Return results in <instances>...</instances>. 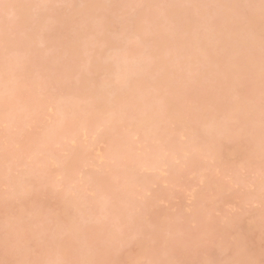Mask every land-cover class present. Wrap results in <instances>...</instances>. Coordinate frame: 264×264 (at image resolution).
<instances>
[{
	"label": "bare ground",
	"instance_id": "obj_1",
	"mask_svg": "<svg viewBox=\"0 0 264 264\" xmlns=\"http://www.w3.org/2000/svg\"><path fill=\"white\" fill-rule=\"evenodd\" d=\"M6 1V2H5ZM31 1H33V0H3L2 2H1V0H0V12H2L1 14H3V15H1L0 16V24H1V26H0V29H3V32L5 33V29H8L7 31H9V32H7L8 34H10V31H12V29H9L10 27H12V26H15L17 29H18V31H17V29L14 27L13 29H15V30H13L12 31V34H10L11 36L12 35H16L15 36V38L14 39H12V40H10V41H8V37H7V35L6 34H3V32L2 31H0V33H2L3 34V36H5L3 39H4V46L2 45L3 43H2V41L0 40V48L2 49V50H0V56H2L1 57V59H3V60H5V62L4 61H0V62H4L5 63V65L7 64V63H9L8 65H7V67L9 68V69H7L6 67H5V70L6 71H4L5 72V75H6V77L7 76H9L10 74V72H11V75H10V79H8V78H5L4 76L2 77L1 75H0V117L1 118H4L5 120L3 121V122H5V123H7V119H9V121H8V126H10V127H12L11 125H9V124H13V126H15V125H19V127H17V126H15V130H14V132H13V129H14V127H12V128H9L8 126L6 127V128H8L9 130L7 131L8 132V134H9V136L7 135V136H4V135H6L7 134V132H6V134H5V132H4V134L2 135L3 136V138L4 139H7L6 141H7V143H8V146H9V149H7V147L8 146H4L6 149L4 150L6 153H2L3 152V150L2 149H4L2 146L0 147V149H1V153H0V155L2 154V155H4V156H0L1 158H5V155H6V158H7V160H6V162H8V164L10 165L9 167L7 166V164H5L4 163V165L6 166V168H9V169H11L12 167V170H16L18 173L19 172H21L23 175H28L27 177H21L22 175H21V173H19L18 174V176L19 175H21V176H19L18 177V179L19 180H15V178H14V176H11L10 174H9V172H7V171H5V170H2V169H4L5 167H3V162H2V164H0L1 165V169H0V174L3 172L4 174L5 173H7V174H9L10 175V178H8L7 179V182H4L5 181V178H4V176H6V175H4V174H1L0 175V177L3 175V177H2V179L0 180V185L2 186L3 184L2 183H4V186H5V189H9V188H13L12 190H14V192L12 191V190H10L9 189V191H8V194H10V195H12V194H14V197L12 196H10V195H8L7 194V198H5V199H8V196L9 197H11V199L9 198L7 201V204H6V208H5V211H3V218H2V220H3V222H9V228H10V222H11V227H13V230L16 232V230L17 229H14L15 227H16V225H18L19 224V221L21 222L18 226H17V228H18V232H16V233H14V231H12V230H10V233L11 232H13V234H9V232H7L6 231V229L4 230L5 232H3V231H1L0 230V234H2V233H8L10 236L12 235V236H14L13 238H12V242L14 243V241L16 240V238H17V236H15V234L16 235H18V233L20 234V236H19V238H17L18 240H21L20 241V243H14L13 245H15V246H13V247H15L14 248V250H11L12 252H14L13 254H11L12 252L11 251H9V255H11V256H13V255H16V253H17V251H18V249L20 248V246H21V244L23 243V245L25 244L26 246H27V244L26 243H28V233L30 232V230L31 229H29L28 230V228H29V226H30V224L27 222V219L29 220V219H32V218H34V217H42L43 216V214H44V216H46V218H47V215H49L50 217H49V219L50 220H53V221H55L56 219H58V220H56L55 221V223H56V226L57 225H59V226H57L58 227V229H56V230H54L55 229V227H53V229L52 230H54L53 231V233H52V230L50 231V233H49V235L50 234H52V235H57L58 234V236L57 237H55L54 238V236H53V241H54V243L52 242V241H50L49 239H51L52 240V235H51V238L50 237H48V239H47V236L45 237V239L44 238H42V240H44L43 241V244L44 245H42L43 246V249H42V251H40L41 253V255H35L34 257H33V254H31L32 252H30V254L32 255H30L29 254V252H27L28 251V249L25 247V245L23 246H21V249L23 248V249H27V251L25 250V252L23 253V251L22 250H20V252H22V254H19V252H18V255H20V256H22L21 258L19 257H15V256H13V258H18V259H16V260H19V259H21V260H19L18 262L16 261L15 263L16 264H44V262H46V264H64V263H66V264H95V262L97 263V264H120L121 262H122V260H121V258L123 259V262H124V258L126 259L127 258V261L129 260V261H131V264H138L139 263V261L141 262V264H144L145 262H146V264H155L156 263V261H158V260H161V262L159 263V264H166L167 262H169V260H170V262L173 260V259H175V258H173V256L171 257V255H170V253H171V251H172V247H170L169 248V246H171L172 245V240L170 239V241H169V239H168V241L166 240V238L165 237H167L168 238V236H167V234H163V233H169L170 234V228H171V226H172V224L169 226V227H167V228H165V225L166 226H168V224L167 223H165V222H170L171 220H169V213H171V209L174 207V204L176 203V205L175 206H177L176 207V209H178L179 207H180V209H178L177 211H180V212H178V216L181 218V219H183L184 220V222H185V224H186V220L183 218L184 217V213H185V211H187V210H184L185 209V207L187 206V203H186V199H187V196L184 194V190H181L180 191V189L182 188V189H184L183 188V186H187V187H185V188H187L186 190H188L189 192L191 191V188H193V186H194V184H193V182H195V181H199L200 179H199V177L198 176H200L201 174H194V177L192 178L191 177V179H190V177L188 176V175H190L189 173H190V171H191V174L193 173V171L196 173L197 171L199 172H203L204 170H206L207 169V173L204 171V173H203V176H204V181L202 182L203 184H204V186H206L208 183L210 184V185H208L207 187H204L203 186V184L200 186L198 183V185L200 186V189L199 188H197V189H195V191H197V192H199L198 191V189L200 190V192L199 193H197L196 192V195H197V197H203L201 200L200 199H198L197 200V197H196V199H194V200H196V202L193 200V202L194 203H196V204H194L193 202L191 203V205L190 206H193V205H195V208H199V209H195V208H190V206H189V208H190V210L192 209L193 211L195 210H198V212H195V216L194 217H196V219L193 217V211L191 210L190 212H191V216L194 218H192V220H194L193 222H195V224H196V222L197 221H199L196 225H197V227L199 226V224H200V220H202L201 221V224H200V229L199 228H197L196 227V225H194L193 227H190V228H192V230L191 229H189V232L190 233H187L188 234V240H187V245L190 247L189 248V253L192 255V252L195 250V252H196V254H197V250L199 249H201L202 251H204V247H205V250H206V248H210V250H212L213 248V240H215L216 242H217V235L215 236V234H216V232H219V235L221 234V231H223L222 229L223 228H225L224 230L225 231H223V234L225 233V235H223L224 236V238H223V236L221 235V236H219L218 237V240H220L219 238H221L222 237V240H220L221 242H219V243H216V244H218L219 246H217L216 244V246L217 247H219V248H215L216 246L214 245V249H216V250H214V251H217L220 255V257H217L216 258V256H217V254H216V256L214 255V251H211L212 253H213V255H212V253L210 252V254L213 256H209L210 254H206V255H208L209 257H207L206 258V256L205 255H201L200 253H198L197 254V256L200 254L201 255V257H203V258H206V260L209 258L210 260L212 259L213 260V258H214V261H212V263H216V264H222L221 263V261L224 263V264H227L226 263V261H230V263L231 262H233V264H264V261H262V260H264V259H262V258H264V257H262V256H264V255H262L263 254V251L262 250H264V248H263V246H264V243H263V246L261 245H259L258 243L260 242V243H262L263 241H264V239H260V240H258V243L256 244V246H260V248L258 247H256L255 246V244H253V243H255L254 242V240L255 239H257V237H258V239L260 238V236L263 238V234H264V229L262 228V227H264V226H260L259 224H263L264 225V220H263V218H264V214H261V208H262V210H263V206H264V201L262 202L261 201V194L263 193V192H260V191H264V183H263V181H264V179H263V181L262 180H260V181H257V180H255L254 179V177H250V174H251V172L252 173H254V172H258L257 170H256V168L257 169H261L260 171V173L258 174V177L256 176L255 178L257 179H259L260 177H261V179L262 178H264V176L262 175V173L264 172V166H262V165H264V107L262 106V105H264V104H262V102H264V93H261V92H264V86H261L262 87V89H261V87H260V85H262L263 83H264V2L262 1V0H252L253 1V4L252 3H246L247 5L244 7L243 6V2L245 1V0H114L116 3H115V8L113 7V5H114V2H113V4L112 3H110L109 2V0H108V2L110 3H108L107 5L105 4V1H107V0H102V1H100V0H77V1H75V0H55V1H58L57 3H59V1H61V4L63 3V2H65L66 4H65V6L67 7V6H72V4H75V5H73L72 7H68V8H66V10H68V11H66V12H64L65 11V8H63V10H61L62 12H61V14H60V16H59V14L57 15V13L59 12L58 10L59 9H56V11L54 10V8L52 7V5H51V7H49L50 6V4H51V1L52 0H50L49 2H47V4H44L45 2H46V0H44V3H42L43 2V0H41L42 2H41V4H43V6L41 5V8L43 7L44 8V5L46 6V5H48V6H46V8H42V10H49V16H48V14H46V15H44V11H40L39 9H41L40 8V6L39 5H36V6H34L35 4H37V3H35V0L33 1L34 2V4H32L31 3ZM48 1V0H47ZM54 1V4H56V2ZM63 1V2H62ZM179 3H178V2ZM4 2V3H3ZM7 2H9V4H8V7L10 8V6H11V8L10 9H8L9 10V13L7 12L8 10L6 9V7H7ZM11 2V3H10ZM30 2V3H29ZM76 2H77V4H76ZM3 3V4H2ZM17 3V4H16ZM52 3H53V1H52ZM107 3V2H106ZM5 4V5H4ZM11 4V5H10ZM112 4V5H111ZM250 4V5H249ZM4 5V7H2ZM10 5V6H9ZM82 5H85V7H83ZM112 6L114 9H112V7H110V6ZM249 5V6H248ZM37 6H39V7H37ZM81 6V7H83L82 9H79V7ZM156 6H158V7H156ZM247 6H248V8H247ZM251 6V7H250ZM36 7L38 8V10L41 12H39V11H37V12H35L36 11ZM155 7V8H154ZM2 8V9H1ZM50 8H52V9H50ZM70 8V9H69ZM3 9H5V10H3ZM248 9V10H247ZM54 10V11H53ZM121 10V11H120ZM130 12L131 10H132V12L134 11V13H133V15H132V13H129L128 11ZM112 11H114L115 12V14H116V11H119V13H120V15H118V18H117V21H121V24L124 26H122L121 28V31L120 32H118L117 34H118V36H119V39H118V37H116L117 39H118V41H120V36H123V34L125 33L126 34V30L129 28V30H132V31H130V33H129V31H128V33L130 34V35H128V38L129 39H127L128 40V45H125V43H124V45L123 46H120L119 45V43H117L113 38L112 39H110V40H108V39H101V43L102 42H104V44H105V48H107L106 49V51L108 52H106V54H105V52H102V53H100L99 52V54L97 53V54H94V55H97V56H95V57H97V60H95L94 59V62H91L90 61V59L92 58V56H93V53L94 52H92L91 53V51L94 49V45L96 46V48L98 47L97 46V43L100 41V39L99 38H101L100 36H98V35H100V34H102V33H108V31H109V33H111L110 31H112L113 32V30H112V28H113V26L112 25H114V23H113V20L110 18V16L112 17ZM124 11H125V13H124ZM5 12V13H4ZM6 12H7V15L9 16V14L11 13L12 15L11 16H9V17H14V18H16V19H13V17H12V19L15 21L14 22V24H13V20H10V21H6L7 20V16L5 17V14H6ZM48 12V11H47ZM55 12V13H54ZM110 12V13H109ZM112 12V13H111ZM122 12V13H121ZM127 12V13H126ZM34 15H36V13H37V15L36 16H34ZM40 13V14H39ZM62 13H64V14H62ZM65 13H67V14H65ZM108 13L110 14V15H108ZM38 14H39V16H38ZM41 14H43V15H41ZM54 14H56V16L54 15ZM114 14V13H113ZM127 14H129L131 17H129V19L127 18ZM54 15V17H52ZM38 16V17H37ZM47 16V17H46ZM126 16V17H125ZM4 17V18H3ZM33 17H36L37 19H34ZM49 17H51V18H49ZM114 18H116V16H113ZM112 17V18H113ZM125 17V18H124ZM6 18V19H5ZM19 18V19H18ZM42 18V19H41ZM46 18H48V19H46ZM120 18H122V19H120ZM4 19H5V22H6V24H5V22H4ZM9 19V18H8ZM46 19V20H45ZM49 19H51L52 21L49 23L48 22V20ZM131 19V20H130ZM17 20V21H16ZM19 20V21H18ZM37 20V21H36ZM39 20H40V22H39ZM44 20L47 22V23H49V25L50 26H48V25H46V27H45V25H44ZM116 20V19H115ZM124 20V21H123ZM127 20V21H126ZM33 21V23H32V25H33V27H32V29H31V27H30V24H31V22ZM116 21V22H117ZM129 21V22H128ZM1 22H3V23H1ZM16 22H18V23H16ZM34 22H36V23H34ZM38 22V23H37ZM124 22V23H123ZM129 24H128V23ZM16 23V24H15ZM43 23V24H42ZM118 23H120V22H118ZM13 24V25H12ZM35 24V25H34ZM38 26H37V25ZM2 25H5V26H2ZM116 25H119V26H121L120 24H116ZM112 26V27H111ZM173 26V27H172ZM174 26H175V28H174ZM7 27H9V28H7ZM37 28V29H33V28ZM130 27H131V29H130ZM42 30H40V29ZM173 28V29H172ZM34 30L35 32L34 33H29L28 31L29 30ZM110 29V30H109ZM20 30V31H19ZM28 30V31H27ZM36 30H37V32H36ZM39 30V31H38ZM16 31V32H15ZM26 31V32H25ZM119 31V30H118ZM126 31V32H125ZM13 32H15V33H13ZM18 32V33H17ZM23 32H25L23 35H22V33ZM27 32H28V34L29 35H27ZM33 32V31H32ZM38 32H39V34H38ZM48 32H54V33H48ZM117 31H114V33H116ZM35 33L36 34H38V35H35ZM33 34H34V36H33ZM40 34H41V36H40ZM54 34V35H53ZM63 34V35H62ZM97 34V37H96V39L98 38V42H97V40L96 39H94L93 37H95V35ZM19 35V36H18ZM25 35H26V37H25ZM56 35V36H55ZM60 35V36H59ZM180 35V36H179ZM18 36V37H17ZM24 36V37H23ZM35 36H36V38H35ZM37 36H40V38L39 37H37ZM59 36V37H58ZM102 36H104V35H102ZM108 35H106V37H107ZM110 36V35H109ZM115 36H116V34H115ZM6 37H7V41H8V43H7V41L5 42V40H6ZM20 37V38H19ZM18 38V39H17ZM108 38V37H107ZM115 38V37H114ZM126 38V37H125ZM40 39V40H39ZM57 39H62L63 40V43H64V45L63 46H61L62 44H60L61 42H59V44H60V46H58V40ZM210 39V40H209ZM44 40V41H43ZM50 40H55V42L53 43V44H57V47L60 49V48H62L63 49V51L64 50H66L67 51V53H68V59H70V60H68V62L70 61V65H66L67 67H65L64 66V68L62 67L61 68V66H58V64H57V66L55 67L54 66V63H55V61H56V59L57 58H55L56 56H54L52 59H51V57L49 58V57H44V56H42L40 53H39V50L37 49L38 47L37 46H40V45H38V43H40V44H44V43H49L50 45H51V41ZM56 40H57V42H56ZM94 40H96V43H95V41ZM103 40V41H102ZM126 39L124 40V42L125 41H127ZM212 40V41H211ZM38 41V42H37ZM46 41V42H45ZM94 41V42H93ZM123 41V40H122ZM10 42V43H9ZM121 42V41H120ZM211 42H213V44L211 43ZM215 42V43H214ZM33 43H35L34 45H33ZM121 43H123V42H121ZM127 43V42H126ZM8 44V45H7ZM55 44V45H56ZM92 44H94V45H92ZM215 44V45H214ZM217 44V45H216ZM35 46L36 48H32V46ZM46 45V44H45ZM7 46H9V47H7ZM54 46V45H53ZM30 47H31V49H33V51L35 50V52H34V54L36 53V49L38 50V53H36V55L37 54H40V55H38V56H35V57H38V59L39 60H37V58H35L37 61H35V59L32 61L29 57H27V58H29L28 60L30 61H25L26 60V56H28L29 55V53H30V51L29 50H31L30 49ZM57 47H55L54 46V48L56 49ZM6 48V49H5ZM61 49V50H62ZM91 49V50H90ZM99 50H102L103 48H98ZM60 50V51H61ZM26 51V52H25ZM27 51H29L28 52V54L27 55H25V53H27ZM58 51V49L55 51V52H57ZM62 51V52H63ZM95 51V50H94ZM3 52V53H2ZM31 52H32V50H31ZM19 53V54H18ZM89 53H91V57H90V55H89ZM104 53V54H103ZM88 54V55H87ZM87 55V56H86ZM40 56H42V57H44L43 59H42V57H40ZM86 56V57H85ZM100 56V57H99ZM23 57H25L24 59L25 60H23ZM33 56H31V58H32ZM90 57V58H89ZM46 58V59H45ZM51 59V60H49V59ZM99 58V59H98ZM48 59V60H47ZM41 60V61H40ZM7 61V62H6ZM52 61V62H51ZM42 62V63H41ZM33 64V66L32 65H29V64ZM37 63V64H36ZM52 63H53V65H52ZM72 63V64H71ZM40 64V65H39ZM43 65H46V66H48L49 67V72H53V67H54V72H56L55 74H57V68H59V73L61 72L62 73V75H59V73L57 74V76H56V78H59L58 79V81L56 80V82H54L55 84H54V86H55V88L56 89H58V92H57V95H56V93H55V95H51L52 96V98H51V96H50V94L48 95V93H46L47 95H45V97L43 98V99H41L42 97H43V95L41 94V93H44L45 92V90H47L48 88L47 87H49V84L48 83H44V85H47V86H43V87H41L40 89L42 90V92H40V91H38L39 90V86L42 84V82H40V77H38V79H39V82L37 81H35L36 80V76H38V75H36L35 74V71L36 72H38V69H40L41 70V72H44V71H42V66ZM60 65V64H59ZM76 66V68L74 69V71H79L78 73H80V75H81V69H80V67L82 68V71L83 72H86L85 70H88L90 67L94 70H90V73L92 72L93 74H94V72H96V71H101V72H104L103 73V79H104V77L106 78V80L104 79V82L105 83H103V82H101L103 85L105 84V85H110L109 87H111L112 88V90H110L109 91V89H108V91H104L103 90V92H99L98 94H96V92L94 93L93 91H92V89L93 88H89V89H91V90H89V89H87V88H80L81 90H83L82 92L81 91H77L76 92V89L78 90L79 89V87L78 88H76V89H74L73 88V90L71 89V87H70V89H69V86L67 87V84H66V82L68 81L67 80V73L69 72V71H71V70H73V68L72 69H69L68 67L69 66ZM63 66V65H62ZM84 66H87V68L86 69H84ZM34 67V68H33ZM36 68V69H35ZM38 68V69H37ZM68 68V69H67ZM77 68L78 69H80V70H77ZM56 69V70H55ZM84 69V70H83ZM32 70L34 71V73L32 72ZM40 70H39V72H40ZM73 71V72H74ZM0 72H2V71H0ZM8 72V74L9 75H7L6 73ZM21 72H23V74L25 73H27L28 75H26V76H28L27 77V83L28 82H30V80H31V82H30V84H26L25 86H23L24 87V89L22 90L21 88V90H20V93H22V92H24V90H25V93L24 94H19L18 96L17 95H15V94H18V92H19V90H18V88H17V83H15L16 84V87L15 86H13V87H15L14 89L15 90H18L17 92H14V89H13V91H12V88L13 87H10L9 85H10V81L9 80H11V79H15L16 77H20V75H21V77H20V80H21V78H23V76L25 75H23ZM67 72V73H66ZM88 72V74L87 75H91L90 73H89V71H87ZM200 72H203V75H204V77H206V79H210V80H206V84L208 83L207 81H211V83L209 84L208 83V85H210V86H208V85H206L207 87H209L207 90L210 92V93H208L207 95H208V97H207V95H205L206 93H207V90H206V87H204L205 89H203V88H201L200 90H201V92H203V94L205 95L204 97V101H203V94L201 93L200 94V91L199 90H197L198 89V85H200V84H202L203 85V82L202 83H200L199 84V82H200V80H201V78L200 77H202L203 75H201V76H198L199 75V73ZM211 73V74H205V73ZM228 72H231V74H233V73H235V72H237L236 74H239V73H241V75H239V76H237L236 78L237 79H235L234 78V80H237L235 83L234 82H232V77H233V75H232V77H230L227 73ZM239 72V73H238ZM21 73V74H20ZM64 73H66V74H64ZM69 73H71L72 74V71L71 72H69ZM74 73H76L77 74V72H74ZM222 73H226V75H223ZM55 74H51V75H55ZM200 74H202V73H200ZM213 74V79H212V75ZM219 74H221V80H224L225 82H226V80H225V78H227V80L228 79H230L231 81L230 82H228L230 85L233 83V85L234 86H236V83L239 81V79H240V81H243V80H241L243 77L245 78L246 77V79H245V81L247 80V83L244 81V83L246 84V87H247V90H245V88H244V90L245 91H242L243 90V87L241 88L242 90H240V89H238L239 91H237L238 92V94L236 93V95L234 94V90H235V87L232 85V87L231 86H229V84L225 87V86H223V87H219V86H221V80L219 79L220 77V75ZM3 75H4V73H3ZM18 75V76H17ZM23 75V76H22ZM58 75H59V77H58ZM69 75V74H68ZM216 75V76H215ZM242 75H244L243 77H242ZM249 75H251V77L249 76ZM12 76H14V77H12ZM62 76L63 77H66V79H61L62 78ZM197 76V77H196ZM225 76V78H223ZM226 76H228V77H230V78H228V77H226ZM236 76V75H235ZM234 76V77H235ZM52 77H55V76H52ZM61 77V78H60ZM199 77V78H198ZM203 77V78H204ZM254 77V78H253ZM70 78V76L68 77V79ZM82 78H85L84 76H82ZM198 78V79H197ZM202 78V79H203ZM219 79V84L218 83H216V82H218V80H216L215 81V79ZM249 80H248V79ZM251 78V79H250ZM260 78V80H258ZM13 79V80H14ZM61 79V80H60ZM212 79V80H211ZM254 79H256V81L254 82ZM261 79L263 80V81H261ZM18 80V79H17ZM67 80V81H66ZM250 80H252V81H250ZM66 81V82H65ZM84 81V80H83ZM90 81V80H89ZM202 81V80H201ZM203 81H204V79H203ZM213 81H215L214 83H213ZM224 81H222L224 84H225V82ZM257 81L258 82H261V83H258L257 84ZM82 82V81H81ZM92 82H94L93 80H92ZM198 83V85H197V83ZM249 82H253V84H251V83H249ZM40 83V84H39ZM88 83V82H87ZM96 83V82H95ZM99 83V82H98ZM205 83V82H204ZM240 83V85H243V82H239ZM239 83H238V85H239ZM242 83V84H241ZM89 84H91V82H89L88 83V85ZM212 84V85H211ZM215 84H218V85H215ZM226 84H227V82H226ZM244 84V85H245ZM247 84H249V85H247ZM259 85V87L258 86H255V85ZM29 85V86H28ZM81 85H82V83H81ZM94 85V86H93ZM197 85V86H196ZM252 85V86H251ZM254 85V86H253ZM9 86V87H8ZM26 86H27V91H26ZM90 86V85H89ZM91 86H93V87H95V84L94 83H92L91 84ZM90 86V87H91ZM96 86H98V88H99V85H96ZM108 86H106V87H108ZM230 88H232V89H234V90H232V89H230ZM18 87H20L19 85H18ZM44 87H45V89H44ZM105 87V90H107V88ZM225 87V89H227V88H229V90H222L223 88ZM237 88H238V86H236ZM254 87H256V88H254ZM11 88V89H10ZM97 88V87H96ZM100 88H103V87H101V85H100ZM197 88V89H196ZM218 88H221V89H219V90H222V91H219L218 90ZM254 88V89H253ZM261 89L260 91L261 92H258L257 94L258 95H256V93L254 92V91H258L259 89ZM55 89V90H56ZM196 89V90H195ZM251 89H253V90H251ZM203 90H205L206 91V93H204L205 91H203ZM231 90V91H230ZM252 91L253 93H249V91ZM44 91V92H43ZM57 91V90H56ZM95 91V90H94ZM96 91H98V90H96ZM178 91V92H177ZM196 91V92H195ZM198 91V92H197ZM225 91H227V92H225ZM242 91V93H240ZM248 91V92H247ZM74 92H76V93H74ZM229 92H232L233 94H230ZM246 92V93H245ZM15 93V94H14ZM38 93H40L41 95H42V97H40V99L38 100V98H39V96H41V95H39ZM246 94V95H244V94ZM249 93V94H248ZM45 94V93H44ZM242 95L243 97H245V98H241V97H239L240 95ZM263 94V95H262ZM39 95V96H38ZM256 95V96H255ZM259 95H261V99H260V96ZM21 96H24V97H21ZM35 96V97H34ZM48 96V97H47ZM250 96V98L249 99H246V98H248ZM257 96H259V97H257ZM67 97H69V98H67ZM189 97V98H188ZM253 97H254V99H258V101H260L261 102V105L259 104L260 102H257L256 103V101L253 99ZM21 99V98H26V100L24 99V100H21V102H23V106L20 104L21 102L18 100V99ZM34 98H36V99H34ZM46 98H47V100H46ZM48 98H50V99H48ZM252 98V99H251ZM15 99V100H14ZM32 99V100H31ZM70 99V100H69ZM256 99V100H257ZM260 99V100H259ZM14 100V101H13ZM16 100H18L17 101V103H16ZM188 100H190V101H188ZM26 101H27V103H26ZM30 101V102H29ZM35 101L36 103H34V105H31V104H33V102ZM190 103L191 102V104H189L188 102ZM252 101H254L253 102V104H255V105H252ZM83 102V103H82ZM187 102V103H186ZM194 102V103H193ZM196 102V103H195ZM197 102L199 103V104H197ZM201 102H202V104H201ZM226 102V103H225ZM20 105H19V104ZM82 103V104H81ZM185 103H186V106H191V107H189L188 106V108L185 106ZM249 103L251 104V106L249 105ZM18 104V105H17ZM259 104V106L258 107H263L262 109L260 108H258L256 105H258ZM195 105V106H194ZM198 105H200V106H198ZM249 105V106H248ZM17 106V107H16ZM72 106V108H70ZM77 106V107H76ZM194 106V107H193ZM252 106H256V107H252ZM16 109H15V108ZM19 107V108H18ZM215 107V108H214ZM252 107V108H251ZM13 108V109H12ZM47 108H51L52 110H53V108H54V110H53V112L56 114V116L58 117V118H55L56 116H54L55 114H51V115H48V114H50V113H48V112H45V114L43 115V113H44V111L45 110H48ZM70 108V109H69ZM73 108L75 109L74 111H72L73 110ZM212 108H214L213 110H212ZM256 108H258L257 110H254V109H256ZM13 111L14 113H15V116L18 118H16L15 116H14V113H11V111ZM16 110V111H15ZM251 110V111H250ZM22 111L24 112H27L28 113V116L27 115H25L24 116V114L22 113ZM16 112H18L17 114H16ZM72 112V113H71ZM259 113V114H257V113ZM20 113V114H19ZM22 113V114H21ZM212 115V113H215V115H212V117H211V115ZM10 114V115H9ZM11 114L14 116H11ZM255 114H257V115H255ZM22 115V116H21ZM45 115H47V116H49L50 117V121L52 122H49L48 124H47V119L46 118H44L45 117ZM53 115V116H52ZM208 115H209V117H211V119L209 118H207L208 117ZM41 116H43V120H47L45 123H43V125L44 126H46V128H47V130H46V128H43V133H44V136H43V134L42 133H38L37 132V134H42V135H37L35 132V134L37 135H35L34 133H32V132H30L31 130H29V128H27L26 126H27V124H25L24 125V122L26 121H34L35 123V125H36V127L37 128H39L40 129V127H38V126H40V125H38V121L37 120H39V121H43L42 120V118H41ZM253 116H254V118H253ZM9 117V118H8ZM11 117L12 118H14L13 120H14V122L12 121V119H11ZM21 117H22V119H21ZM25 117V118H24ZM55 118V122H54V118ZM258 117V118H257ZM0 118V119H1ZM17 119V121H15L16 119ZM26 118H30L29 120L27 119L26 120ZM40 118V119H39ZM57 119V120H56ZM206 119H208L207 121H206ZM250 119V120H249ZM252 119V120H251ZM254 119V120H253ZM2 120L3 119H1V121H0V125H1V123H3L2 122ZM19 120V121H18ZM25 120V121H24ZM36 120V121H35ZM20 121H22L23 122V124L21 125V123H20ZM32 121L31 122H29V124H30V126H33V125H31L32 124ZM36 122H37V124H36ZM17 123H19V124H17ZM28 123V122H27ZM39 123H41V122H39ZM56 123V124H55ZM247 123V124H246ZM252 124V126L253 127H251V124ZM15 124V125H14ZM55 124V125H54ZM38 125V126H37ZM42 125V126H43ZM50 125V126H49ZM248 125H250V126H248ZM23 126V127H22ZM30 126H28V127H30ZM42 126H41V128H42ZM102 126H104V128H102L98 133L96 132V128L98 127V130H99V127H102ZM105 126H107L109 129H111L112 130V133H111V131H109L108 133L110 134L109 136L110 137H115L116 138V136H117V134H118V139L117 140H115V138L113 139V137H112V139L113 140H115V144L116 145H114V148H113V150H112V152H111V150L110 151H108V156H107V154H106V157H103V156H105V154L104 155H102V157L104 158V160H108L107 162L109 163H107L106 161H104V164L106 163L107 165L106 166H111L110 164H112V163H110V161H114L115 159L117 160L118 159V161H120L119 160V158H120V156H121V158H122V160H123V156L122 155H124V157H125V161H122L121 160V163L122 164H124L123 165V169H124V171L125 172H121V171H123L122 169H119V171L121 172V173H123V175H119V172L117 171V174L118 175H116L115 176V170H118V169H115L116 168V166L117 165H119V167L120 168H122L121 166V163L120 164H117L116 165V162H114L115 164L113 165L112 164V166H111V168H109L110 170H108V171H112L113 172V175H114V177L116 178L117 176H119L120 177V179H121V177H124L123 178V181L119 184V181H121L119 178L117 179V180H119L117 183L115 182V180H113L112 181V177H113V175L112 176H110V175H108V171L107 172H104L105 171V165L101 162V164H103L104 165V167H103V165L101 166V164H97V165H95V162H98V158H99V155L97 156H95V155H93L94 153H92V155H91V151H93V148H92V150L89 148L90 146H92V147H94V145H95V147H97V144H100V142L101 143H105L106 141H107V139L105 138V137H107V138H109V136L107 135V133H103V131L105 132V129H106V131H108L107 129L108 128H105ZM2 126H0V128H1ZM25 127H26V129H28L29 130V133L26 135V139L27 140H25L24 142H23V140H22V143H21V141L20 142H18V140H19V135L21 136V132L20 131H22V138H23V133H24V131L26 130L25 129ZM34 127V126H33ZM36 127H35V129H36ZM249 128V130H248V128ZM251 127V128H250ZM5 128V127H4ZM5 128V129H6ZM23 128H24V130H23ZM247 128V129H246ZM20 130V131H18V130ZM30 129H32V128H30ZM104 129V130H103ZM251 129V130H250ZM7 130V129H6ZM6 130H4V129H1V131L3 132V131H6ZM28 130H26V131H28ZM32 130H34V128L32 129ZM37 130V129H36ZM36 130H34V131H36ZM46 130V131H45ZM103 130V131H102ZM0 131V133H2ZM10 131L12 132L11 134L14 136V138L12 137V135H10ZM41 131V130H40ZM81 131H85V135H86V133H88V131H92L91 132V134L90 135H86L87 137H89V140H91L92 138V134H98V136L96 135V137H95V139H101V137L100 136H102L103 134V136H105L104 137V139L102 138L101 139V141L99 140V141H95V140H93V142H91V145L90 146H87L88 144H90L89 142L90 141H88V144L87 145H85V143H84V146H83V144H80L79 142L81 141L82 143H83V141H84V139L82 138V137H80V138H82V139H80L78 136L80 135H82L83 133L81 132ZM87 131V132H86ZM95 131V132H94ZM80 132V133H79ZM94 132V133H93ZM114 132V133H113ZM218 132V134H216ZM26 133V132H25ZM103 133V134H102ZM34 134V135H33ZM71 134V135H70ZM79 134V135H78ZM102 134V135H101ZM106 134V135H105ZM113 134V135H112ZM220 134H221V136H220ZM223 134H225V135H223ZM31 135H32V138H31V140L32 141H34L36 138L38 139H36L35 141H36V143L37 142H41L42 143V145L43 144H45V148H46V146H47V150L45 151V148H43V146L41 145V144H39L40 146H42L41 147V149L40 148H38V144L36 145L35 144V141L33 142L35 145H33V143L32 142H30V137H31ZM71 136V138H69L68 136ZM78 135V136H77ZM112 135V136H111ZM114 135H116V136H114ZM247 135H249L248 136V138L246 137ZM0 136H1V134H0ZM2 136L0 137V140H2ZM12 138H11V137ZM18 138H17V137ZM27 136H29V137H27ZM35 136V137H34ZM43 136V137H42ZM64 136H66V141L64 142ZM74 136V137H73ZM83 136V135H82ZM91 136V137H90ZM102 136V137H103ZM219 136V137H218ZM228 136V137H227ZM8 137H10V139L8 138ZM68 137V138H67ZM98 137V138H97ZM135 137H137L138 138V140H136V142H137V144L140 142V145H142V148H137V147H135L136 146V143H134L135 142V140H133ZM178 137H185V140L186 141H182V140H180L181 141V143H180V141H179V139H178ZM220 137H223V138H225V139H223V138H221L223 141H222V143H220L221 142V140H220ZM230 137H234V140H232ZM243 137V138H242ZM244 137H246L247 138V140H249L248 142L246 141V138H245V140H244ZM21 138V139H22ZM35 138V139H34ZM74 139L75 140V150L74 149H72V146H70L71 147V149H70V147H69V145H70V141L69 140H71V139ZM219 138V139H218ZM9 139V140H8ZM16 139H18L16 142L14 141V140H16ZM20 139V140H21ZM39 139H41V140H39ZM67 139H69L68 141H67ZM76 139H78V140H80L79 142H78V140H76ZM110 139V138H109ZM227 139V140H226ZM228 139L229 140H231L232 142H229L228 141ZM11 140H12V142H11ZM29 140V141H28ZM62 140V141H61ZM103 140V141H102ZM132 140L134 141V142H132ZM244 141V144H242L243 142L242 141ZM2 141H4V140H2ZM2 141H1V143H2ZM5 141V142H6ZM105 141V142H104ZM201 143H200V142ZM219 141V142H218ZM227 141V142H226ZM233 141H234V144L232 145L231 143H233ZM241 141V142H240ZM31 143L30 145L28 144V143ZM53 142V143H52ZM61 143L60 145L61 146H59V148H60V150H59V148L58 147H53V145H54V143H55V145H58L59 143ZM68 142V143H67ZM94 142H96V143H94ZM99 142V143H98ZM199 142V143H198ZM224 142V143H223ZM246 142V143H245ZM6 143V144H7ZM16 143V144H15ZM18 143H21V144H18ZM52 144V146H49V145H47V144ZM62 143H67V145H62ZM79 143V144H78ZM92 143H94V144H92ZM114 143V142H113ZM196 143H198V144H196ZM229 143V144H228ZM13 144H15V145H17L18 144V149H22L23 147H24V145H25V148L27 149L28 147L26 146V145H29V150H31V151H33V148H34V150H35V147H33V146H36V150H38V152H36V150L35 151H33L34 153H30L31 151H26V149L23 151V152H25L26 154L25 155H27L28 156V158H29V156H31L32 154L34 155L35 154V152H36V155H38L39 154V152L40 153H42L41 154V156H39V157H33V158H29L30 159V163L28 164L27 162H24V161H27V156H25L24 155V157L26 158V160H25V158H22L23 157V152H22V154H19L21 151H19V150H17V151H19V153H18V155H20L19 157L21 158L20 159V161L22 162V165H21V162H19V163H17V160H19L18 158V155H16V156H13V160H14V162L12 161V160H9L10 159V157L11 156H9V154L11 155V154H15L17 151L16 150H14V145ZM23 144V145H22ZM69 144V145H68ZM219 144H222V145H219ZM224 144H226V145H224ZM2 145H4V143H2ZM31 145H33V146H31ZM78 147H77V146ZM113 145H112V147H113ZM199 145H202V146H204V148H202V147H199ZM228 145H230L231 146V148H230V146H228ZM14 146V147H13ZM39 146V147H40ZM67 147V151L63 148V147ZM79 146L81 147V146H83V147H81L80 149H84V151H86L87 150V152L85 153L84 151H83V149L81 150L82 151V154H80L81 153V151L79 150ZM100 146V145H99ZM233 146V147H232ZM32 147V148H31ZM49 147V148H48ZM51 147H53V148H51ZM73 147H74V145H73ZM202 148V150H195V149H197V148ZM55 148V149H54ZM76 148H78L77 149V151L79 150L80 152L78 153V154H75V153H77V152H75L76 151ZM85 148H86V150H85ZM88 148V149H87ZM12 150V152H11V150ZM20 149V150H21ZM44 149V150H43ZM101 149V148H100ZM136 149V150H135ZM137 149H141L140 151V153H138L137 154ZM7 150H9V151H7ZM39 150H41V151H39ZM45 151V152H43V151ZM51 150V151H50ZM52 150H53V153L56 151V155H54L53 153H51L52 152ZM58 150H59V152L60 153H58ZM63 150L65 151V152H72L71 154H69V153H67L69 156H67V154H65V153H62L61 154V152H63ZM95 150V149H94ZM96 150H97V148H96ZM95 150V151H96ZM15 151V152H14ZM75 153H74V152ZM101 151H103L102 149H101ZM136 152V154H135V152ZM263 151V152H262ZM8 152H11V153H8ZM27 152H28V154H31V155H28L27 154ZM46 152H48V153H46ZM90 152V153H89ZM110 152L112 153V155H111V157H109L110 156ZM227 152H229V154H227ZM231 152V153H230ZM84 153H85V155H84ZM43 154H46L45 156H43ZM48 154V155H47ZM52 154V155H51ZM62 155H64V156H62V158H61V156ZM72 154H74L75 156L76 155H79L80 154V156H78V158H80V159H78L77 158V156L75 157L76 158V160H74L73 161V159L72 158H70V157H74V155H72ZM89 154V155H88ZM231 154V158L233 157L232 155H234V156H236L235 157V159L236 160H238V161H236L235 159V161L236 162H234V160H233V158H232V160H231V162L233 163V165L234 164H236L237 163V165L236 166H238V164H239V161H240V163L241 164H239L241 167H239V169H243L244 171L246 170L245 168L247 167V170L244 172L245 173V175H244V173H243V176H246V174L248 175V181L250 182V185H252L253 183H252V181H254V187H253V190H249L248 191V189L247 188H245V189H247V190H245L243 187H240L241 185H242V183H244L245 184V182H248V181H245L246 180V178L245 177H243V176H240L239 177V172L241 171V173H242V170H239L238 169V167L236 168V169H234L235 170V172L234 171H231V173L233 174V172H234V174H235V176L236 175H238L237 177L239 178V179H241L242 177H243V181H242V179L241 180H239V182H238V180H237V178H236V180L234 179V177L235 176H232L233 177V179H229L230 181H234V182H232V184L233 185H235V182L236 183H240L239 185V187L242 189H244L243 191H241L240 189H239V187H238V192H239V194L237 195L236 194V196H235V193H236V191H234L235 189H237V188H235L232 184H228V185H225L224 186V184H227V182L229 181H227V180H217V179H219L220 178V176L221 177H223V179L224 178H226V176L228 177L229 175L227 174V173H229V171H227V170H230L231 168L230 167H233V166H231L232 165V163L230 164V160H228L227 161V157L229 156ZM261 154H263V155H261ZM7 155H8V157H7ZM49 155L51 156V159L52 158H54L53 160L54 161H60L61 159H62V161H60L59 163L61 164L62 162H63V164L62 165H57L56 167H55V169L53 168V170H51L50 169V167H49V169L47 168V169H45V165H44V161H47V158L46 157H48L49 158ZM70 155H72V156H70ZM90 155H91V158H90ZM127 155V156H126ZM53 156V157H52ZM55 156H57V157H55ZM66 156V157H65ZM85 158H83V157ZM89 159V160H91L92 158H93V156H95V157H98L96 160H94V159H92V160H94V161H91L92 162V164H90L89 162V160H87L86 159V157ZM113 156V157H112ZM174 156H176L177 158L176 159H179V160H181V161H179L178 163H175V162H173L174 161ZM256 156H258V157H256ZM18 157V158H17ZM43 157V158H42ZM65 157V158H64ZM108 157V158H107ZM240 157L242 158V159H240ZM256 157V158H255ZM0 158V159H1ZM16 158V159H15ZM41 158H42V160H41ZM56 158H58V159H56ZM63 158H64V160H63ZM66 158L67 159H69L70 158V160L72 159V162L71 161H67L66 160ZM105 158H107V159H105ZM181 158V159H180ZM229 158V157H228ZM231 158H229V159H231ZM262 158V159H261ZM37 160L36 162H35V160ZM38 159H40V160H38ZM44 159V160H43ZM85 160V161H83V160ZM111 159V160H110ZM183 159H187V161L189 162V163H186L187 161L185 160L184 161V163H183ZM194 159V160H193ZM206 159H208V161H209V163L206 161ZM240 159V160H239ZM253 159V160H252ZM4 159H1L0 161H3ZM5 160H4V162H5ZM86 160H87V163H85V166L83 165V164H81L82 162L84 163V162H86ZM115 160V161H116ZM192 160V161H191ZM210 160L213 162V163H215L214 165L212 164L211 166L210 165H208V164H211V162H210ZM76 161V162H75ZM81 161V162H80ZM117 161V162H118ZM11 162V163H10ZM16 162V165L15 164H12V163H15ZM66 162L68 163V164H70V167H71V169L73 168V167H75L74 165H76L77 167V169H79V170H76L75 169V174L73 173V175H72V178L73 179H71L70 181H72L73 180V182H75V181H77V183L75 182V184H74V186H72L71 188H73V189H71L70 188V186L69 185H66L67 184V182H66V184H64L65 183V181H63V180H65V178H66V176H70V175H68V174H72V170L70 171V169H68L67 167H65V166H67L68 164H66ZM75 162V163H74ZM78 162V163H77ZM94 162V163H93ZM124 162V163H123ZM181 162V163H180ZM263 164H262V163ZM23 163H24V165L25 164H27V165H29V167H27V165L24 167L23 166ZM32 163V165H34L33 163H37V164H39V163H41V165H42V163H43V165H42V169H45V170H48V171H45V170H39V168H40V166H38L37 167V165L35 164L34 165V167L33 166H30V164ZM50 163V165H52L51 164V162H49ZM66 165H65V164ZM89 163V164H88ZM119 163V162H118ZM205 163H207L206 165H205ZM12 164V165H11ZM56 164H57V162H56ZM79 164V165H78ZM86 164H87V167H86ZM174 165V167H176V168H174L173 167V165ZM182 164H184V166H185V170L182 168V171L180 170V165L182 166ZM186 164H189V166L188 165H186ZM230 164V165H229ZM261 164V166H259ZM97 166V168H98V166H99V168L100 167H102L103 168V171L102 172H99V173H97V175H99V174H104V173H106V174H104V176H106V179L108 180V178L110 179L111 178V180H109L111 183H112V185H113V187H112V185H111V183L109 182V181H106L107 182V186L109 187L110 185H111V187H110V189H105V187H106V185H104V184H106V183H104L105 182V179H103L104 180V182H103V180H101L103 177V175H100V177L99 176H96V172H98V170H94L93 169V167L92 166ZM179 165V166H178ZM207 165H208V167L209 168H211V169H213L215 166H216V168H218L219 167V169L221 168V170H218L217 172L218 173H221V171H225V172H223L222 173V175H220L219 174V176L218 177H216L217 176V174L215 173V171H214V169H216V168H214L213 170H212V172L214 171V173H215V175H214V173H209V172H211V169L210 170H208L209 168L207 167ZM245 165H250L251 166V168L252 169H248V168H250V166H245ZM17 166V167H16ZM47 166H49L48 165V163H47ZM60 166L62 167V168H60ZM69 166V165H68ZM73 166V167H72ZM81 166H83V167H86L87 169H88V172H89V169H91L90 170V172H93V170L95 171V172H93L92 174L90 173H87L86 171H87V169H84L83 167H81ZM89 166H91V168L89 167ZM113 166H115L114 167V169H113ZM186 166H187V168L188 169H190V171H187L188 169H186ZM207 168H206V167ZM228 166H230V167H228ZM235 166V167H236ZM243 166H245V167H243ZM254 166H257V167H254ZM18 167H20V169L18 168ZM23 167L25 168V169H23ZM30 167H31V169H30ZM35 167H36V170H35ZM44 167V168H43ZM60 169H59V168ZM118 167V166H117ZM165 167H168V168H166V170H165V173H168V175L166 174V175H164L163 177H165L163 180H164V182H165V179H166V181L167 182H165V183H169V182H174L173 184H172V187L170 186V183L168 184V186H170V187H168V189H167V185H165L164 187H163V185L161 184V183H164L163 182V180H162V176H159V172H157V173H154V172H151L150 174L148 173V175H146L147 173L145 172V170H144V172H145V174H144V172H142V173H139L140 172V170L141 169H148V170H158V169H160L161 170V168H165ZM226 167H228V168H226ZM253 167L255 168V169H253ZM15 168V169H14ZM28 168V169H27ZM56 168H58V170H56ZM67 168V169H66ZM98 168V169H99ZM126 168V169H125ZM179 168V169H178ZM230 168V169H229ZM28 171H27V170ZM30 169V170H29ZM63 169H66V170H63ZM80 169H81V172H82V170H84L83 172H82V174L84 173L85 174V177L88 179V178H90L92 175H95L96 177L94 178L93 176V179H89V181H88V185H91L90 186V188L89 189H91V188H93V186L94 185H97L98 186V188H100V187H102L103 185L105 186H103L102 188L103 189H105L106 191L108 190H110V192L111 191H113L112 189L115 187V188H117L118 187V185H119V187H118V192L119 191H121V193H123V192H125V191H127L129 188H131L133 191H131V189L130 190H128L129 191V193H128V191H127V196H126V194L125 193H123V195H121V193H120V195L123 197V199H121V197H120V195H119V197H117L116 195H117V193L115 192V190L116 189H114V196H115V198H113V196L112 197H110L112 194H108V195H110L109 196V199L110 198H113L112 199V202L113 203H115V207H117V208H115V207H113L114 205H113V203H111L110 204V200H108L107 198V192H106V194L103 192V190L101 191V190H99L96 186L94 187V189H91V192L93 191V190H95V188H96V190L98 191H100V192H103L102 193V197H103V199L100 197V195H99V193L97 194V193H95V194H97L98 195V197H96V196H92V197H95L94 198V200L95 201H92V200H90V199H93L92 197H90V194H88V193H86V194H84V192H86L87 191V187H88V185H87V183L85 182V185L83 186V187H85V186H87L86 188H83L82 187V189H84L83 191V193H82V190L81 189H79V188H81V187H79L80 185L82 186V184H79L78 182H80L79 180H77V178H79L77 175H79V172H80ZM177 169V170H176ZM21 170V171H20ZM26 170V171H25ZM31 170H35L36 172H35V176H37L36 178H38L39 177V182H38V180H37V182L38 183H40V181H41V183L39 184V187H40V185L42 184V182L44 183V185H41V187L40 188H42L43 190L42 191H40V192H37L38 193V195H40V193H42L43 191H45L46 189H44V188H48L47 190L49 191V193H51V195L53 194V192L55 193V195L53 194L52 196H54V197H57L58 198V196H60V195H58V194H64V195H66L65 194V192L68 190V188L69 189H71V190H73V192L75 193V192H78V194L80 193L79 191L81 190V193L80 194H82L81 196H79L77 193H75V197L77 196V199L76 200H74V198H71V197H73V195L72 196H69L68 195V198L66 197V196H64V195H62V196H60L59 197V199H61V198H63L64 200H66V201H64V200H59V199H54L52 196H50V198H49V193L46 191V192H43V196L45 195V197L42 199L41 197H43V196H41V197H39L36 193H33V194H31L30 196L31 197H33L31 200H30V196L28 195V194H30V192H28L29 190H31L30 189V185H29V180H28V178L31 176H33V178L35 179V176H34V172L33 171H31ZM69 171V172H71V173H67V175H66V173H65V171ZM100 171H101V168L99 169ZM114 170V171H113ZM167 170H169V171H167ZM184 170V171H183ZM232 170V169H231ZM251 171L250 173H249V171ZM253 170V171H252ZM5 171V172H4ZM15 171V172H16ZM24 173H23V172ZM43 171H45V173H47L48 172V174H46V177H45V173L43 174ZM53 171V172H52ZM78 171V173L76 174V172ZM136 171H138V173H136ZM162 171H163V169H162ZM236 171H237V173H236ZM239 171V172H238ZM10 172L12 173L13 171H11L10 170ZM25 172H27V173H25ZM40 172V173H39ZM51 172H52V175L54 176V178H53V180L50 178V177H48V179L50 180V181H48L46 178H47V175L49 176L50 174H51ZM54 172L56 173V174H54ZM65 173V177L63 178V177H61V181H59L60 179H58V181H57V185H58V182H60L59 183V186H57V187H60V185H61V182L63 181L64 183H62L63 185H65V186H69V187H66V189H65V186H63L64 188H63V191H61L62 189H60V192L59 193H57V190L55 189L56 187V184H55V181H54V179L56 178V176L55 175H57L58 173H60V175H64V173ZM104 172V173H103ZM112 172H111V174H112ZM171 172V173H170ZM180 172H183L182 174L180 173ZM184 172H187V174L186 173H184ZM227 172V173H226ZM247 172V173H246ZM28 173H30L31 175H29ZM33 173V174H32ZM50 173V174H49ZM115 173V174H114ZM178 173V174H177ZM230 173V175H232ZM38 174H39V176H38ZM43 174V175H42ZM84 174H83V176H84ZM86 174L88 175H90V177H87L86 176ZM110 174V173H109ZM140 174H141V176H140ZM142 174H144L145 175V177H146V179H144L143 178V176L144 175H142ZM155 174V175H154ZM158 176H157V175ZM171 174V175H170ZM184 174V175H183ZM185 174H186V177H184L185 176ZM225 175V177H224V175ZM261 174V176H259ZM9 175H8V177H9ZM74 175H75V177H74ZM88 175V176H89ZM151 175V176H150ZM154 176V178H153V176ZM174 175V176H173ZM176 175V176H175ZM179 176V178H178V176ZM210 177H209V176ZM214 175L215 177V180H214V183H215V181L217 180L218 182H224V184L223 183H218V182H216L215 184H216V186L217 187H215L214 186V184L212 183V182H208V181H212V176ZM41 176V177H40ZM43 176V177H42ZM76 176H77V178H76ZM82 176V175H81ZM83 176L80 178L81 180H87L85 177V179L83 178ZM107 176H108V178H107ZM110 176V177H109ZM139 176V177H138ZM147 176H149V178L147 177ZM167 176H169V179L167 180ZM171 176H173V177H171ZM206 176H208V177H206ZM263 176V177H262ZM12 177L14 178V180L12 179ZM102 177V178H101ZM151 177V178H150ZM156 177L158 178L157 180H156ZM178 178V179H176V178ZM189 177V178H188ZM195 177L196 178H198V179H196V180H194L195 179ZM200 177H202V176H200ZM231 177V176H230ZM231 177V178H232ZM24 178L26 179V181L28 182H26L25 180H24ZM62 178H63V180H62ZM70 178V177H69ZM69 178L67 179L68 180V182H69ZM76 178V179H75ZM98 178H100V182H103V184L102 183H100V185L102 184V186H100L99 185V180H98ZM115 178H113V179H115ZM147 178L150 180L149 182H150V184L148 185V181H147ZM173 180H171V179ZM181 178H183V179H181ZM190 179L191 181H189L188 179ZM207 178V179H206ZM210 178V179H209ZM213 178V179H214ZM250 178L251 179H254V180H250ZM4 179V180H3ZM10 179V180H9ZM33 179V180H34ZM41 179V180H40ZM45 179H46V181H45ZM96 179V180H95ZM153 180V182H152V180ZM159 179L161 180V182H159ZM54 182V183H52V181ZM66 180V181H67ZM75 180V181H74ZM92 181V184H94V183H96V184H94L93 186H92V184H90L91 183V181ZM158 181V183H156V181ZM175 180V181H174ZM178 180H180V181H178ZM183 180V182H181ZM186 180H188V182L185 181ZM207 180V181H206ZM36 181V180H35ZM33 182V183H35V185L37 184V182ZM96 181V182H95ZM124 181H126V183H125V185H124ZM141 181H144L145 183H141ZM155 181V182H154ZM169 181V182H168ZM242 183H241V182ZM245 181V182H244ZM257 181V182H256ZM9 182V186L7 187V184L6 183H8ZM23 182L25 183L24 185H23ZM46 182H51L50 183V186H48L49 184L48 183H46ZM72 182V183H73ZM94 182V183H93ZM98 182V183H97ZM176 182V183H175ZM185 182V185H183V183ZM200 182V181H199ZM248 182V183H249ZM71 183V182H70ZM70 183H68V184H70ZM82 183H83V181H82ZM142 184V186H143V189H141V191H140V189H139V194H137L136 192L138 191L136 188L137 187H139V186H141V184ZM147 183V184H146ZM151 183H153V184H155V186L157 187L158 185H160V186H158L157 188H161V190H160V188L159 189H157V192H156V190L154 189V187H153V185H151ZM178 183V184H177ZM187 183H192V184H189L190 186L188 187V184ZM252 183V184H251ZM256 183H263V185L261 184V186L258 188V186H259V184L257 185V187H255L256 186ZM28 185V188L29 189H26L27 187H23V186H25V185ZM79 184V186H76V185H78ZM115 184H117V186H114ZM129 184V185H128ZM157 184V185H156ZM176 184V185H175ZM181 184V185H180ZM196 183H195V185L196 186H194V187H198V185H197ZM218 184V185H217ZM219 184H222V185H220V188L218 189V186H219ZM243 184V185H244ZM247 184V183H246ZM23 185V186H22ZM48 187H47V186ZM71 185V184H70ZM122 185H124L125 186V191H124V189H123V187H122V189H121V186ZM128 185V186H127ZM144 185H146V187L144 186ZM231 185V186H230ZM45 186V187H44ZM76 186V187H75ZM142 186H141V188H142ZM150 186V187H149ZM162 186V187H161ZM175 186V187H174ZM177 186H180L179 188V190H175L176 189V187ZM210 186L212 187V186H214L213 188H211L212 190H214L215 191V193L213 194H211L210 195ZM224 186V187H223ZM233 190H231L230 192L231 193H233V192H235V193H233V195L232 194H230V192H228L229 194H228V198H223V200H225V202H227V203H230V201H232V199H233V203H235V202H237V201H235L234 202V199H238V202L237 203H235V211L234 212H237L238 213V216H237V213H236V215H234L233 213L234 212H232V213H230V214H232V216H235V218L234 217H229V214H228V216H227V213H229L228 211H230L229 209H222V207H220L219 206V204L220 203H222V202H224L223 200H222V202H219V201H221L220 199L218 200V198H220L221 197V193H222V195L224 194V195H226L227 196V194L225 193V190H226V192H227V190L228 189H225V188H229V187ZM233 186V187H232ZM245 186H248V184L247 185H245ZM244 186V187H245ZM7 187V188H6ZM22 187L24 188L23 190H25L26 192H24V191H21L22 190ZM44 187V188H43ZM49 187H53L52 189H53V191L51 190V189H49ZM77 187H79L78 189V191H77ZM127 187H129L128 189H126ZM133 187V188H132ZM136 187V188H135ZM149 187V188H148ZM152 187V189H150ZM166 187V188H165ZM209 187V188H208ZM101 188V189H102ZM107 188V187H106ZM134 188L137 190L136 192H134ZM144 188H145V191L146 192H148L149 191V189H150V191H149V195L148 196H146L147 194L144 192ZM164 188H165V190H164ZM170 188H171V191H172V193L171 192H169L170 191ZM173 188H174V190L175 191H173ZM188 188H190V189H188ZM203 188V189H202ZM204 188H205V190H204ZM215 188V189H214ZM217 188V189H216ZM223 188V189H222ZM229 188V189H230ZM250 188V187H249ZM255 188V189H254ZM66 191H65V190ZM148 189V190H147ZM155 190V195H154V192H152V191H154ZM206 189H209V190H207L206 191ZM220 189L224 192H220V193H217L218 191H220ZM55 190V191H54ZM116 190V191H117ZM163 190V191H162ZM168 190V192H169V194L171 193L172 195H167L168 193L166 192ZM186 190H185V192H186ZM211 190V192H214V191H212ZM216 190H217V192H216ZM241 192H244L245 193V191H248L249 192V194H248V192H246L247 194H248V197L247 196H245L246 195V193H245V195H244V193H243V195H241L240 194V191ZM254 190H259L258 192L257 191H254ZM6 191V190H5ZM12 191V192H11ZM17 191L19 192V194H20V192L22 193L21 195L23 196L24 195V193H26L24 196L26 197H22L21 195L19 196V194L17 193ZM51 191V192H50ZM65 191V192H64ZM142 191H143V193L145 194V196H144V194H143V196L145 197V199L143 200V203H141L140 201V199H139V201L138 200H136V198H132V197H135V195L137 194L138 196L140 195V198H142ZM162 191V192H161ZM194 191V190H193ZM204 191H206V194H205V192ZM250 191H253L255 194H256V192H257V194L256 195H258V193H261L260 195H258V196H256L254 193V195L252 194V192H250ZM10 192V193H9ZM17 194H16V193ZM24 192V193H23ZM89 192H90V190H89ZM112 192V193H113ZM132 192H134V193H136L134 196H132V197H130L131 195H132ZM178 192V193H177ZM183 192V193H182ZM201 192H203V193H201ZM209 194H208V193ZM6 193V192H5ZM32 193V192H31ZM44 193H46V194H44ZM151 193H153V194H151ZM156 193H161V194H164V197H166V198H162V196L159 198V196L161 195V194H159V196H157L158 194H156ZM167 193V194H166ZM174 193V194H173ZM67 194H68V191H67ZM72 193L70 192V195H71ZM116 194V195H115ZM125 194V195H124ZM131 194V195H130ZM166 194V195H165ZM177 195V194H180V196H182V199H181V201L180 200H178L177 202H174L173 203V201L174 200H172V201H170L172 198H170V196H173L174 197V195ZM184 194V195H183ZM192 194H194V192L192 193ZM201 194V195H200ZM204 194H205V196H204ZM27 195L30 197L29 199L27 198ZM35 195H37L39 198H41L42 200H44L45 201V203L41 200V199H37L36 197H35ZM85 195H86V197H85ZM104 195H105V197H104ZM136 195V196H137ZM152 195H154V196H152ZM175 195V196H176ZM195 195V194H194ZM215 196V198L213 199V197L211 198L210 196ZM217 195H220V196H217ZM233 197H232V196ZM239 195H240V197H239ZM249 195H253V196H255V197H250V200H251V198H257V202L259 201H261L262 203H263V206L262 205H260V208H258V210H257V207L255 206V207H253V206H251V208L253 207V208H255V209H253V211L251 212V210L250 211H247V210H249V208L247 207V213H245V215L246 214H249L250 216H251V214L249 213V212H251V213H255L256 215H252V217H254V221L255 222H257V224L256 223H253L252 224V222L249 224V225H246L247 227H248V229H249V227H250V229H252V230H256V232H257V230L260 232V230H262L261 232H262V234H259V232L258 233H256V234H258L257 236L253 233V232H251V233H253L252 235H249V234H251V233H249L250 231H252V230H250L248 233V235H247V233L246 232H244V231H248V229H244V231H242V232H237V231H239V230H242L243 229V227L242 226H240V225H243V224H241V222L240 221H243L242 219H246L245 217H243V216H239V213L240 214H242V215H244L243 213V210H244V205H243V207L242 206H240V207H238L239 206V204L238 203H244V204H246L245 202H247V201H242L243 200V198H246L247 200H249ZM16 196H18L17 197V202L15 201L16 200ZM129 196V197H128ZM151 196H152V198H151ZM168 196V197H167ZM186 196V199L184 198ZM191 196V195H190ZM208 196L210 197V198H208ZM245 196V197H244ZM261 196V197H260ZM263 196H264V194H263ZM46 197H48L47 198V201L45 200L46 199ZM66 197V198H65ZM83 198V200H79V198ZM149 197V198H148ZM155 197V198H154ZM237 197V198H236ZM12 198H13V200H14V202H12L13 200H12ZM19 198H21V200L19 199ZM34 198H35V200L37 199L38 200V202L37 201H33L34 200ZM53 198V199H52ZM71 198V199H70ZM101 198V199H100ZM121 199V200H119V199ZM126 198H127V200H126ZM134 200V201H132V199ZM146 198H147V200H146ZM151 198V199H150ZM154 198V199H153ZM156 198H157V201H156ZM167 198H169V200H167ZM183 198H184V201H183ZM209 199L208 200V202L206 201L207 199ZM216 198H217V200H216ZM230 198H232V199H230ZM50 199H52V201L50 200ZM89 199V200H88ZM97 199H99L101 202H96L97 201ZM105 199V200H104ZM117 199H118V201H117ZM130 199V200H129ZM150 199V200H149ZM153 199V204H154V201L156 202V203H158V201H160L159 199H166L167 200V202H171V204H169V205H167V207H166V205L165 204H163V206L165 205V207L166 208H170L169 209V211H168V209H166L165 207H159L160 206V204L158 205H156L157 206V208L158 209H156L155 207H154V205L153 204H151L152 203V200ZM190 199V198H189ZM210 199H211V201H210ZM222 199V198H221ZM246 199H244V200H246ZM26 200V201H25ZM27 200H28V203H27ZM39 200H41L42 201V203H40L41 201H39ZM54 200V201H53ZM78 200V201H77ZM84 200H86V201H84ZM103 200V201H102ZM106 200H108V201H110V202H106ZM116 200V201H115ZM135 200H136V202H140V203H138V206H139V209H138V211H137V214L138 215H136V210H137V208L136 207H138L137 206V203H135V206H134V202H135ZM213 200H215L214 202H213ZM248 201V203L247 204H250V203H254V201H256V200H253V202L252 201ZM262 200H263V198H262ZM21 201V202H20ZM23 201V202H22ZM24 201H25V203H24ZM29 201L31 202V204L32 205H35V206H32V205H29V207H27L28 206V204H30L29 203ZM32 201H33V203H32ZM48 201H50V203H48V206H46L47 204V202ZM57 202V204H58V206H56L55 204H56V202ZM80 201V202H79ZM82 201V202H81ZM105 201V202H104ZM115 201V202H114ZM127 201H131V202H129V206H128V202ZM145 201V202H144ZM149 201V202H148ZM165 201V200H164ZM163 201V202H164ZM190 201H192L191 199H190ZM197 201H201V202H203L202 204H201V202H200V204L197 202ZM218 201V202H217ZM242 201V202H241ZM34 202H35V204H34ZM36 202H37V205H36ZM52 202H53V204L54 205H52ZM63 202H65L64 204H60V203H63ZM84 202V203H83ZM85 202H86V204L88 203V205L89 206H91L93 203H97V207H95L94 205H93V207L91 208V207H88V206H86V204H85ZM90 202V203H89ZM104 202V203H103ZM116 202H118V206H121V207H119V208H121V209H123V208H125L126 210H122L121 211V209L120 210H118V206H116L117 204H116ZM125 202H127V203H125ZM166 202V201H165ZM180 202V203H179ZM183 202H185L184 204H186V205H183V204H181V203H183ZM207 203V206H205V204ZM211 202V203H210ZM213 202V203H212ZM224 202V203H225ZM13 204V205H11V204ZM14 203H15V209H13V207H14ZM21 203H23V204H21ZM38 203H39V206H38ZM81 203H83V205L81 204ZM92 203V204H91ZM100 203V206L102 207L103 206V209L101 208V207H98L99 204ZM105 204L106 203V206H105V208H107V210H105L106 211V213H103L102 212V210L104 211V205H102V204ZM108 203V204H107ZM121 203V204H120ZM147 203H148V205H147ZM190 203V202H189ZM205 203V204H204ZM209 203V204H208ZM227 203H225L226 205H228ZM233 203H231V204H233ZM10 204V205H9ZM19 205V208H16V206L18 207V205ZM26 204H27V206H26ZM46 204V205H45ZM49 204H51V205H49ZM91 204V205H90ZM110 204V206L112 207V209H111V207L110 206H108ZM120 204V205H119ZM124 204V205H123ZM127 204V206L128 207H126L125 205ZM130 204H131V206H132V208H131V206H130ZM141 205V207H140V205ZM212 204V205H211ZM215 204H217L216 206H214ZM223 204V203H222ZM236 204H237V207H236ZM7 205H9L12 209H10L9 208V206L7 207ZM24 205V206H23ZM148 207V209L146 208V206ZM151 205V206H150ZM180 205V206H179ZM200 205H203L204 207V212L206 211L205 209L206 208H208L209 207V209H207V211H208V213L210 214V216H209V219H208V215H206V212H205V214H203V213H201V212H199V210H200V207H198V206H200ZM221 205V204H220ZM21 206H22V208H21ZM39 207V208H37V207ZM43 208H42V207ZM44 206H46L47 208H45L44 209ZM50 206H53V207H51V208H49ZM55 206V207H54ZM60 206H62V209L59 211L58 209H60L61 207ZM71 206H72V208L73 209H71ZM81 206H84L83 207V209H82V207ZM122 206H123V208H122ZM153 206V208L152 209H154V210H152L151 208H149V207H152ZM161 206H162V204H161ZM168 206H170V207H168ZM179 206V207H178ZM181 206L183 207L184 206V208H182L181 209ZM221 206H223V208H224V205H221ZM258 206H259V203H258ZM26 208V209H24V208ZM88 209V210H90L89 211V213L87 214V215H89L90 213H92L91 211V209H93V208H97V210H98V208H100L98 211H96L95 210V213L98 215V213H99V211H100V216H98V217H96V214L93 212L92 214H91V218L93 217V216H95L96 217V219H95V217H94V219H92V222H91V220L89 221L90 222V224H89V222H88V218H89V216H87L86 214H84V213H82V212H85V211H87V210H84V209H86V208ZM29 208H30V210H29ZM50 209V211L52 210L53 212H52V215H51V213L49 212V209ZM91 208V209H90ZM113 212V211H117V213L119 212V214H120V212H121V219H119L120 217V215H117V216H115L117 213L116 212H110V215L111 214H115V215H111V216H109V217H107L108 215H109V213H108V211H110L109 209ZM115 208V210H113ZM128 208H130V209H128ZM143 208H144V210H143ZM159 208H161V209H159ZM163 208V209H162ZM189 208H187V209H189ZM211 208V209H210ZM217 208H219V209H217ZM231 208V210H233L232 208L233 207H230ZM238 208L239 209H243V210H241V211H238ZM19 209V210H18ZM40 209H43V210H40ZM48 209V210H47ZM75 209V210H74ZM150 209V210H149ZM166 209V210H165ZM175 209V210H176ZM213 209V210H212ZM216 209V212H220L221 211V214H222V212H223V214L222 215H218L217 216V214H215V212H214V210ZM9 210H10V212H9ZM12 210V211H11ZM15 210H17L16 212H15ZM22 210V211H21ZM27 212H26V211ZM38 210H39V212H38ZM54 210H56V212L54 211ZM57 210H58V212H57ZM74 210V211H73ZM141 210V211H140ZM143 210V211H142ZM150 214V213H152V214H145V212L146 211ZM155 210H156V212L158 213V214H160V215H158L159 217L161 216H164L165 217V214L167 215V219L166 220H163V219H165L164 217H162V219H158V216H157V213H154L155 212ZM159 210L161 211V212H159ZM174 210V211H175ZM182 210V211H181ZM209 210L211 211V212H213V215H211V212H209ZM218 210V211H217ZM260 210V211H259ZM18 211H20L23 215L25 214V212H26V214H25V216H24V218H23V215L21 214V213H19V214H21L22 216H20L19 214H18ZM43 211H45V212H43ZM69 211H70V213H69ZM72 211V212H71ZM125 211H126V214H125ZM127 211H129V212H133V211H135V213L134 214H132V216H131V214L129 213V212H127ZM145 211V212H144ZM152 211V212H151ZM163 211V212H162ZM168 213H167V212ZM173 211V210H172ZM245 211V210H244ZM5 212H6V214H5ZM12 212H13V215H14V213H15V215L13 216L12 215ZM40 212H41V214L42 215H40ZM46 212L48 213L47 215H46ZM61 212V213H60ZM63 212V213H62ZM76 212V213H75ZM88 212V211H87ZM101 212L103 213V214H101ZM124 212V213H123ZM164 212H165V214H164ZM181 212H182V215H181ZM184 212V213H183ZM225 212V213H224ZM242 212V213H241ZM260 213L262 216H260V214L258 215V213ZM27 213H29V214H27ZM54 213H56V215H55V217H53L54 216ZM72 213H75V214H72ZM82 213V214H81ZM130 214V216H129V214ZM145 214L144 216V220L142 219V217H143V215H139V214ZM154 213V214H153ZM164 215H163V214ZM263 213H264V211H263ZM7 214H11L12 215V217H11V215H7ZM39 214V215H38ZM59 214H61L60 216L62 217V215H63V217L62 218H64V216H65V218L64 219H62L61 221H62V226H60L61 225V221H60V216H59ZM79 214H81V215H83V216H81V218L80 219H78V216L80 217V215ZM106 214V216H104ZM108 214V215H107ZM156 214V215H155ZM196 214L198 215V216H196ZM16 215H18V216H16ZM29 215V216H28ZM34 215V216H33ZM125 215V216H124ZM149 215V216H148ZM151 215H152V217H151ZM156 216V217H153V216ZM169 215V216H168ZM206 215V216H205ZM225 215H226V217H228L227 219H225V220H219L220 218L219 217H223L224 216V218H226L225 217ZM5 216V217H4ZM9 216V217H8ZM16 216V217H15ZM20 216V217H19ZM30 216H32V217H30ZM42 217V218H45V217ZM57 216H59V218H57ZM85 216H87V217H85ZM105 217V218H107V219H103V221L104 220H110L111 218H115L114 220L112 219V220H110L111 222H109V221H106L107 223H106V226L104 227L103 225H105V224H101L100 225V223L99 222H97V221H102L101 220V218L102 217ZM124 216V217H123ZM126 216H127V218H126ZM134 216V217H133ZM135 216H137L136 218H135ZM146 216H148V218L150 219V220H147L148 218H146ZM199 216H201V217H199ZM204 216V217H203ZM212 216H217V218H216V222L219 220V222H217L216 224H220L219 226H217V227H219V228H221V231H219L220 229L219 228H216V224H214L215 223V221L213 220V217ZM240 217L239 219H241V220H237V217ZM258 216V217H257ZM23 218V221H22V218ZM27 217H29V218H27ZM86 218V219H84V218ZM103 217V218H104ZM129 217H131L132 219L133 218H135L134 220H132L131 218H129ZM160 217V218H161ZM197 217H198V219H197ZM251 217V218H252ZM259 217H261L260 219H259ZM8 220H7V219ZM9 218L11 219V220H9ZM14 218H16V222H15V219ZM21 219V220H19V219ZM26 218V219H25ZM56 218V219H55ZM97 218L99 219V220H97ZM119 220H118V219ZM123 218H125L124 219V222L122 221L123 220ZM201 218H203V219H201ZM205 218H207L206 220H207V222L205 221ZM212 218V219H211ZM230 218L231 219H233V221L232 220H230ZM258 218V220H256ZM48 219V218H47ZM48 219V220H49ZM90 219V218H89ZM146 219V220H145ZM151 219L154 221H151ZM157 219V220H156ZM211 219V222H213L211 225L212 226H210V220ZM250 220V217L249 218H247V220ZM81 220H85V221H87V224H82L81 223ZM95 220H97V221H95ZM155 220L157 221L156 223V225H155ZM158 220H159V222H158ZM161 220H163V221H161ZM183 220H181V221H183ZM227 220H230L229 222H231V223H229V222H227ZM263 220V222H261V221ZM59 221H60V223H59ZM63 221H65L64 223H63ZM84 221V222H85ZM102 221V222H103ZM114 221V222H113ZM117 221V222H116ZM119 221H122V222H119ZM127 221V222H126ZM133 221V222H132ZM146 221V222H145ZM151 221V222H150ZM221 221H225L224 223H223V225L221 224L222 222ZM234 221H235V223H234ZM237 221H239V223H240V225H239V223H237ZM258 221H260L259 223H258ZM3 222H2V224H3ZM5 222V223H6ZM18 222V223H17ZM59 224H58V223ZM113 222V225H111V223ZM117 223V224H114V223ZM132 222V226L135 228L134 230H133V228H130V223ZM165 223V224H162V223ZM172 222V221H171ZM170 222V223H171ZM202 222H205V223H203L202 224ZM235 224V226L233 227V226H231V225H233V223ZM4 223V224H5ZM14 223V224H13ZM23 223V224H22ZM27 223L29 224V225H27ZM94 223H95V226H96V223H98L97 224V226L98 225H100L101 227L103 226L104 227V229H105V232L103 233L102 231H103V228H99V229H101L100 231H101V233H100V235H102V234H104V235H102L103 236V238L105 237V239H101L102 237L100 236V238H98V240H96V242L93 244H91L90 246H89V248L88 247H86L83 243H82V240H80L79 242H76V241H78V238H79V236H78V234L80 235V239H82V237H83V235L82 234H84V238L83 239H85L86 237H87V235H88V233H89V230H85V228L84 227H94ZM104 223H105V221H104ZM122 223H124L123 224V226H125L124 227V229H121V228H123V226H122ZM150 223H154L153 225H154V227L152 226V224H150ZM169 223V224H170ZM209 223V224H208ZM227 223V224H226ZM237 223V224H236ZM243 223H244V221H243ZM246 223V222H245ZM3 224V225H4ZM22 224V225H21ZM64 224V225H63ZM107 224H110V228L109 227H107L108 225ZM129 224V225H128ZM141 224H143V227H145V226H147V224H148V226L146 227V228H144L142 231H141V228H143V227H141L140 228V231H139V227H140V225ZM144 224H145V226H144ZM214 224V225H213ZM226 224V226L228 225V226H230V229L232 230V232L234 233L237 229L236 228H238L239 230H237L236 232L237 233H235L236 234V237L238 238V239H240V240H238V242H240V244L238 245V246H241V248L240 247H236V242H237V238L235 237L234 239H235V242L234 241H232L231 242V239H230V233H232L231 232V230L229 229V228H227L230 232L228 233V230L226 229V226H224ZM229 224H231V225H229ZM13 225H15V226H13ZM80 225V226H79ZM90 225H93V226H90ZM117 225H119L118 227H117ZM152 227H151V226ZM162 225V226H161ZM164 225V226H163ZM187 225V224H186ZM201 225H206L205 227H206V230H204L205 228L202 226V229H201ZM207 225H209V227L207 226ZM237 225V226H236ZM250 225H258V229H255L256 227L254 226V228H251V227H253V226H250ZM6 226V225H5ZM21 226V227H20ZM24 226H28V227H24ZM54 226V225H53ZM115 226V227H114ZM128 226V227H127ZM131 226V227H132ZM142 226V225H141ZM160 226H161V229H159L160 228ZM189 226L190 225H188L187 227L189 228ZM244 226V225H243ZM246 226H244V227H246ZM7 227V226H6ZM20 227V228H19ZM26 228V229H24V228ZM56 227V228H57ZM83 227V228H82ZM111 227H113V228H111ZM120 228V229H117V228ZM138 227V228H137ZM148 227H151V228H148ZM212 227H215V228H212ZM232 227V228H231ZM240 227H242V228H240ZM246 227V228H247ZM3 228V227H2ZM8 228V227H7ZM22 228V229H21ZM46 228V229H45ZM130 228V229H129ZM152 228H154V229H152ZM157 228H158V230H157ZM163 228H165V229H168L169 228V230H165V231H163L164 229ZM212 228V229H211ZM260 228H262V229H260ZM4 229V228H3ZM12 229V228H11ZM19 229H20V231H19ZM87 231V234H86V232L84 231ZM111 229H112V233H111ZM114 229V230H113ZM129 231V235H127L128 234V231ZM145 229H147V231L145 230ZM150 229H152V231L150 230ZM194 229H195V231H194ZM196 229H197V231H196ZM199 229V230H198ZM213 229H214V233L215 234H213ZM218 231H217V230ZM9 230V229H8ZM25 230V231H24ZM44 230L45 231H47V227L45 226L44 228H42L41 229V231L42 232H44ZM49 230V229H48ZM81 230H83V231H81ZM116 230V231H115ZM132 232H131V231ZM149 230V231H148ZM161 230V231H160ZM201 230H203V231H205V232H203L202 233V231ZM211 230H212V233H211ZM215 230H216V232H215ZM234 230V231H233ZM81 231V232H80ZM120 231H122V232H127V234L126 233H122V235H119V234H121L120 232L118 233V232ZM139 231V232H138ZM156 231V232H155ZM158 231V232H157ZM168 231V232H167ZM192 231H194V232H192ZM227 231V232H226ZM21 232L23 233V235H25L26 233V235L23 237L22 235H21ZM107 232V233H106ZM108 232L110 233L109 235H108ZM136 234H135V233ZM141 232L143 233L142 235H141ZM199 232H201V234L203 235H206V238H205V236H204V238H203V236L201 235V234H199ZM207 232V233H206ZM246 233L245 235L244 234H242V233ZM260 232V233H261ZM25 233V234H24ZM106 233V234H105ZM135 234V235H133V234ZM144 233H146L147 235H145ZM149 233V234H148ZM164 235L163 236V240H162V234ZM193 233H194V235H193ZM196 233V234H195ZM208 233H210V234H208ZM232 233V235H234ZM63 234V235H62ZM64 234H66V235H64ZM137 234H139V235H137ZM152 234H154V236L152 235ZM158 234H160L161 236H159ZM189 234H190V236H189ZM198 234V235H197ZM211 234L213 235L212 236V238H211ZM229 234V235H228ZM239 234V235H238ZM240 234H242V235H240ZM59 235H62V236H60V238H61V240L60 239H58L59 238ZM86 235V236H85ZM125 235H127L128 236V238L125 236ZM141 235V236H140ZM146 236V238H147V240L146 241H148V242H150V240H153V239H155L156 237H159V239L157 240L158 242H155V240L157 239H155L154 241H152V242H150L149 244H148V242H144L143 244H145V245H143V246H141V239H143V241H145V236ZM151 235V236H150ZM156 235H158V236H156ZM166 235V236H165ZM174 235V234H173ZM195 235H197L196 236V238L194 237ZM207 235H208V238H207ZM209 235H210V237H209ZM244 235V236H243ZM246 235H247V237H246ZM253 235H255L254 237H256V238H252L253 237ZM11 236V237H12ZM65 236H67V238L65 239ZM82 236V237H81ZM108 238H107V237ZM122 236H124V237H122ZM130 236L131 237H136V239L134 238H132L133 239V241H132V239H130ZM152 236L154 237V238H152ZM193 236V237H192ZM204 240L205 239V241H206V239H207V241L209 242V240L211 239H213L212 240V242H209V243H212L213 245H211V244H209L208 242H205V241H201V242H203L202 244H204V245H202V246H204V247H202L201 246V242H199V247H202V248H199L198 246H195V245H197L198 243H196L197 242V239H201L200 237ZM216 238H215V237ZM229 236V237H228ZM240 236V237H239ZM243 236V237H242ZM248 236H250L251 237V239H249V237ZM1 237H2V235L0 236V240H1V242H0V244H2L1 246H3L4 245V247L5 248H9L10 247V245H8L7 243H9V244H11L12 242H9L10 241V239L9 240H5L4 242L2 241V239H1ZM16 237V238H15ZM23 237V238H22ZM25 237H27V238H25ZM70 237H72V240H76V241H72L71 240V242H69L70 240L68 239V238H70ZM77 237V238H76ZM121 237L123 238V239H129V240H127V242H126V246H124L125 245V242L124 241H126V240H122L121 241V243H124V244H121L122 245V249H124L125 247H127L125 250H127V249H129V248H131V246H132V244L131 243H133V245H135V241H137V239L139 238V237H141L140 239H138L139 241H137V242H140V244H139V248L137 249V251H136V257H137V253L139 252L138 250L140 249V247H142L141 249H144V250H140V251H142V253L139 255L138 254V256L139 257H137V260H133L132 259V256H130V251H131V249H129L128 251H123L122 252V249H116V245L119 243V241H120V239H121ZM143 237V238H142ZM169 237H173L171 234H170V236ZM229 238V240H230V243H232V246H230L231 244L229 243V241H227V239ZM234 237V236H233ZM242 237V238H241ZM245 237V239H243ZM145 238V239H144ZM151 238V239H150ZM190 238H192V239H190ZM215 238V239H214ZM248 238V239H247ZM15 239V240H14ZM63 239H65L64 240V242H62V240ZM69 241H68V240ZM99 239H101V241L99 240ZM190 239V240H189ZM201 239V240H202ZM224 239H226V242L225 241H223ZM243 239V240H242ZM246 239H247V241H246ZM253 239V240H252ZM4 240V239H3ZM26 240H27V242H26ZM47 240H49L48 242H47ZM57 240H60V242L59 241H57ZM160 240V241H159ZM192 240V241H191ZM194 240H196V241H194ZM198 240V241H199ZM210 240V241H211ZM249 240V241H248ZM6 241H8V242H6ZM17 241V240H16ZM97 241H99V243L101 242H103L102 244L105 246H100L101 245V243L99 244H96L97 243ZM131 241V242H130ZM142 241V242H143ZM161 241H162V243H161ZM215 241H214V243H215ZM251 241V242H250ZM253 241V242H252ZM19 242V241H18ZM25 242V243H24ZM47 242V243H46ZM50 242V243H49ZM60 244L59 246H57L58 245V243ZM68 242V243H67ZM114 242H115V245H114ZM165 242L166 243H168V245L167 244H165ZM190 242H191V244H190ZM242 242V243H241ZM245 242H247V244H244ZM4 243V244H3ZM64 243V244H63ZM66 243V244H65ZM73 243H75V244H73ZM81 245H80V244ZM105 243V244H104ZM111 243H113V245H114V247H115V249L117 250V253H116V250L115 251H113L112 253L111 252H104V250L105 249H107V247L109 248L110 247V251H111V249L113 250V245L111 246L110 244ZM152 243L153 244H157V245H159L158 247H156L157 245H155L154 247H153V245H152ZM170 243V244H169ZM195 243V244H194ZM225 243V249L226 250H231V249H233V247H234V250L235 249H237V250H235V251H238V249H239V251H240V249L241 250H243L242 249V247L243 248H245L244 249V251L246 250V252H241L240 253V255H238L239 254V252L237 253V255H236V252L233 250V254H235V255H233L231 252L230 253H228V257L226 256V255H224L225 253H227V252H225V251H221V246H223V244ZM227 243H229L230 245V247L228 246V244ZM248 243H250V244H248ZM16 244H18V246L16 245ZM20 244V245H19ZM49 246H48V245ZM54 244V245H53ZM61 244H62V246H61ZM137 244V243H136ZM137 244V245H138ZM147 244V245H146ZM193 245V246H195L196 248H198L197 250H196V248L193 250V246H190V245ZM251 244H253L252 246L253 247H255V248H257V250H255V248H250L251 247ZM46 245V246H45ZM93 245V246H92ZM98 246V247H96V246ZM120 245V244H119ZM121 245L120 246H118V248L119 247H121ZM131 245V246H130ZM148 245H151V246H148ZM161 245H164V247H161ZM221 245V246H220ZM243 245V246H242ZM250 246L249 247V249H252V250H250L251 252H249L248 250V246ZM7 246V247H6ZM45 246V247H44ZM54 246H56L57 247V249H55L56 247H54ZM76 246H77V248L78 249H74L75 250V252L76 253H74L73 251H72V247H74V248H76ZM80 246H81V250H80ZM82 246H84V247H86V249L87 250H89V252H85V251H87V250H84V248L82 247ZM99 246H100V250H99ZM124 246V247H123ZM130 246V247H129ZM148 246V247H147ZM207 246V247H206ZM209 246V247H208ZM245 246V247H244ZM247 246V247H246ZM4 247H3V249H2V251L1 252H3L2 254H1V252H0V255H4L5 253H4ZM16 247H17V249H16ZM48 247V248H47ZM52 247H54V248H52ZM72 249H71V248ZM94 248V250L92 251V249ZM96 247V248H95ZM103 247H104V249H103ZM133 247V246H132ZM144 247V248H143ZM151 247H152V252H154L155 251V249L154 248H156V251H158L160 248L159 247H161V249H160V252L162 253V251L163 250H165L166 251V247H168L167 248V250H169L170 249V251H163V253L161 254L159 251V253L157 252V254L155 253V255H153L152 254V252L149 250V249H151ZM224 247V246H223ZM222 247V248H223ZM236 247V248H235ZM7 248V249H8ZM12 247H10V249H11ZM50 248H52V249H50ZM59 248V249H58ZM98 248V249H97ZM133 248H135V246L133 247ZM132 248V249H133ZM158 248V249H157ZM212 248V249H211ZM261 248H263L262 250H261V253H260V249ZM97 249V250H96ZM103 249V250H102ZM147 249H148V251H147ZM218 249H219V251H218ZM224 249V250H225ZM248 249V250H247ZM254 249V250H253ZM259 249V250H258ZM9 250V249H8ZM48 250H52L53 252H51V251H48ZM60 252V250L62 251V252H58V251ZM70 250V251H69ZM77 250V251H76ZM82 250H84L83 252H82ZM134 251H135V249H133ZM132 250V251H133ZM200 250V252H202ZM69 251V252H68ZM151 253H150V252ZM155 251V252H156ZM247 251H248V253H247ZM259 251V253H260V255L257 253ZM8 251H6V253H7ZM48 252V253H47ZM51 253V255H53L52 257H50L51 255H50V253ZM55 252V253H54ZM64 252V253H63ZM81 252V253H80ZM122 254H121V253ZM124 252H127L128 254L127 255H129L131 258H129L128 259V257L129 256H127L126 257V253H124ZM169 254H168V253ZM195 252L193 253L194 255H192V256H194V257H196V255H195ZM199 252V251H198ZM229 252V251H228ZM26 253H28V255L26 254ZM43 253H45V255L43 254ZM52 253H54V254H52ZM58 253H59V255H58ZM83 253V254H82ZM85 253H86V256H84L85 255ZM88 253V254H87ZM94 253V254H93ZM106 253V254H105ZM114 253H116L117 255H115V257H114V255L112 256V254H114ZM132 253V252H131ZM140 253V252H139ZM148 253H150L151 254V256L148 254ZM256 253V255H254ZM8 254V253H7ZM47 254V255H46ZM56 254V255H55ZM62 254V255H61ZM64 254H65V257H66V259H65V257H64ZM67 254V255H66ZM82 254V255H81ZM111 254V255H110ZM121 254V256H119ZM134 254V255H135ZM146 254V255H145ZM158 254H160V256H158V257H161V259L160 258H157V257H155V256H157ZM166 254V255H165ZM223 254V255H222ZM230 254H232V255H230ZM50 255V256H49ZM59 256V257H63V259H65V260H63V259H61V258H59V257H56V256ZM110 255V256H109ZM124 255V258L122 257ZM161 255H164L165 256V258L163 257V256H161ZM188 255V254H187ZM6 256H8V255H4L3 256V258H1V256H0V259H5L4 257H6ZM40 256V259H37L38 257ZM112 256V257H111ZM117 256V257H116ZM148 256H150V257H148ZM155 257V260H153L154 259V257ZM167 256H169V258L167 257ZM237 257V258H233V260L230 258V257ZM261 256V258H259V259H257V257H260ZM32 257V259L33 260H30V258ZM53 257L55 258L56 257V259L54 260L53 259ZM108 257H109V260H107L108 259ZM121 257V258H120ZM136 257H134V259L136 258ZM166 259L167 260V262H165L164 261V259ZM170 257H171V259H170ZM187 257H190V255H188V256H185V258H187ZM201 257H198L197 259H198V261H200L199 260V258H201ZM12 258V259H13ZM118 258V260H119V258H120V260L118 261V260H116ZM144 258H145V260H144ZM149 258V259H148ZM182 258H184V257H182ZM191 258V257H190ZM215 258H216V260H215ZM218 258H219V260H218ZM224 258H225V260H224ZM227 258V259H226ZM35 259H37V260H35ZM59 259H61V260H59ZM114 261H116V262H114ZM156 259H158V260H156ZM197 259L195 258V263L197 264L198 263V261H197ZM223 259V260H222ZM260 259H262V260H260ZM6 260V262H9V263H7V264H11L13 261H15V259H13V261L11 262V261H8L7 259H5ZM4 260V261H5ZM9 260H10V258H9ZM151 261L152 263H148L147 261ZM180 260H183V259H180ZM188 260H189V258H188ZM187 260V262L188 263H190V264H193V260H194V258H192V260H189L188 261ZM221 260V261H220ZM4 261H2V260H0V262H2V263H5ZM63 261H64V263H63ZM132 261H133V263H132ZM145 261V262H144ZM164 261V263H162ZM184 261H186V260H184ZM183 261V263L184 264H188V263H185ZM192 261V262H191ZM205 261V259L203 260L202 259V261H201V264H203L202 262H204ZM217 261H218V263H217ZM220 261V262H219ZM225 261V262H224ZM260 261H262V262H260ZM11 262V263H10ZM108 262V263H107ZM138 262V263H137ZM153 262H155V263H153ZM167 263V264H173V263H175L176 262V259H175V262L174 261H172V263ZM179 264H181L180 263V261H179V259H178V261H177ZM125 263H126V260H125ZM129 263V262H128ZM158 263H156V264H158ZM177 263V264H178ZM194 263V264H195ZM200 263V262H199ZM211 263V264H212ZM121 264H124V263H121ZM140 264V263H139ZM176 264V263H175Z\"/></svg>",
	"mask_w": 264,
	"mask_h": 264
},
{
	"label": "rangeland",
	"instance_id": "obj_2",
	"mask_svg": "<svg viewBox=\"0 0 264 264\" xmlns=\"http://www.w3.org/2000/svg\"><path fill=\"white\" fill-rule=\"evenodd\" d=\"M2 1H3V0H1V2H2ZM10 1H11V0H10ZM33 1H34V0H33ZM33 1H31L32 4H34ZM49 1H50V0H48V1L46 0V2L44 3V0H43V2H42L41 0H35V3H37V4H35L34 6L39 5L40 8H41V5L43 6V4H41V2L44 3V4H47V2H49ZM52 1H53V3H52ZM52 1H51V4H50L49 7H51V5H52V7L54 8L55 11H56V9H59V10H58L59 12L57 13V15L59 14V16H60V14H61V12H62L61 10H63V8L66 7V6H65L66 3L62 1L63 3L61 4V1H59V3H57L58 1H55V0H52ZM54 1L56 2V4H54ZM75 1H77V0H75ZM80 1H81V0H80ZM100 1H102V0H100ZM103 1H104V0H103ZM178 1H179V0H178ZM178 1H177V2H178ZM249 1H250V2H249ZM262 1L264 2V0H262ZM5 2H6V1H5ZM106 2H107V3H106ZM109 2L112 3V4H113V2H114L113 7L115 6V3H116V2H115L114 0H109ZM109 2H108V0H107V1H105V4L107 5ZM248 2L253 4V1H252V0H245V1L243 2V3H244L243 6L245 7V6L247 5L246 3H248ZM3 3H4V2H3ZM3 3H2V4H3ZM10 3H11V2H10ZM29 3H30V2H29ZM49 3H50V2H49ZM110 3H109V4H110ZM178 3H179V2H178ZM8 4H9V2H7V7H6L7 10L11 8V6H10L11 4L9 5L10 8L8 7ZM16 4H17V3H16ZM76 4H77V2H76ZM112 4H111V5H112ZM4 5H5V4H4ZM4 5H3L2 7H4ZM73 5H75V4H72V6H73ZM249 5H250V4H249ZM249 5H248V6H249ZM39 6H37V7H39ZM46 6H48V5H46ZM46 6L44 5V8H46ZM72 6H67L66 8H68V7H72ZM82 6L85 7V5H82ZM107 6H108V5H107ZM109 6H110V5H109ZM248 6H247V8H248ZM37 7H36V11H35V12H37V11H39V10H40L41 12L44 11V15L48 14V16H49V13L52 11V10H51V11L49 12V10H42L43 7H42L41 9L38 10ZM78 7H79V6H78ZM83 7L80 6L79 9H82ZM110 7H112V6H110ZM113 7H112V9L115 8V7H114V8H113ZM156 7H158V6H156ZM250 7H251V6H250ZM4 8H5V7H4ZM44 8H43V9H44ZM66 8H65V11H64V12L68 11V10H66ZM154 8H155V7H154ZM245 8H246V7H245ZM1 9H2V8H1ZM50 9H52V8H50ZM69 9H70V8H69ZM248 9H249V8H248ZM248 9H247V10H248ZM3 10H5V9H3ZM54 10H53V11H54ZM40 11H39V12H40ZM47 11H48V12H47ZM120 11H121V10H120ZM127 11H128V10H127ZM7 12L9 13V10H8ZM7 12H6V14H5V17L7 16V17H6V18H7V20H6L7 22L10 21V20L16 19V18H14L13 16H12L13 19H12V17H9V16H11L12 14L10 13L9 16H8V15H7ZM41 12H40V13H41ZM112 12H113L114 14H113ZM112 12H111V13H112V14H111L112 17H113V16H116V18H114V17L112 18V17L110 16V18L113 20V23H114V25H112V26H113V28H112L113 32L110 31L111 33H109V31H108V33H102V34L98 35V36L101 37V38H99V39H100L99 42H98V38L96 39L97 34L95 35V37H93L94 39L97 40V42H98V43H97V46H98V47L96 48V46H95L96 44H95V45L92 44V45H94V49L91 51V53H92V52H94V53H93L92 58L90 59L91 62H94V59L97 60V57H98V56H97V55H94V54H97V53L99 54L100 51H101L100 53L105 52L106 49H107V48H105L106 46H105L104 42L101 43V39H103V40H104V39H108V40H110V39L113 38L117 43H119L120 46H123L124 43H125V45H128V43H129L127 39H129V38H128V35H130L129 33H130V31H132V30H129V28H128V29L126 30L127 32L125 31L126 34L124 33L123 36H120V37H121V38H120V41L123 42V43H121L120 41H118V39H119V36H118L119 33H118V32L121 31V29L124 27V26H123L124 24L122 25L120 20L117 21L118 15H120L119 11H116V14H115L114 11H112ZM128 12H129V11H128ZM1 13H2V12H0V16L3 15V14H1ZM4 13H5V12H4ZM40 13H39V14H40ZM45 13H46V14H45ZM54 13H55V12H54ZM109 13H110V12H109ZM109 13H108V15H110ZM121 13H122V12H121ZM124 13H125V11H124ZM126 13H127V12H126ZM129 13H132V15H133L134 11L132 12V10H131ZM32 14H33V13H32ZM39 14H38V16H39ZM62 14H64V13H62ZM65 14H67V13H65ZM33 15H34V14H33ZM36 15H37V13H36ZM36 15H34V16H36ZM41 15H43V14H41ZM44 15H43V16H44ZM54 15L56 16V14H54ZM54 15H53L52 17H54ZM3 16H4V15H3ZM38 16H37V17H38ZM126 16H127L128 19H129V17H131L129 14H127ZM126 16H125V17H126ZM39 17H40V16H39ZM46 17H47V16H46ZM56 17H57V16H56ZM125 17H124V18H125ZM3 18H4V17H3ZM6 18H5V19H6ZM8 18H9V19H8ZM33 18H34V19H37L36 17H33ZM49 18H51V17H49ZM5 19H4V22H5ZM18 19H19V18H18ZM41 19H42V18H41ZM46 19H48V18H46ZM46 19H45V20H46ZM51 19H52V18H51ZM51 19L48 20L49 23L52 21ZM115 19H116V20H115ZM118 19H119V18H118ZM120 19H122V18H120ZM45 20H44V25H45V27H46V25L50 26L49 23H47ZM130 20H131V19H130ZM16 21H17V20H16ZM18 21H19V20H18ZM36 21H37V20H36ZM116 21H117V22H116ZM123 21H124V20H123ZM126 21H127V20H126ZM12 22H13V24H14L15 21L13 20ZM39 22H40V20H39ZM118 22H120V23H118ZM128 22H129V21H128ZM128 22H127V23H128ZM1 23H3V22H1ZM16 23H18V22H16ZM16 23H15V24H16ZM32 23H33V21L31 22L30 27H31V26L33 27ZM34 23H36V22H34ZM37 23H38V22H37ZM123 23H124V22H123ZM5 24H6V22H5ZM13 24H12V25H13ZM42 24H43V23H42ZM116 24H120L121 26L116 25ZM128 24H129V23H128ZM34 25H35V24H34ZM36 25H37V24H36ZM0 26H1V24H0ZM2 26H5V25H2ZM15 26H16V25H15ZM15 26H12V27H10V28L7 27V28L12 29V31H13V30H15V29H13ZM37 26H38V25H37ZM112 26H111V27H112ZM122 26H123V27H122ZM32 27H31V29H32ZM121 27H122V28H121ZM172 27H173V26H172ZM15 28H16V27H15ZM174 28H175V26H174ZM16 29H17V28H16ZM33 29H37V28L34 27ZM39 29H40V28H39ZM130 29H131V27H130ZM172 29H173V28H172ZM7 30H8V29H5V30H4L5 33H4V32H3V29H0V31H2L3 34H6V35H7V37H8V41H10V40L14 39L16 35H15V36H14V35L11 36L10 34H12V31H10V34H8L7 32H9V31H7ZM28 30H29V29H28ZM28 30H27V31H28ZM40 30H41V29H40ZM109 30H110V29H109ZM118 30H119V31H118ZM17 31H18V29H17ZM19 31H20V30H19ZM32 31H33V32H32ZM38 31H39V30H38ZM41 31H42V30H41ZM114 31H117V32L114 33ZM128 31H129V33H128ZM15 32H16V31H15ZM15 32H13V33H15ZM25 32H26V31H25ZM25 32H23L22 35H23ZM28 32H29V33H34L35 31H34V30H29ZM28 32H27V35H29ZM36 32H37V30H36ZM17 33H18V32H17ZM48 33H54V32H48ZM117 33H118V34H117ZM3 34L0 33V40L2 41V43H3L2 45L4 46L5 43H4V39H3V38H4L6 35L3 36ZM38 34H39V32H38ZM38 34L35 33V35H38ZM115 34H116V36H115ZM127 34H128V35H127ZM53 35H54V34H53ZM62 35H63V34H62ZM102 35H104V36H102ZM106 35H108V36H107L108 38L106 37ZM109 35H110V36H109ZM18 36H19V35H18ZM18 36H17V37H18ZM33 36H34V34H33ZM40 36H41V34H40ZM40 36H37V37L40 38ZM55 36H56V35H55ZM59 36H60V35H59ZM59 36H58V37H59ZM179 36H180V35H179ZM7 37H6L5 42L7 41ZM23 37H24V36H23ZM25 37H26V35H25ZM114 37H115V38H114ZM116 37H118V39H117ZM125 37H126V38H125ZM19 38H20V37H19ZM35 38H36V36H35ZM17 39H18V38H17ZM36 39H37V38H36ZM125 39H126L127 41L124 42ZM39 40H40V39H39ZM57 40H58V42H57ZM57 40H56V42L58 43V46H60V44H62L61 46L64 45L62 39H57ZM96 40H94L95 43H96ZM103 40H102V41H103ZM122 40H123V41H122ZM209 40H210V39H209ZM8 41H7V43H8ZM43 41H44V40H43ZM50 41H51V42H50L51 45H50L49 43H47L46 41H45L46 43H44L43 45L40 44V43H38V45H40V46H37V47H38L37 49L39 50V53H40L42 56H44V57H49V58L51 57V59H52L54 56H56L55 58H57V59H56V61H55V63H54V66H55V67L57 66V64H58V66H61V68H62V67L64 68V66L67 67L68 65H70V61L68 62V60H70V59H68V56H67L68 53H67L66 50L63 51V49H64L65 47H64V48L62 47L63 49H62V48L59 49V48L57 47V44H56V43H55L56 45L53 44V43L55 42V40H54V41H53V40H50ZM94 41H93V42H94ZM211 41H212V40H211ZM37 42H38V41H37ZM59 42H61V43L59 44ZM126 42H127V43H126ZM9 43H10V42H9ZM211 43L213 44V42H211ZM214 43H215V42H214ZM34 44H35V43H33V45H34ZM45 44H46V45H45ZM0 45H1V44H0ZM7 45H8V44H7ZM53 45H54L55 47H57V48L55 49ZM214 45H215V44H214ZM216 45H217V44H216ZM31 46H32V45H31ZM35 46H36V45H35ZM35 46H32V48H33V49L36 48ZM64 46H65V45H64ZM7 47H9V46H7ZM1 48H2V47H1ZM1 48H0V50H2ZM98 48H100V49L103 48V49H102V50H99ZM5 49H6V48H5ZM30 49H31V47H30ZM33 49H31L32 52H31V50H29L30 53H29L28 56H26V60L24 59L25 57H23V60H25V61H27V62L29 61V60H28L29 58H30L32 61H33L35 58H37V60H39L38 57H35V56L40 55V54H37V55H36V53H38V50L36 49V53L34 54L35 50L33 51ZM57 49H58V51L55 52ZM61 49H62V50H61ZM65 49H66V48H65ZM60 50H61V51H60ZM90 50H91V49H90ZM94 50H95V51H94ZM107 50H108V49H107ZM29 51H27V53H25V55H27ZM62 51H63V52H62ZM25 52H26V51H25ZM96 52H97V53H96ZM106 52H107V51H106ZM106 52H105V54H106ZM0 53H1V52H0ZM2 53H3V52H2ZM91 53H89L90 57H91ZM107 53H108V52H107ZM18 54H19V53H18ZM103 54H104V53H103ZM87 55H88V54H87ZM87 55H86V56H87ZM106 55H107V54H106ZM2 56H3V55H2ZM2 56H0V61L2 60V61L5 62V60L1 59ZM29 56H30V57H29ZM31 56H33V57L31 58ZM42 56H40V57H42ZM86 56H85V57H86ZM95 56H97V57H95ZM27 57H29V58H27ZM44 57H42V59H43ZM90 57H89V58H90ZM99 57H100V56H99ZM2 58H3V57H2ZM33 58H34V59H33ZM49 58H48V59H49ZM45 59H46V58H45ZM48 59H47V60H48ZM51 59H49V60H51ZM53 59H54V58H53ZM98 59H99V58H98ZM31 60H30V61H31ZM37 60L35 59V61H37ZM30 61H29V62H30ZM40 61H41V60H40ZM4 62H3V63L0 62V71H2V72H0V75H1L2 77L4 76L5 78L10 79V78H11V77H10L11 72L9 73L10 75L8 74V72L6 73L7 75H9V76H7V77H6L5 72H4V71H6L7 69H9V68L7 67V65H8L9 63H7V64L5 65ZM6 62H7V61H6ZM51 62H52V61H51ZM41 63H42V62H41ZM28 64H29V63H28ZM36 64H37V63H36ZM59 64H60V65H59ZM71 64H72V63H71ZM29 65H32V66H33V64H29ZM39 65H40V64H39ZM52 65H53V63H52ZM62 65H63V66H62ZM66 65H67V66H66ZM5 67L7 68L6 70H5ZM73 67H74V68H73ZM33 68H34V67H33ZM59 68H60V67H59ZM59 68H57V70L55 69V70L57 71V74L59 73ZM68 68H69V69H72V68H73V70H71V71H72V74L69 73V72H71V71H69L68 73L66 72V73H67V76H66V77H67V80H68V81L66 80L67 82H66V81H65V82H66V84L68 83V84H67V87L69 86V89H70V87H71L72 90H73V88L76 89V88L79 87L78 90L76 89V92H77V91H78V92H79V91L82 92V91H83V90H81L82 88H87V89H89V88H93L92 91H93L94 93L96 92V94H98L99 92H103V90H104V91H108V89H109V91L112 90V88H111L112 86L109 87L110 85H109V86H108V85H105V84L103 85V84L101 83V82L105 83V82H104V79L106 80L105 77H104V79H103V73H104V72H101V71L98 72V71H96V72H94V74L91 72V73H92V74H91V73H90V70H91V71L93 70L91 67H90L91 69L89 68L90 70H89V69H88V70H85L86 72H83V71H82V68L80 67V69H81V75H80V73H78L79 71H74V69L76 68V66H74V65L72 66V65H71V66H69ZM68 68H67V69H68ZM86 68H87V66H84V69H86ZM35 69H36V68H35ZM37 69H38V68H37ZM40 69H41V68H40ZM40 69H38V72H36L37 70H36V71L34 70V71H35V74L38 75V76H36L37 78H36L35 81H36V82H37V81L39 82L38 77H40V82H42V84L39 86V90H38V91L41 90V89H40L41 87H43V86H47V85H44V83H45V84L48 83V84H49V87H47L48 89L45 90V92L43 91L45 94H44V93H41V94L43 95V97H42V95H41L40 93H38L39 95H41V96L38 95V96H39L38 100L40 99V97H42L41 99H43V98L45 97V95H47L46 93H48V95L50 94V96H51L53 93H54L53 95H55V93H56V95H57L58 89L55 88V86H54L55 83H54V82H56V80L58 81V79H59V78H56L57 74H55L56 72H54V67H53V72H49V67L46 66V65H43V66H42V71H44V72H41ZM80 69L77 68V70H80ZM84 69H83V70H84ZM3 70H4V71H3ZM39 70H40V72H39ZM7 71H8V70H7ZM34 71L32 70L33 73H34ZM73 71H74V72H77V74L74 73ZM87 71H89V73H90L91 75H87V74H88ZM93 71H94V70H93ZM3 73H4V75H3ZM21 73L23 74V72H21ZM21 73H20V74H21ZM27 73H28V72H27ZM27 73H26V74L24 73V74H25V75L23 74L24 76L22 75L23 78H21V80H20L21 75H20L19 78L16 77L15 79L13 78L14 80H13V79L9 80V81H10V85H9V86H10V87H13V86L16 87V84H15V83H17V84L20 86V87H18V85H17L18 90H19L21 87H22L21 89L23 90V89H24L23 86H25L26 84H30V82H31V80H30V82L27 83V80H26V79H27V77L29 76V75H28L29 73H28V74H27ZM66 73H64V74H66ZM86 73H87V74H86ZM200 73H202V74H200ZM200 73H199L198 76L203 75V72H200ZM204 73H205V72H204ZM236 73H237V72H235V73H233V74H231V72H228V73H227L228 75H229V74L231 75V76L229 75L230 77H232V75H233V77H232V78H233V79H232V82H234V81L236 82L237 80H234V78L237 79L236 77L239 76V75H241V73H239V72H238L239 74H236ZM51 74H55V75H51ZM68 74H69V75H68ZM205 74L208 75V74H211V73L209 72V73H205ZM222 74H223V75H226V73H222ZM26 75H28V76H26ZM59 75H62V73L60 72ZM59 75H58V77H59ZM219 75H220V76H219V77H220L219 79L221 80V74H219ZM235 75H236V76H235ZM17 76H18V75H17ZM52 76H55V77H52ZM69 76H70V78L68 79ZM82 76H84L85 78H82ZM208 76H209V75H208ZM211 76H212V79H213V74H212ZM215 76H216V75H215ZM234 76H235V77H234ZM243 76H244V75H242V77H243ZM249 76L251 77V75H249ZM12 77H14V76H12ZM66 77H63V76H62V78H61V77H60V78H61V79H63V78L66 79ZM196 77H197V76H196ZM203 77H204V75H203L202 77H200L202 81L200 80V82H199V84L203 82V85H202V84L198 85V83L196 82L197 85L199 86L198 89H197V88H196V89L200 91V94H201V93L203 94V92H201V90H202L201 88L205 89L204 87H206V90H207L209 87H207L206 85H208L209 82L211 83V81H207L208 83L206 84V80H210V79H206L207 76L204 77V78H203ZM226 77H228V76H226ZM230 77H228V78H230ZM239 77H240V76H239ZM28 78H29V77H28ZM198 78H199V77H198ZM198 78H197V79H198ZM202 78L204 79V81H203ZM223 78H225V76H224ZM253 78H254V77H253ZM17 79H18V80H17ZM61 79H60V80H61ZM205 79H206V80H205ZM212 79H211V80H212ZM214 79H215V78H214ZM219 79H215V81L218 80V82H216V83H218V84H219V82H220ZM230 79H231V78H230ZM230 79L227 80V78H225L227 84H226V82H225L224 80H221V83H222V84L220 83L221 86H219L220 84H219V85H218V84H215V85H218L219 87H223V86H225V85L227 86V85L229 84L228 82L231 81ZM245 79H246V77H245V78L243 77V78L241 79V80H243V81H240V79H239V81L236 83V86H238V88H237L236 86H234L235 84L233 85V83H232L231 85L229 84V86L232 87V85H233V86L235 87V90H234V89H232L233 87L230 88V87L228 86L230 89L234 90V94H235V95H236V93L238 94V92H237V91H239L238 89L242 90V89H241L242 87H243V90H242V91L247 90L246 84L244 83ZM247 79H248V78H247ZM250 79H251V78H250ZM83 80H84V81H83ZM89 80H90V81H89ZM92 80H93L94 82H92ZM233 80H234V81H233ZM248 80H249V79H248ZM258 80H260V78H259ZM263 80H264V79H263ZM263 80L261 79V81H263ZM81 81H82V82H81ZM215 81H213V83H214ZM222 81H224L225 84H224ZM250 81H252V80H250ZM255 81H256V79H254V82H255ZM87 82H88V83L91 82V84L94 83V84H95V87H93L94 85L91 86V84H89V85L91 86V87H90V86L88 85ZM95 82H96V83H95ZM98 82H99V83H98ZM204 82H205V83H204ZM235 82H234V83H235ZM239 82H243V85H240ZM245 82L247 83V80H246ZM81 83H82V85H81ZM210 83H209V84H210ZM238 83H239V85H238ZM249 83H251V82H249ZM258 83H261V82H258V81H257V84H258ZM39 84H40V83H39ZM205 84H206V85H205ZM241 84H242V83H241ZM244 84H245V85H244ZM251 84H253V82H252ZM257 84H256L255 86H258V87H259V85H257ZM12 85H13V86H12ZM96 85H99V88H98V86H96ZM100 85H101V87H103V88H100ZM197 85H196V86H197ZM211 85H212V84H211ZM247 85H249V84H247ZM9 86H8V87H9ZM28 86H29V85H28ZM106 86H108V87H106ZM208 86H210V85H208ZM226 86H225V87H226ZM251 86H252V85H251ZM253 86H254V85H253ZM261 86H264V83H263L262 85H260V87H261ZM15 87L12 88V91H13V89H14ZM96 87H97V88H96ZM105 87L107 88V90H105ZM200 87H201V88H200ZM225 87H224L222 90H224ZM245 87H246V88H245ZM80 88H81V89H80ZM229 88H227V89H225V90H229ZM244 88H245V90H244ZM254 88H256V87H254ZM254 88H253V89H254ZM10 89H11V88H10ZM15 89H16V88H15ZM15 89H14V92H17L18 90H15ZM21 89H20V90H21ZM44 89H45V87H44ZM55 89H56L57 91H56ZM196 89H195V90H196ZM200 89H201V90H200ZM219 89H221V88H218V90H219ZM253 89H251V90H253ZM258 89H259V88H258ZM261 89H262V87H261ZM261 89H259L258 91H257V90L254 91V92L256 93V95H258V94H259L258 92H261L264 88H263L262 90H261ZM20 90H19L18 94H15V93H14V94L18 96L19 94L21 95V94H24V93H25V90H24V92H22V93H20ZM89 90H91V89H89ZM94 90H95V91H94ZM96 90H98V91H96ZM222 90H219V91H222ZM251 90L249 91V93H250V92L253 93ZM260 90H261V91H260ZM26 91H27V86H26ZM203 91H205V90H203ZM230 91H231V90H230ZM242 91H241L240 93H242ZM40 92H42V90H41ZM76 92H74V93H76ZM177 92H178V91H177ZM195 92H196V91H195ZM197 92H198V91H197ZM225 92H227V91H225ZM247 92H248V91H247ZM204 93H206V91H205ZM208 93H210V92L207 90V93H206L205 95H207ZM229 93H230V94H233L232 92H229ZM245 93H246V92H245ZM249 93H248V94H249ZM257 93H258V94H257ZM261 93H264V92H261ZM243 94H244V93H243ZM243 94H242V95H243ZM253 94H254V93H253ZM205 95L203 94V101L205 100V99H204V98H205V97H204ZM239 95H240V94H239ZM242 95H240L239 97L242 98V97H243ZM244 95H246V94H244ZM256 95H255V96H256ZM262 95H263V94H262ZM259 96H260V99H261V95H259ZM259 96H257V97H259ZM21 97H24V96H21ZM34 97H35V96H34ZM47 97H48V96H47ZM207 97H208V95H207ZM51 98H52V96H51ZM67 98H69V97H67ZM188 98H189V97H188ZM243 98H245V97H243ZM249 98H250V96H249L248 98H246V99H249ZM24 99L26 100V98H21V99L19 98L18 100L21 102V100H24ZM34 99H36V98H34ZM48 99H50V98H48ZM251 99H252V98H251ZM253 99H254V97H253ZM256 99H257V98H256ZM256 99H254V100H255L256 103H257V102H260L263 98H262L261 100L259 99L260 101H258V99H257V100H256ZM14 100H15V99H14ZM14 100H13V101H14ZM18 100H16V103H17ZM31 100H32V99H31ZM46 100H47V98H46ZM69 100H70V99H69ZM188 101H190V100H188ZM188 101H187V102H188ZM23 102H24V101H23ZM23 102L20 103L22 106L24 105ZM29 102H30V101H29ZM32 102H33V101H32ZM187 102H186V103H187ZM253 102H254V101H252V105H255V104H253ZM261 102H262V101H261ZM261 102L259 103L260 105H261ZM26 103H27V101H26ZM34 103H36V102L34 101L33 104H31V105H34ZM82 103H83V102H82ZM82 103H81V104H82ZM186 103H185V106H186ZM188 103H189V102H188ZM193 103H194V102H193ZM195 103H196V102H195ZM225 103H226V102H225ZM18 104H19V103H18ZM18 104H17V105H18ZM20 104H19V105H20ZM36 104H37V103H36ZM189 104H191V102H190ZM197 104H199V103L197 102ZM201 104H202V102H201ZM259 104L256 105V106L258 107ZM262 104H264V102H262ZM191 105H192V104H191ZM249 105L251 106L250 103H249ZM249 105H248V106H249ZM188 106H189V105H188ZM188 106H186V107L188 108ZM194 106H195V105H194ZM194 106H193V107H194ZM198 106H200V105H198ZM256 106H252V107L254 108V107H256ZM262 106L264 107V105H262ZM16 107H17V106H16ZM76 107H77V106H76ZM189 107H191V106H189ZM252 107H251V108H252ZM263 107H262V108H263ZM14 108H15V107H14ZM18 108H19V107H18ZM70 108H72V106H71ZM70 108H69V109H70ZM214 108H215V107H214ZM214 108H212V110H213ZM258 108L260 109L261 107H258ZM258 108L254 109V110H257ZM262 108H261V109H262ZM12 109H13V108H12ZM15 109H16V108H15ZM47 109H48V110H45L44 113H43V115L45 114V112L50 113V114H48V115L55 114V113L53 112L54 108H53V110H52L51 108H47ZM75 109H76V108H75ZM75 109L73 108L72 111H74ZM77 109H78V108H77ZM77 109H76V110H77ZM259 109H258V110H259ZM258 110H257V111H258ZM10 111H11V110H10ZM13 111H14V110H13ZM13 111H11V113H14ZM15 111H16V110H15ZM250 111H251V110H250ZM17 113H18V112H16V114H17ZM22 113L24 114V116H25V115L28 116V113H27V112H25V111L23 112V111H22ZM22 113H21V114H22ZM71 113H72V112H71ZM256 113H257V112H256ZM19 114H20V113H19ZM209 114H210V113H209ZM257 114H259V113H257ZM257 114H255V115H257ZM9 115H10V114H9ZM210 115H211V114H210ZM212 115H215V113H212ZM212 115H211V117H212ZM11 116H13V115L11 114ZM14 116H15V113H14ZM14 116H13V117H14ZM21 116H22V115H21ZM52 116H53V115H52ZM54 116H56V114H55ZM257 116H258V115H257ZM15 117H16V116H15ZM25 117H26V116H25ZM25 117H24V118H25ZM58 117H59V116H58ZM58 117L56 116L55 118H58ZM211 117H209V115H208L207 118H208V119H209V118L211 119ZM0 118H1V117H0ZM8 118H9V117H8ZM16 118H17V117H16ZM16 118H15V119H16ZM41 118H42V120H43V116H41ZM44 118H46V119L48 120V121L46 120V121H47V124H48L49 122H51L49 116L45 115ZM53 118H54V117H53ZM55 118H54V122H55ZM212 118H213V117H212ZM253 118H254V116H253ZM257 118H258V117H257ZM1 119H3L2 122L5 120L4 118H1ZM1 119H0V121H1ZM11 119H12V121L14 122V120H13L14 118L11 117ZM17 119H18V118H17ZM17 119H16L15 121H17ZM21 119H22V117H21ZM27 119H28V118H26V120H27ZM29 119H30V118H29ZM29 119H28V120H29ZM39 119H40V118H39ZM208 119H206V121H207ZM7 120L9 121V119H7ZM56 120H57V119H56ZM249 120H250V119H249ZM251 120H252V119H251ZM253 120H254V119H253ZM8 121H7V123L3 122V123H1V125H0V126H2V127L0 128V131H1V129H4V130L7 129L6 131H3V132L1 131V132H2V133H0L1 136L4 134V132H5V134H6V132L9 130L8 128H6V127L8 126V125H7V124H8ZM18 121H19V120H18ZM24 121H25V120H24ZM31 121H32V120H31ZM31 121H27L28 123L25 121V122H24V125L27 124L26 127L29 128V130H31L30 132L33 131L32 133L35 132L36 134H37V132H38V133H42L43 136H44V133H43L42 131H43V128H46V126H44L43 123H45L46 121H45V120H43V121H39V120H37V121H38V125H40V126H38V125H37V126L40 127V129L36 127V125L34 124V123H35L34 121H32V124H31V125L34 124V125H33L34 127H33V126H30L29 122H31ZM35 121H36V120H35ZM208 121H209V120H208ZM21 122H22V121H20V123H21ZM39 122H41V123H39ZM209 122H210V121H209ZM51 123H52V122H51ZM17 124H19V123H17ZM22 124H23V122L21 123V125H22ZM36 124H37V122H36ZM55 124H56V123H55ZM55 124H54V125H55ZM246 124H247V123H246ZM250 124H251V123H250ZM9 125H11L12 127H14V129H13L12 127L8 126L9 128H12V129H13V132H14V130L16 129L15 126L19 127V125H15V124H14L15 126H13V124H9ZM42 125H43V126H42ZM28 126H30V127H28ZM41 126H42V128H41ZM49 126H50V125H49ZM248 126H250V125H248ZM4 127H5L6 129H5ZM22 127H23V126H22ZM26 127H25V129H26ZM35 127H36L37 130L35 129ZM251 127H253L252 124H251ZM251 127H250V128H251ZM30 128H32V129L34 128V130H36V131H34V130L30 129ZM102 128H104V126L99 127V130H98V127H97V128H96V129H97L96 132L98 133ZM105 128H108V127L105 126ZM247 128H248V127H247ZM247 128H246V129H247ZM17 130H18V129H17ZM23 130H24V128H23ZM26 130H28V129H26ZM26 130H25L24 133H23V135H24L23 138H22V131L18 130V131L21 132V136L19 135V140L16 139V140H14V141L16 142V141L18 140V142L21 141V143H22V140H23V142H24L25 140H27V139H26V135L29 133V130H28V131H26ZM40 130H41V131H40ZM46 130H47V128H46ZM46 130H45V131H46ZM103 130H104V129H103ZM103 130H102V131H103ZM107 130H108V131H106V129H105V132L103 131V133H107V135L109 136L110 134H109L108 132L111 131V133H112V130L109 129V128H108ZM248 130H249V128H248ZM250 130H251V129H250ZM25 132H26V133H25ZM81 132L83 133V134H82L83 136H82V135L80 136L79 134H78L79 136H78V135H77V136H78L79 138L82 137V138L84 139L83 143L81 142L82 140H81V141L78 140V139H76V140H78V142L80 141L79 143H80V144H83V146H84V143H85V145H87V144H88V141H90V142H89L90 144H88L87 146H90V145H91V142H93V140H95V141L97 142V141H99V140L101 141V139H102V138L104 139V137H105V136H103L104 134L102 133L103 135H102V134H101V135H102L103 137L100 136L101 139H99V140H98V139H95L96 135L98 136V134H97V133L95 134V133H94L95 131H94V132H93L94 134L91 135L92 137L90 136L92 139L89 140V137H87V136L90 135L92 131H91V132L88 131V133H86L87 136L85 135V131H81ZM86 132H87V131H86ZM11 133H12V132L10 131V135H12ZM14 133H15V132H14ZM35 133H34V134H35ZM79 133H80V132H79ZM113 133H114V132H113ZM34 134H33V135H34ZM36 134H35V135H36ZM42 134H37V135H42ZM216 134H218V132H217ZM7 135L9 136L8 132H7V134L4 135V136H7ZM37 135H36V136H37ZM70 135H71V134H70ZM105 135H106V134H105ZM112 135H113V134H112ZM112 135H111V136H112ZM223 135H225V134H223ZM1 136H0V137H1ZM43 136H42V137H43ZM67 136H68V135H67ZM114 136H116V135H114ZM117 136H118V134H117ZM117 136H116V138L118 139ZM220 136H221V134H220ZM245 136H246V135H245ZM248 136H249V135H247L246 137L248 138ZM10 137H11V136H10ZM10 137H8V138L10 139ZM12 137L14 138L13 135H12ZM12 137H11V138H12ZM16 137H17V136H16ZM27 137H29V136H27ZM34 137H35V136H34ZM64 137H65V138H64L63 140H64V142H65V141H66V136H64ZM68 137L71 138V136H68ZM68 137H67V138H68ZM73 137H74V136H73ZM98 137H99V136H98ZM98 137H97V138H98ZM112 137H113V136H112ZM112 137L109 136L110 139L107 138V137H105V138L107 139V141H106V142L104 141L105 143H101V142H100V144H97V147H95V145H94V147H92V146L89 147L91 150H92V148H93V151H91V155H92V153H94L93 155H95V156H96V155H97V156L99 155V158H98V157H95V156H93V158H92V159H94V160H96V159L98 158V159H97L98 162H95V161L92 160V159L89 160V159L85 156L86 159L90 161V162H89L90 164H92L91 161H94V162H95V165H97V164H101V162L104 164V161H106V162L108 161V160H104L103 157H106V154H107V156H108V154H109L108 151H110L111 149L113 150L114 145H116V144H115V143H116L115 140H117V139H116L115 137H113V139L115 138V140H113ZM218 137H219V136H218ZM227 137H228V136H227ZM246 137H244V140H245ZM249 137H250V136H249ZM17 138H18V137H17ZM21 138H22V139H21ZM31 138H32V135H31V137L29 138V139H30V142H32V143L37 139V138H36V139L34 138L35 140L32 141ZM82 138H80V139H82ZM221 138H223V137H220V140H221L220 143H222V141H223ZM230 138H231L232 140H234V137H230ZM242 138H243V137H242ZM247 138H246V141L248 142L250 139L247 140ZM9 139H8V140H9ZM14 139H15V138H14ZM20 139H21V140H20ZM32 139H33V138H32ZM178 139H179V141H180V140H182V141H186V140H187V139L185 140V137H183V138H182V137H181V138L178 137ZM218 139H219V138H218ZM223 139H225V138H223ZM2 140H4V141H2ZM2 140H0V147L2 146V147L4 148V149H2V150H3L2 153H6V152L4 151V150L6 149L4 146H5V145L8 146V143H7V141H6L7 139H4L3 136H2ZM37 140H38V139H37ZM37 140H36V141H37ZM39 140H41V139H39ZM68 140H69V139H67V141H68ZM87 140H88V141H87ZM133 140H135V142H134ZM133 140H132V142L136 143V146H135V147H137V148H142V145H140V142L137 144V142L139 141L137 137H135ZM136 140H138V141L136 142ZM226 140H227V139H226ZM1 141H2V143H4V145H2ZM5 141H6V142H5ZM28 141H29V140H28ZM36 141H35V144H36V145H37V144H38V145H39V144L42 145L41 142H40V143H39V142L36 143ZM61 141H62V140H61ZM69 141H70V145L68 144L69 147L72 146V149H74V148H75V140L72 138V139L69 140ZM102 141H103V140H102ZM228 141H229V142H232V141L229 140V139H228ZM241 141H242V140H241ZM241 141H240V142H241ZM11 142H12V140H11ZM30 142L28 143L29 145L31 144ZM96 142H94V143H96ZM113 142H114V143H113ZM199 142H200V141H199ZM199 142H198V143H199ZM218 142H219V141H218ZM226 142H227V141H226ZM242 142H243L242 144H244V141H242ZM6 143H7V144H6ZM21 143H18V144H21ZM52 143H53V142H52ZM58 143H59V142H58ZM67 143H68V142H67ZM67 143H66V144H65V143H62V145H63V146H64V145H67ZM79 143H78V144H79ZM94 143H92V144H94ZM98 143H99V142H98ZM180 143H181V141H180ZM198 143H196V144H198ZM200 143H201V142H200ZM223 143H224V142H223ZM245 143H246V142H245ZM15 144H16V143H15ZM15 144H13V145L15 146V147L13 146V147H14V150L17 149V150H19V151H21V152L19 153V151L16 150L17 152H16L15 154H11V155L9 154V156H11L9 160H12L13 162H14V160H13V159H14L13 156L18 155V153H19V154H22V152L26 149V148H25V145H24V147H23L22 149L20 148V149H21V150H20V149L17 148V147H18V144H17V145H15ZM35 144L33 143V145H35ZM60 144H61V143H59L58 145H55V143H54L53 147H58V148H59V146H61ZM113 144H114V145H113ZM228 144H229V143H228ZM231 144L233 145V144H234V141H233V143H231ZM22 145H23V144H22ZM29 145H26V146L28 147V148L26 149V151H27V150H28V151H31V150H29ZM33 145H31V146H33ZM47 145L52 146V144L50 145L49 143H48ZM73 145H74V147H73ZM99 145H100V146H99ZM112 145H113V147H112ZM219 145H222V144H219ZM224 145H226V144H224ZM9 146H10V145H9ZM9 146L7 147V149H9ZM39 146H40V145H39ZM39 146H38V148H40V149H41L42 146H43V148H45V144H43V145L40 146V147H39ZM76 146H77V145H76ZM83 146H81V147H83ZM228 146H230V145H228ZM33 147H35V150L37 149L36 146H33ZM53 147H51V148H53ZM67 147H68V146H67ZM67 147L65 146V147H63V148L66 150ZM77 147H78V146H77ZM81 147L79 146V150H80V151L84 148V147H83L82 149H80ZM199 147L204 148V146H202V145H199ZM199 147H198L197 149H195V150H198V149H199V150H202V148L200 149ZM232 147H233V146H232ZM31 148H32V147H31ZM48 148H49V147H48ZM60 148H61V147H60ZM60 148H59V150H60ZM96 148H97V150H96ZM100 148H101L103 151H101ZM230 148H231V146H230ZM54 149H55V148H54ZM61 149H62V148H61ZM68 149H69V148H68ZM68 149H67V150H68ZM70 149H71V147H70ZM70 149H69V150H70ZM77 149H78V148H76V151H75V152H77V153H75V152L73 151L75 154H78V153L80 152L79 150L77 151ZM87 149H88V148H87ZM94 149H95L96 151H95ZM10 150H11V149H10ZM35 150H34V148H33V151H35ZM43 150H44V149H43ZM43 150H42V151H43ZM46 150H47V146H46V148H45V151H46ZM59 150H58V153H60ZM67 150H66V151H67ZM74 150H75V149H74ZM85 150H86V148H85ZM112 150H111V152H112ZM135 150H136V149H135ZM140 150H141V149H137V151H136L137 154L141 152ZM0 151H1V149H0ZM7 151H9V150H7ZM33 151H31L30 153H34ZM39 151H41V150H39ZM45 151H43V152H45ZM50 151H51V150H50ZM83 151H84V149H83ZM11 152H12V150H11ZM11 152H8V153H11ZM14 152H15V151H14ZM36 152H38V150H36ZM36 152H35L34 155H33V154H32V155H31V154H28V152H27V154H28V155H31V156H29V158H33L34 156L37 158V157L41 156L42 153L39 152V154L36 155ZM84 152L86 153L87 150L84 151ZM111 152H110V156H109V157H111V155H112ZM134 152H135V151H134ZM136 152H135V154H136ZM262 152H263V151H262ZM0 153H1V152H0ZM46 153H48V152H46ZM51 153H53V150H52ZM62 153L67 154V153H69V152H65V151L63 150V152H61V154H62ZM71 153H72V152H70L69 154H71ZM85 153H84V155H85ZM89 153H90V152H89ZM230 153H231V152H230ZM263 153H264V152H263ZM25 154H26V153L23 152V154H22L23 157H22V158H25V157H24ZM53 154L56 155V151H55ZM80 154H82V151H81ZM80 154H79V155H76L77 158H78V156H80ZM104 154H105V156L102 157V155H104ZM227 154H229V152H227ZM1 155H2V154H1ZM1 155H0V156H1ZM45 155H46V154H43V156H45ZM47 155H48V154H47ZM51 155H52V154H51ZM59 155H60V154H59ZM72 155H74V154H72ZM72 155H70V156H72ZM82 155H83V154H82ZM88 155H89V154H88ZM91 155H90V158H91ZM124 155H125V154H124ZM124 155H122V156H123V160H122V158H121V156H120V158H119L120 161H118V159H117V160L115 159L116 161H115V160H114V161H110V163H112L113 165L115 164L114 162H116V165H117V164H120V163H121V160H122V161H125V160H126L125 157H124ZM261 155H263V154H261ZM2 156H4V155H2ZM19 156H20V155H18V157H19ZM25 156H27V155H25ZM60 156H61V155H60ZM62 156H64V155H62ZM62 156H61V158H62ZM67 156H69V155L67 154ZM76 156L74 155V157L72 156V157H70V158H72L73 161H74V160H76V158H75ZM126 156H127V155H126ZM232 156L234 157V158L232 157L233 160H234L236 156H234V155H232ZM7 157H8V155H7ZM18 157H17V158H18ZM35 157H34V158H35ZM52 157H53V156H52ZM55 157H57V156H55ZM65 157H66V156H65ZM65 157H64V158H65ZM82 157H83V156H82ZM112 157H113V156H112ZM228 157L231 158V154H230ZM228 157H227V161L230 160V164H231V163H232V162H231L232 158L229 159ZM256 157H258V156H256ZM256 157H255V158H256ZM0 158H1V157H0ZM29 158H28V156H27V161H24V162H27V163L29 164V163H30V162H29V161H30ZM42 158H43V157H42ZM42 158H41V160H42ZM46 158H47V161H44L45 169H47V168L49 169V167H50V169L53 170V168L55 169V167H56L57 165L60 164L59 162L62 161V159H61L59 162H58V161H54V160H53L54 158L51 159V156H50V155H49V158H48V157H46ZM64 158H63V160H64ZM70 158H69V159L66 158V160H67V161L69 160V161L72 162V159L70 160ZM83 158H84V157H83ZM107 158H108V157H107ZM107 158H105V159H107ZM174 158H175V159H174L173 162H175V163H178L179 161L182 160L181 158H180L181 160L176 159V158H177L176 156H174ZM263 158H264V157H263ZM1 159H4V160L6 159V160H7L6 155H5V158H1ZM1 159H0V160H1ZM15 159H16V158H15ZM18 159H19V160H17V163L21 162V161H20L21 158L19 157ZM56 159H58V158H56ZM78 159H80V158H78ZM84 159H85V158H84ZM240 159H242V158L240 157ZM240 159H239V160H240ZM261 159H262V158H261ZM4 160H3V161H0V164H2V162H3L2 165H3V167H5V168L2 169V170H5V171L9 172V174H10L11 176H14V178L16 177L15 180H19L18 177L21 176V175H22V176H21L22 178L28 176V175H23L21 172H19V173H21V175L18 176L19 173H18L16 170H15L16 172H15L14 170H12L13 167H12L11 169L6 168V166L4 165V163L7 164L8 167H9L10 165L8 164V162H6V160H5V162H4ZM25 160H26V158H25ZM34 160H35V159H34ZM38 160H40V159H38ZM43 160H44V159H43ZM58 160H59V159H58ZM82 160H83V159H82ZM87 160H86V162H84V163L82 162L81 164H83V165L85 166V163H87ZM110 160H111V159H110ZM185 160L187 161V159H183V163H184ZM193 160H194V159H193ZM235 160H236V159H235ZM235 160H234V162L238 161V160H236V161H235ZM252 160H253V159H252ZM18 161H19V162H18ZM36 161H37V160H35V162H36ZM76 161H77V160H76ZM76 161H75V162H76ZM83 161H85V160H83ZM117 161H118L119 163H118ZM191 161H192V160H191ZM206 161L209 163L208 159H206ZM37 162H38V161H37ZM49 162H51L52 165H50ZM56 162H57V164H56ZM75 162H74V163H75ZM80 162H81V161H80ZM94 162H93V163H94ZM189 162H190V161H189ZM189 162L187 161L186 163H189ZM210 162H211V164H208V165H210V166H211L212 164H213V165L215 164V163H213L211 160H210ZM234 162H233V163H234ZM10 163H11V162H10ZM47 163H48L49 166H47ZM77 163H78V162H77ZM89 163H88V164H89ZM96 163H97V164H96ZM107 163H108V162H107ZM123 163H124V162H123ZM180 163H181V162H180ZM233 163H232V165H231V166H233V167L228 166V167H230L232 170L229 168L230 170H227V171H229V173L226 172L229 176H228V177L226 176V178H224V179H223V177L220 176V178L217 179V180H220V179H221L222 181H223V180H227V181H228L229 179H230V180L233 179L232 176H235V174H234L235 170H234V169H236L238 166L241 167V166L239 165V164H241L240 161H239L238 166H236L237 163L234 164V165H233ZM261 163H262V162H261ZM263 163H264V162H263ZM263 163H262V164H263ZM12 164H15V165H16V162H15V163H12ZM12 164H11V165H12ZM33 164H34V165L36 164L37 167L40 166L39 170H40V169H41V170H45V169H42V165H43V163H42V165H41V163H39V164H37V163H33ZM62 164H63V162H62L60 165H62ZM64 164H65V163H64ZM66 164H68V163L66 162ZM66 164H65V165H66ZM81 164H80V165H81ZM103 164H101V166H102ZM108 164H109V163H108ZM112 164H110V165L112 166ZM178 164H179V163H178ZM206 164H207V163H205V165H206ZM230 164H229V165H230ZM21 165H22V162H21ZM26 165H27V164L24 165V163H23V166H24V167H25ZM34 165H32V163L30 164V166H33V167H34ZM68 165H69V166H68ZM68 165L65 166V167H67V168L69 167L68 169H70V171L72 170L73 172H72V174H68V175H70V176H66L65 180H63V178L65 177V173H66V175H67V173L69 172L68 170L65 171V173L63 172L64 175H60V173H58L57 175H55V176H56V178L54 179L55 184L57 183L58 179H60L59 181H61V177H63L62 180L65 181V183H64L63 181L61 182L60 187H57V186H59V183H60V182H58V185L56 184V186H55L56 188H55V189L57 190V193L60 192V189H62L61 191H63V188H64L63 186H65V185H63L62 183L66 184V182H67L66 185H69L70 188H71L72 186H74L75 182L77 183V181H75V180H74L75 182H73V180H72V181H70V180L73 179V178H72V175H73V173L75 174V172H74L75 169H76V170H79V169H77V168H78L80 165L78 164V165H79L78 167H77L76 165H74L75 167L72 166V167H73L72 169H71V167H70V164H68ZM95 165L92 166V167H93L94 170H98V172L95 173L96 176H99V177H100V175H103V176H102L103 178L101 177V178H102L101 180L105 179V182H104V180H103V182L106 183V184H104V185H106L107 188H106L104 185H103V186L105 187V189H110V187H111V185H112L113 182L111 183V182L109 181V180H111V178L109 179L108 176H107L108 180L106 179V176H104V174H106V173H104V172H107L108 170H110L109 168H111V166H106L107 164L105 163V164H104V165H105V171L103 172L104 174L101 173V174L97 175V173L103 171V168L100 167V168H101V171H100V170H99V169H100L99 166H98V168H99V169H98L97 166H95ZM104 165H103V167H104ZM121 165H122V166H121L122 168H120L119 165H117L118 167L116 166L115 169H118V168H119V169H122V170H123V171L120 170L121 172H125L124 169H123V168H124V167H123L124 164L121 163ZM172 165H173V164H172ZM186 165L189 166V164H186ZM208 165H207V167H208ZM178 166H179V165H178ZM235 166H236V167H235ZM245 166H250V165H245ZM245 166H243V167H245ZM259 166H261V164H260ZM262 166H264V165H262ZM0 167H1V165H0ZM16 167H17V166H16ZM24 167H23V169H25ZM27 167H29V165H27ZM46 167H47V168H46ZM76 167H77V168H76ZM81 167H83V166H81ZM86 167H87V164H86ZM86 167H83V168H84V169H87ZM89 167L91 168V166H89ZM114 167H115V166H113V169H114ZM173 167H174V165H173ZM181 167H182V168L184 167L183 169L185 170V166H184V164H182V166L180 165V167H179L180 170L182 171V168H181ZM205 167H206V166H205ZM207 167H206V168H207ZM228 167H226V168H228ZM239 167H238V169H239ZM254 167H257V166H254ZM254 167H253V169H255ZM18 168L20 169V167H18ZM43 168H44V167H43ZM58 168H59V167H58ZM58 168H56V170H58ZM60 168H62V167L60 166ZM60 168H59V169H60ZM67 168H66V169H67ZM166 168H168V167L161 168V170L158 169V170H153V171H152V170H148V169H147V170H146V169H141L139 173L144 172V170H145V172L147 173L146 175H148V173L150 174L151 172H154V173L159 172V176H162V177H163V176L166 175V174L168 175V173H165ZM174 168H176V167H174ZM179 168H178V169H179ZM208 168H209V167H208ZM214 168H216V166H215ZM214 168H213V169H214ZM233 168H234V169H233ZM257 168H258V167H257ZM257 168H256V170L260 173L262 170L260 169V170H261V171H260V170L257 169ZM0 169H1V168H0ZM14 169H15V168H14ZM27 169H28V168H27ZM27 169H26V170H27ZM30 169H31V167H30ZM30 169H29V170H30ZM50 169H49V170H50ZM66 169H63V170H66ZM91 169H92V168H91ZM91 169H89V172H90ZM111 169H112V168H111ZM119 169H118V170H115V171L113 170V171L116 173V174L114 173L115 176L118 175V174H117V171L119 172V175H123V173H121V172L119 171ZM125 169H126V168H125ZM162 169H163V171H162ZM186 169H188L187 166H186ZM190 169H191V168H190ZM190 169H188L187 171H190ZM210 169H211V168H209L208 170H210ZM213 169H211V172H209V173H214V171H215V173L217 174V173H218L217 171H218V170H221V168L219 169V167H218V168L214 169V171L212 172ZM245 169L247 170V167H246ZM248 169H252L251 166H250V168H248ZM10 170L13 171V172L11 173ZM26 170H25V171H26ZM35 170H36V167H35ZM35 170H34V171L31 170V171L34 172V176H35V172L37 171V170H36V171H35ZM41 170H40V171H41ZM94 170H93V172H95ZM176 170H177V169H176ZM184 170H183V171H184ZM191 170H192V169H191ZM239 170H242V173H241V171H240V172L238 171L239 174H240L239 177H240V176H243V173H244L246 170H245V171H244L243 169H239ZM263 170H264V169H263ZM5 171H4V172H5ZM20 171H21V170H20ZM27 171H28V170H27ZM45 171H48V170H45ZM45 171H43V174L45 173ZM83 171H84V170H82V172H83ZM156 171H157V172H156ZM167 171H169V170H167ZM204 171L207 173V169L204 170ZM204 171H203V172H202V171H201V172H200V171H199V172L197 171L196 173L193 171L192 174H191V171H190V173H189L190 175H188V176L190 177V179H191V177L193 178V177H194V174H197V173H198V174H201L200 176H202V177L198 176L199 179H200V180H199L200 182H199V181H195V182H193L194 186H196L195 183H196V184L198 183L200 186L203 184L202 182L204 181L203 179H204V176H205V175L203 176ZM225 171H226V170H225ZM225 171H221V173H218L216 177H218L219 174L222 175V173L225 172ZM231 171H234L233 174L231 173ZM248 171H249V170H248ZM252 171H253V170H252ZM0 172H1V171H0ZM22 172H23V171H22ZM41 172H42V171H41ZM52 172H53V171H52ZM52 172H51V174L49 173V174H50L49 176L47 175V178H46V179H47L48 181H50V180L48 179V177H50V176L52 175ZM82 172H81V169H80L79 175H77L79 178H77V176H76L77 180L80 181V182H78V183H79V184H82V186H81V185L79 186V184L76 185V186L81 187V188L77 187V191H78L79 189H81V190H82V193H83V192H84V191H83L84 189H82V187L85 185V182H86L87 185H88V181H89V179H93V177L95 178L96 176H95V175H92L93 177H92V176L90 177L89 174H90V173L92 174L93 172H90V173H89V172H88V169H87L86 172L89 173V174H88L89 176H88L87 174H86V176H87V177H90V178L87 179V178L85 177V174H84V173H83V174H84V176H83ZM111 172H112V171H111ZM111 172L108 171V172H107L108 175L112 176V175H113V172H112V174H111ZM145 172H144V174H145ZM250 172H251V171H249V173H250ZM258 172H257V173H256V172H254V173L251 172L250 177H251L253 174H254V175H253L252 177H254V176H255V177H256V176L258 177V174H259ZM23 173H24V172H23ZM25 173H27V172H25ZM39 173H40V172H39ZM56 173H57V172H56ZM56 173L54 172V174H56ZM69 173H71V172H69ZM77 173H78V171L76 172V174H77ZM109 173H110V174H109ZM136 173H138V171H136ZM170 173H171V172H170ZM180 173L182 174L183 172H180ZM184 173L187 174V172H184ZM215 173H214V175H215ZM230 173H231L232 175H230ZM236 173H237V171H236ZM246 173H247V172H246ZM1 174H4V173L2 172ZM1 174H0V175H1ZM9 174H7V173L4 174V175H6V176H4V178H5V181H4V182H7V179L10 178V175H9ZM28 174L31 175L30 173H28ZM32 174H33V173H32ZM43 174H42V175H43ZM46 174H48V172L45 173V177H46ZM144 174H142V175H144ZM151 174H152V173H151ZM157 174H158V173H157ZM157 174H156V175H157ZM177 174H178V173H177ZM186 174H185L184 177H186ZM198 174H197V175H198ZM207 174H208V173H207ZM8 175H9V177H8ZM81 175L83 176V178L85 177L87 180H81V179H82V178H81V177H82ZM106 175H107V174H106ZM154 175H155V174H154ZM170 175H171V174H170ZM183 175H184V174H183ZM214 175H213V176L211 175V176H212V181H208V182H212V183L214 184V186L217 187L215 183L218 182V181L216 180L215 183H214V180H215V178H216ZM223 175H224V174H223ZM225 175H226V174H225ZM225 175H224V177H225ZM244 175H245V173H244ZM248 175H249V174H248ZM248 175L246 174V176H243V177L246 178L245 181H248V180H247V179H248ZM262 175L264 176V172L262 173ZM38 176H39V174H38ZM110 176H109V177H110ZM140 176H141V174H140ZM150 176H151V175H150ZM152 176H153V175H152ZM157 176H158V175H157ZM173 176H174V175H173ZM173 176H171V177H173ZM175 176H176V175H175ZM177 176H178V175H177ZM179 176H180V175H179ZM179 176H178V178H179ZM208 176H209V175H208ZM208 176H206V177H208ZM230 176H231L232 178H231ZM237 176H238V175H236V176L234 177V179L236 180V178H237L238 182H239V180H241V179H242V181L244 180L243 177H242L241 179H239ZM259 176H261V174H260ZM263 176H262V177H263ZM2 177H3V175L0 177V180L2 179ZM36 177H37V176H35V179L33 178V176H32V177L30 176V177L28 178V180H29L28 182H29V185H30L29 187H30V189H31V190H29L28 192H30V191L32 192V193L30 192V194H28L29 196H30L31 194H33V193H36V194L38 195L37 192H40V191L43 190V189L40 188V187H41V185H44V183L42 182V184H41L40 187H39V184L41 183L42 180L40 179L41 181H40V183H38V182H39V180H38L39 177H38V178H36ZM40 177H41V176H40ZM42 177H43V176H42ZM69 177H70V178H69ZM74 177H75V175H74ZM138 177H139V176H138ZM147 177L149 178V176H147ZM165 177H166V176H165ZM165 177H163L162 180H163ZM189 177H188V178H189ZM209 177H210V176H209ZM214 177H215V178H214ZM255 177H254V179L257 180V181H260V180L263 181V179H264V178L261 179V177H260L259 179H258V178L256 179ZM14 178L12 177L13 180H14ZM50 178L53 180L54 176L52 175ZM68 178H69V182H68V180H67ZM76 178H75V179H76ZM80 178H81V179H80ZM85 178H84V179H85ZM96 178H97V177H96ZM113 178H115L114 175H113V177H112V181L115 180L116 183L119 181V180H117V179H118V178L120 179L119 176H117L115 179H113ZM123 178H124V177H121V179H120L121 181H119V184L123 181ZM143 178L146 179L145 175L143 176ZM148 178H147V181L149 182L150 180H149ZM150 178H151V177H150ZM153 178H154V176H153ZM175 178H176V177H175ZM178 178H176V179H178ZM188 178H187V179H188ZM213 178H214V179H213ZM26 179H27V178H26ZM26 179L24 178L25 181H26ZM33 179H34V180H33ZM46 179H45V181H46ZM157 179H158V178L156 177V180H157ZM168 179H169V176H167V180H168ZM170 179H171V178H170ZM179 179H180V178H179ZM181 179H183V178H181ZM190 179H188V180L191 181ZM196 179H198V178L195 177L194 180H196ZM206 179H207V178H206ZM209 179H210V178H209ZM254 179H251V178H250V180H254ZM3 180H4V179H3ZM9 180H10V179H9ZM35 180H36V181H35ZM37 180H38V182H37ZM52 180H51V181H52ZM66 180H67V181H66ZM95 180H96V179H95ZM98 180H99V181H98V182H99V185H100V183L103 184V182H100V181H101L100 178H98ZM151 180H152V179H151ZM156 180H155V181H156ZM171 180H172V179H171ZM188 180H186V181L188 182ZM202 180H203V181H202ZM230 180L227 182V184H224L225 181H224V182H221V181H220V182L223 183L224 186H225V185H228L229 183L232 184V182H234V181H230ZM255 180H254V181H255ZM34 181L37 182L36 185H35V183H33ZM82 181H83V183H82ZM90 181H91V180H90ZM106 181H109V182L111 183V185H110L109 187L107 186V182H106ZM155 181H154V182H155ZM172 181H173V180H172ZM174 181H175V180H174ZM178 181H180V180H178ZM184 181H185V180H184ZM186 181H185V182H186ZM206 181H207V180H206ZM245 181H244V182H245ZM254 181H252V183H253V184L251 183L252 185H250V182H249V181H248L249 183H248V182H245V184L242 183V182L240 181V182L242 183L241 186L239 185L240 183H236V182H235V185L232 184L235 188H237V189L234 190V191H236V193L233 192V193H235V196H236L237 193L239 194V192L237 191L239 186H240V187H243L244 189L247 188L248 191H249V190H253V187H254ZM257 181H256V182H257ZM26 182H27V181H26ZM28 182H27V183H28ZM70 182H71V183H70ZM72 182H73V183H72ZM95 182H96V181H95ZM98 182H97V183H98ZM152 182H153V180H152ZM159 182H161L160 179H159ZM163 182H164V180H163ZM165 182H167L166 179H165ZM165 182H164V183H161V184L163 185V187H164L165 185H167V189H168V187H170V186L172 187V184L174 183V182H169V181H168V182L170 183V186H168L169 183L167 184V183H165ZM181 182H183V180H182ZM185 182L183 183V185H185ZM204 182H205V181H204ZM220 182H218V183H220ZM260 182H261V181H260ZM46 183H48V184H49L48 186H50V183H51V182H46ZM52 183H54V182L52 181ZM52 183H51V184H52ZM68 183H70L71 185L68 184ZM93 183H94V182H93ZM125 183H126V181H124V185H125ZM141 183H145V182H144V181H141ZM141 183H140V184H141ZM156 183H158V181H156ZM171 183H172V184H171ZM175 183H176V182H175ZM225 183H226V182H225ZM246 183L248 184V186H245V185H247ZM263 183H264V181H263ZM263 183H256V186H255V187H257V185L259 184V186H258V188H259V187L261 186V184L263 185ZM2 184H3L2 186L0 185V230L2 229L1 231L5 232L4 230L6 229V231L9 232V234H13V232L10 233V230L14 231V230H13V227H11V222H12V221L10 222V228H9V226H8V225H9V222H6V221H5V222H6V223H5V222H3V220H2L3 215H4V214H3V211H5L6 204H7V202L9 201L8 199H9V198L11 199L12 196L14 197V194L10 195V194H11L10 192H9L10 194H8L9 189L12 190L13 188L11 187V188H9V189L7 190V189H5L4 183H2ZM6 184H7V187H8V186H9V182L6 183ZM24 184H25V183L23 182V185H24ZM90 184H92V181H91ZM94 184H96V183H94ZM94 184H92V186H93ZM102 184H101L100 186H102ZM113 184H114V183H113ZM121 184H122V183H121ZM146 184H147V183H146ZM149 184H150V182L148 183V185H149ZM177 184H178V183H177ZM187 184H188V187H189V186H190L189 184H192V183H187ZM193 184H192V185H193ZM198 184H197V185H198ZM204 184H205V183H204ZM204 184H203V186H204ZM210 184H211V183H210ZM210 184L208 183V184H207L206 186H204V187H207V186L210 185ZM243 184H244V185H243ZM23 185H22V186H23ZM124 185H122V186L120 185V186H121V189H122V187H123V189L125 188L126 185H125V186H124ZM128 185H129V184H128ZM128 185H127V186H128ZM151 185H153V187H154V189L156 190V192H157V189L160 188V187L157 188V187L160 186V185H158L157 187H156L155 184H153V183H151ZM156 185H157V184H156ZM175 185H176V184H175ZM180 185H181V184H180ZM199 185H198V187H194V186H193V188H191V191H190V192H189L188 190H186V189H187V188H185V187H187L186 185L183 186L184 189H182V188L180 189V188H179L180 186H177L176 189H175L176 191L179 190V189H180V191H181V190H184L183 192H184V194L187 196V199H186V196L184 197V198L186 199L185 201H186V203H187V206L185 207L184 210H187V211H185V213L183 212V213H184V217H183V218L186 220V224H187V225L185 224L184 220L181 219V218L178 216V212H180V211H177V210L180 209V207H179L180 205L178 206L179 208L176 209V207H177V206H175L176 203L174 204V207L170 210V211H171V213H169L170 216L168 215V216L170 217L169 220H171L172 222H171V221H170L171 223L168 222V221L165 222V223L168 224V226L165 225V228L169 227V226L172 224L171 228H170V227H169V228L171 229V230H170V234H171L173 237H169V236H170L169 233H163V234H167L168 238L165 237L167 241H168V239H169V241H170V239L172 240V242L170 241V242L172 243V245L169 246V248L172 247V251H171V253H170V252H169V253H170L171 257L173 256V258L176 259V262H175V259L172 260V261H174L176 264L178 263V262H177L178 259H179L180 263L182 262L181 264H184V263H183L184 260H186V261H184L185 263H188V262H187L188 258H189V260H192V258H194V260H193V261H194L193 264H194L195 261H196L195 258L197 259L198 257H201V255H202V256L205 255L206 258L209 257V256H212L213 253H212L211 251L216 250V249H214V245H215L216 243L221 242L220 240H222V237L219 238L220 240H218V237L221 236V235H222V236L225 235V233L223 234V231H225V230H224L225 228H223V229H222L223 231H221V228H222V227H221V228L217 227V226H219L220 224L218 225V224H216V223L219 222V220H225V219H227L228 217H226V215H225L226 218H224V216H223V217H219L220 219L216 222V218H217V216H218V215H219V216L222 215L223 212H222V214H221V211H220V212H216V209H215L214 212H215V214H217V216H212V217H213V220L215 221L214 224H216V228H219V229H220L219 231H221V234L219 235V232H216L217 229L215 230L216 234L214 233V229H213V234H215V236L217 235V239H216L217 242H216L215 240H213V239H212V240H213V242H212V240L210 239L211 241L209 240V242H212V243L214 244V245H213L212 243H209V242L207 241V239H206V241H205V239L203 240V239L199 236L202 240H201V239H200V240L197 239V242H196V243H198V244L195 245V246H198V245H199V242H201V241H205V242H208L209 244L213 245L212 248H213L214 250H213L212 248H211L212 250H210V248H206V250H205V247L202 246V245H204V244H202L203 242H201L200 244H201L202 247H204V248H203L204 251H202V250L200 249V250L202 251V252H200V250H199L198 248H196V247L193 246V245H190V244H191V242H190L189 245H190V246H193V250H194L195 248H196V250L198 249V250H197V254L200 253L201 255L199 254V255L197 256L195 250L192 252V255H194L193 253L195 252L196 257L192 256V255L189 253V248H190V247L187 245V243L189 242V241L187 242V240H188V238H189L187 233H190V232H189V229L192 230V228H190V227H193L194 225H196V224L199 222V221H197L196 224H195V222H193L194 220H192V218L195 216V212H198V210H196V211L194 210V211H195V212H194V211L191 209V210L194 212V213H193L194 215H193V217H192V216H191V212H190V211H191L190 208H191V207H192V208H195V205H193V206H190V205H191V203L193 202V200L196 199V197H197V195H196V192H197V191H195V189H197V188L200 189V186H199ZM211 185H212V184H211ZM217 185H218V184H217ZM220 185H222V184H219L218 189L220 188ZM46 186H47V185H46ZM48 186H47V187H48ZM69 186H65V189H66V187H69ZM76 186H75V187H76ZM90 186H91V185H88V187H87V186L83 187V188H86V187L88 188V189L86 188L87 191L84 192V194L88 193V194H90V197H92L93 195L96 196V195L100 192L99 190H101V191L103 190V192H104L105 194H106V192H107V195H106V196L108 197L107 199L110 200L111 202L108 201V200H106V202H110V204L113 203V202H112V199L115 198V196H114V192H113L114 189L117 190L118 187H119V185H118L117 188L114 187V188L112 189L113 191L110 192V190H109V191H108V190L106 191L105 189H103V188H104L103 186H102L103 188H102V187L98 188L97 185H94L93 188H91V189H94V187L96 186L99 190L97 191L96 188H95V190H93V191L91 192V189H89ZM114 186H117V184H115ZM141 186H142V184H141ZM141 186H139V187H137V188L135 187L138 191L134 188V192L137 191L136 193L139 194V189H140V191H141V189H143V186H142V188H141ZM144 186L146 187V185H144ZM214 186H212V187L210 186V188L208 187V188L210 189V195H211L212 193H213V194L215 193V191L211 189V188H213ZM224 186H223V187H224ZM230 186H231V185H230ZM233 186H232V187H233ZM244 186H245V187H244ZM7 187H6V188H7ZM23 187H27L26 189H29L27 184H26L25 186H23ZM23 187H22V190H21V191L26 192L25 190H23V189H24ZM44 187H45V186H44ZM44 187H43V188H44ZM112 187H113V185H112ZM149 187H150V186H149ZM149 187H148V188H149ZM161 187H162V186H161ZM174 187H175V186H174ZM190 187H191V186H190ZM201 187H202V186H201ZM225 187H226V186H225ZM228 187H229V186H228ZM240 187H239V189H240L241 191H243L244 189H243V188L241 189ZM249 187H250V188H249ZM52 188H53V187H49V189H51V190L53 191L54 188H53V189H52ZM78 188H79V189H78ZM101 188H102V189H101ZM128 188H129V187H127L126 189H128ZM132 188H133V187H132ZM165 188H166V187H165ZM165 188H164V190H165ZM229 188H230V187H229ZM229 188H225V189H228L227 192H226V190H225V193L227 194V196L224 195V194L222 195V193H221V197L218 198V200H219V199L221 200V201H219V202H222L223 198H228V194H229L228 192H230V191L232 190L231 188H230V189H229ZM263 188H264V187H263ZM44 189H46V190L43 191V192H46V191H47V192L49 193V191L47 190L48 188H44ZM65 189H64V190H65ZM71 189H73V188H71ZM71 189H69V188H68V190L66 189V190L68 191V194H67V191H66V190H65L66 192L64 191L66 195L62 194L61 192H60L61 194H58V195H60V196L64 195V196H66L67 198H68V195H69V196H72V195H73V197H71V198H74V200L77 199V196H78V195H79V196L82 195V194H80V193H81V190H80V191H79V192H80L79 194H78V192H75V193L78 194V195L75 197V196H74L75 193H74L73 190H71ZM123 189H122V190H123ZM130 189H131V188H129L128 190H130ZM150 189H152V187H151ZM150 189H149V191H150ZM154 189H153V190H154ZM188 189H190V188H188ZM199 189H198V191L200 192L201 189H200V190H199ZM202 189H203V188H202ZM209 189H206V191L209 190ZM214 189H215V188H214ZM216 189H217V188H216ZM222 189H223V188H222ZM247 189H245V190H247ZM254 189H255V188H254ZM259 189H260V188H259ZM261 189H262V188H261ZM261 189H260V190H261ZM5 190H6V191H5ZM89 190H90V192H89ZM116 190H115V192L117 193V195H116V194H115V195H116L117 197H119L121 191L118 192V190H117V191H116ZM128 190H127V191H128ZM147 190H148V189H147ZM155 190L152 191V192H154V195H155ZM160 190H161V188H160ZM175 190H174V188H173V191H175ZM185 190H186V192H185ZM193 190H194V191H193ZM204 190H205V188H204ZM211 190L214 191V192H211ZM240 190H239V191H240ZM12 191L14 192V190H12ZM12 191H11V192H12ZM54 191H55V190H54ZM95 191H96V192H95ZM124 191H125V189H124ZM127 191H125V192L127 193ZM131 191H133V190L131 189ZM149 191L146 192V191H145V188H144V192L147 194L146 196H148V195L150 194ZM162 191H163V190H162ZM162 191H161V192H162ZM206 191H204L205 194H206ZM221 191H222L221 189H220V191H218V192H217V190H216L217 193H220ZM223 191H224V190H223ZM223 191H222V192H223ZM232 191H233V190H232ZM241 191H240V194L243 195L244 192H241ZM248 191H245V193L248 192ZM254 191H257V190H254ZM258 191H259V190H258ZM258 191H257V192H258ZM5 192H6V193H5ZM24 192H23V193H24ZM43 192L40 193L41 196H43V195H42ZM50 192H51V191H50ZM70 192L72 193L71 195H70ZM94 192L97 193V194H95ZM103 192H100V193H99V195L101 194L100 197H101L102 199H103V197H102V196H103V195H102ZM112 192H113V193H112ZM125 192H123V193H125ZM134 192H132V195L130 194V195H131L130 197H132V196H134V195L136 194V193H134ZM166 192L168 193V194L166 193L167 195H172V194H171V193H172L171 188H170V191H169V192H171L170 194H169L168 190H167ZM183 192H182V193H183ZM193 192H194L195 195L192 194ZM199 192H197V193H199ZM250 192H252V194L254 193L253 191H250ZM257 192H256V194H257ZM260 192H263L262 194H261V193H258V195L261 194L262 197H261V196H260V197H261V201L263 202V201H264V196H263L264 191L262 190V191H260ZM15 193H16V192H15ZM17 193L19 194L18 191H17ZM17 193H16V194H17ZM123 193H121V195H123ZM126 193H125V194H126ZM128 193H129V191H128ZM177 193H178V192H177ZM201 193H203V192H201ZM207 193H208V192H207ZM223 193H224V192H223ZM233 193L230 192V194H232V195H233ZM245 193H244V195H245ZM7 194L10 195L11 197L8 196V199H5V198H7ZM21 194H22V193L20 192L19 196H20ZM25 194H26V193H24V195H25ZM44 194H46V193H44ZM53 194L55 195L54 192H53ZM53 194H52V195H53ZM108 194H112V195L110 196V195H108ZM125 194H124V195H125ZM137 194H136V195H137ZM143 194H144V193H143V191H142V194H141V195H142V198H140V195H139V196H138V195H137V196L135 195V197H132V198H133V199L136 198V200H138V201H139V199H140V200H141L140 202L143 203V200H144L145 197H146L145 194H144L145 197L143 196ZM151 194H153V193H151ZM156 194H158V193H156ZM159 194H161V193H159ZM159 194H158L157 196H159ZM166 194H165V195H166ZM173 194H174V193H173ZM184 194H183V195H184ZM205 194H204V196H205ZM208 194H209V193H208ZM238 194H237V195H238ZM248 194H249V192H248ZM248 194L246 193L245 196L248 197ZM254 194H255V193H254ZM254 194H253V195H254ZM256 194H255V195H256ZM24 195H23V196H24ZM28 195H27V198L29 199L31 196L29 197ZM37 195H35L36 198H37L38 196L41 197L40 195H38V196H37ZM46 195H47V194H46ZM52 195H51V193H49V198H50V196H52ZM86 195H87V194H86ZM86 195H85V197H86ZM91 195H92V196H91ZM121 195H120V197H121V199H123L124 196L122 197ZM154 195H152V196H154ZM162 195H163V196H162ZM175 195H176V194H175ZM175 195H174V197H173V196H170V198H172L170 201L174 200L173 203H174V202H177L178 200L181 201L182 196H180V194H177L176 196H175ZM190 195H191V196H190ZM200 195H201V194H200ZM232 195H231V196H232ZM253 195H252V196L249 195V200H250V197H255V196H253ZM258 195H256V196H258ZM21 196H22V195H21ZM23 196H22V197H23ZM47 196H48V195H47ZM55 196H56V195H55ZM60 196H58V198H57V197H54V196H52V197H53L54 199H56V198L59 199ZM87 196H88V195H87ZM109 196H110V197L113 196V198H110V199H109ZM126 196H127V194H126ZM149 196H150V195H149ZM152 196H151V198H152ZM161 196H162V198H166V197H164V194H161V195L159 196V198H160ZM195 196H196V197H195ZM217 196H220V195H217ZM245 196H244V197H245ZM17 197H18V196H16V200L14 199L16 202H17ZM24 197H25V196H24ZM24 197H23V198H24ZM39 197H38L37 199H41V198L43 199V198L45 197V195H44L43 197H41V198H39ZM66 197H65V198H66ZM81 197H82V196H81ZM96 197H98V195H97ZM104 197H105V195H104ZM128 197H129V196H128ZM167 197H168V196H167ZM210 197H211V198L213 197V199L215 198V196H213V195L210 196ZM210 197L208 196V198H210ZM232 197H233V196H232ZM239 197H240V195H239ZM247 197H246V198H247ZM14 198H15V197H14ZM25 198H26V197H25ZM32 198H33V197H31L30 200H31ZM47 198H48V197H46V199H45L46 201H47ZM49 198H48V199H49ZM53 198H52V199H53ZM63 198H64V197H63ZM63 198H61V199H59V200H64ZM71 198H70V199H71ZM78 198H79V197H78ZM92 198H93V199H90V200L95 201V200H94L95 197H92ZM98 198H99V197H98ZM101 198H100V199H101ZM132 198H131V199H132ZM148 198H149V197H148ZM151 198H150V199H151ZM154 198H155V197H154ZM154 198H153V199H154ZM184 198H183V201H184ZM189 198H190L192 201H190ZM202 198H203V197H201V198H200V197H197V200H198V199L201 200ZM221 198H222V199H221ZM236 198H237V197H236ZM246 198H243V200H242V201H244V202L247 201V202H245L246 204H244L242 201H241L242 203H238V204H239L238 207H240V206L243 207V205H244L243 208H244V210H245V211H244L242 208H241V209L238 208V211L243 210V212H244V213H243L244 215H242V214L239 213V216H243V217L246 218L245 220L242 219V220L244 221V223H243V221H240V222H241V224H243L244 226L249 225L251 222H252V224H253V223H256V224H257V222L254 221V217H255V216L252 217L253 214L256 215V214H255L256 212H255V213H251V212L253 211V209H255V208H253V207L256 206V207H257V210H258V208H260V205L263 206V203H264V202H263V203H262L261 201H260V202H259V201L257 202V198H258V197H257L256 199H255V198H251L250 201H252V202H253V200H256V201H254V203L247 204L249 200H247ZM262 198H263V200H262ZM19 199L21 200V198H19ZM37 199L35 200V198H34L33 201H37V202H38ZM42 199H41V200H42ZM52 199H50V200L52 201ZM80 199H81V198H79V200H80ZM118 199H119V198H118ZM118 199H117V201H118ZM121 199H119V200H121ZM133 199H132V201H134ZM150 199H149V200H150ZM153 199L151 200V201H152L151 204H153ZM206 199H207V198H206ZM230 199H232V198H230ZM244 199H246V200H244ZM252 199H253V200H252ZM7 200H8V201H7ZM12 200H13V198H12ZM14 200H13L12 202H14ZM41 200H39V201H41ZM81 200H83V198H82ZM88 200H89V199H88ZM104 200H105V199H104ZM126 200H127V198H126ZM129 200H130V199H129ZM136 200H135V202L133 203L134 206H135V203H137V206H138V203H140V202H136ZM146 200H147V198H146ZM159 200H160V201H158V203H156V202L154 201V204H153V205H154V207H155L156 209H158L157 206H156L157 204H158V205L160 204L159 207H165V205H166V207H167V205L171 204V202H170V203L167 202V200H169V198H167V200L164 199L166 202H165L163 199H159ZM208 200H209V199H207L206 201L208 202ZM216 200H217V198H216ZM225 200H226V199H225ZM225 200H223V201L225 202ZM25 201H26V200H25ZM25 201H24V203H25ZM33 201H32V203H33ZM42 201L45 203L44 200H42ZM42 201H41L40 203H42ZM53 201H54V200H53ZM64 201H66V200H64ZM77 201H78V200H77ZM84 201H86V200H84ZM102 201H103V200H102ZM115 201H116V200H115ZM115 201H114V202H115ZM121 201H122V200H121ZM156 201H157V198H156ZM163 201H164V202H163ZM194 201L196 202V200H194ZM210 201H211V199H210ZM214 201H215V200H213V202H214ZM232 201H233V199H232ZM232 201H230V203L225 202V203H227L228 205H226L224 202H222L223 204L220 203L221 205H224V208H223V206H221L220 204H219V206L222 207L223 210H224V209H229V210H230V211H228L229 213H227V212L224 210V211L227 213V216H228V214H229V217H234V218H235V216H232V214H230V213H232V212L235 211V209H236V208H235V203L238 202V199H237V200L234 199V202L237 201V202H235V203H233ZM20 202H21V201H20ZM22 202H23V201H22ZM37 202H36V205H37ZM55 202H56V201H55ZM57 202H58V201H57ZM57 202H56V204H55L56 206H58ZM79 202H80V201H79ZM81 202H82V201H81ZM86 202H87V201H86ZM86 202H85V204H86ZM96 202H101V201H100L99 199H97ZM104 202H105V201H104ZM104 202H103V203H104ZM127 202H128V206H129V202H131V201H127ZM127 202H125V203H127ZM144 202H145V201H144ZM148 202H149V201H148ZM189 202H190V203H189ZM197 202L200 204L201 201H197ZM213 202H212V203H213ZM217 202H218V201H217ZM17 203H18V202H17ZM27 203H28V200H27ZM29 203H30V204H28V206H27V204H26L27 207H29V205H32L30 201H29ZM48 203H50V201H48V202L46 203L47 205H46V204H45V205L48 206ZM64 203H65V202L60 203V204H64ZM83 203H84V202H83ZM83 203H81V204L83 205ZM89 203H90V202H89ZM141 203H140V204H141ZM168 203H169V204H168ZM177 203H178V202H177ZM179 203H180V202H179ZM184 203H185V202H183V203H181V204L186 205V204H184ZM193 203H194V202H193ZM202 203H203V202H201V204H202ZM205 203H206V202H205ZM205 203H204V204H205ZM210 203H211V202H210ZM231 203H233V204H231ZM258 203H259V206H258ZM10 204H11V203H10ZM10 204H9V205H10ZM21 204H23V203H21ZM34 204H35V202H34ZM91 204H92V203H91ZM91 204H90V205H91ZM101 204H102V203H101ZM107 204H108V203H107ZM110 204H109L108 206H110ZM116 204H117L116 206H118V202H116ZM120 204H121V203H120ZM120 204H119V205H120ZM140 204H139V205H140ZM161 204H162V206H161ZM163 204H165V205L163 206ZM194 204H196V203H194ZM208 204H209V203H208ZM9 205H7V207H8ZM11 205H13V204H11ZM17 205H18V204H17ZM49 205H51V204H49ZM52 205H54L53 202H52ZM93 205H94L95 207H97V206H96L97 203H93L91 206H89L88 203L86 204V206L91 207V208L93 207ZM98 205H99L98 207H101V206H100V203H99ZM102 205H104V211L102 210V212H103V213H106V211H105V210H107V208H105L106 203H105V204H102ZM111 205H112V204H111ZM113 205H114L113 207H115V203H113ZM123 205H124V204H123ZM147 205H148V203H147ZM188 205L190 206V208H189ZM211 205H212V204H211ZM213 205H214V204H213ZM216 205H217V204H215L214 206H216ZM23 206H24V205H23ZM32 206H35V205H32ZM38 206H39V203H38ZM46 206H44V209L47 208ZM125 206L128 207L127 204H126ZM130 206H131V204H130ZM143 206H144V205H143ZM143 206H142V207H143ZM145 206H146V205H145ZM148 206H149V205H148ZM150 206H151V205H150ZM205 206H207V203L205 204ZM217 206H218V205H217ZM219 206H218V207H219ZM251 206H253V207H252L253 209L251 208ZM36 207H37V206H36ZM41 207H42V206H41ZM51 207H53V206H50L49 208H51ZM54 207H55V206H54ZM58 207H59V206H58ZM60 207H61V208L58 209L59 211L62 209V206H60ZM81 207H82V209H83L84 206H81ZM110 207H111V206H110ZM119 207H121V206H118V210L121 209V208H119ZM140 207H141V205H140ZM142 207H141V208H142ZM166 207H165V208H166ZM168 207H170V206H168ZM198 207H200L199 212H201V213H203V214H205V212H206V215L209 214L208 211H207V209H209V207L205 209V210H206L205 212H204V208H203L204 206H203V205H200V206H198ZM230 207H233V208H232L233 210H231ZM236 207H237V204H236ZM247 207H248V208L250 207L249 210H247ZM263 207H264V206H263ZM9 208L12 209L10 206H9ZM16 208H19V205H18V207L16 206ZM21 208H22V206H21ZM23 208H24V207H23ZM37 208H39V207H37ZM42 208H43V207H42ZM49 208H48V209H49ZM85 208H86V207H85ZM91 208H90V209H91ZM101 208L103 209V206H102ZM115 208H117V207H115ZM115 208H114L113 210H115ZM122 208H123V206H122ZM131 208H132V206H131ZM136 208H137V210H136V215H138V214H137V211H138V209H139V206L136 207ZM146 208L148 209L147 206H146ZM149 208L152 209L153 206H152V207H149ZM155 208H154V209H155ZM182 208H184V206H183V207L181 206V209H182ZM187 208H189V209H187ZM13 209H15V203H14V207H13ZM13 209H12V210H13ZM24 209H26V208H24ZM48 209H47V210H48ZM51 209H52V208H51ZM71 209H73L72 206H71ZM88 209H89V208H88ZM88 209H87V208L84 209V210H87L88 212L85 211V212H82V213H84V214L87 215V214L89 213V211H90V210H88ZM99 209H100V208H98V210H99ZM108 209H109V208H108ZM111 209H112V207H111ZM123 209L126 210L125 208H123ZM123 209H121V211H122ZM128 209H130V208H128ZM154 209H152V210H154ZM159 209H161V208H159ZM162 209H163V208H162ZM166 209H168V208H166ZM166 209H165V210H166ZM169 209H170V208H169ZM169 209H168V211H169ZM175 209H176V210H175ZM195 209H199V208H195ZM210 209H211V208H210ZM217 209H219V208H217ZM251 209H252V210H251ZM12 210H11V211H12ZM18 210H19V209H18ZM29 210H30V208H29ZM40 210H43V209H40ZM52 210H53V209H52ZM52 210L50 211V209H49V212L51 213V215H52V212H53ZM58 210H57V212H58ZM62 210H63V209H62ZM74 210H75V209H74ZM74 210H73V211H74ZM91 210H92V211H91L92 213H93V212L95 213V210L98 211L97 208H93V209H91ZM109 210H110V209H109ZM118 210H117V211H118ZM130 210H131V209H130ZM143 210H144V208H143ZM143 210H142V211H143ZM149 210H150V209H149ZM172 210H173V211H172ZM174 210H175V211H174ZM212 210H213V209H212ZM212 210H211V211H212ZM246 210H247V211H250V210H251V212H249V213L251 214V216H250L249 214H246V215H245V213H247ZM16 211H17V210H15V212H16ZM21 211H22V210H21ZM25 211H26V210H25ZM54 211L56 212V210H54ZM100 211H101V210H100ZM100 211H99L98 215L96 214L97 212L95 213V214H96V217L100 216V215H99V214H100ZM117 211L115 210V211H113V212H116V213H117ZM140 211H141V210H140ZM145 211H146V210H145ZM145 211H144V212H145ZM181 211H182V210H181ZM211 211L209 210V212H211ZM217 211H218V210H217ZM259 211H260V210H259ZM263 211H264V208H263V210H262V208H261V214H264ZM9 212H10V210H9ZM26 212H27V211H26ZM26 212H25V214H26ZM38 212H39V210H38ZM43 212H45V211H43ZM71 212H72V211H71ZM102 212H101V214H103ZM110 212H112V211H111V210L108 211L109 215L107 214V215H108L107 217H109V216H111V215H112V216L115 215V214H111V215H110ZM113 212H112V213H113ZM127 212H129V211H127ZM151 212H152V211H151ZM159 212H161V211L159 210ZM162 212H163V211H162ZM166 212H167V211H166ZM225 212H224V213H225ZM10 213H11V212H10ZM16 213H17V212H16ZM19 213H21V212L18 211V214H19ZM60 213H61V212H60ZM62 213H63V212H62ZM69 213H70V211H69ZM75 213H76V212H75ZM75 213H72V214H75ZM82 213H81V214H82ZM92 213H90L89 215L91 216ZM123 213H124V212H123ZM129 213H130L131 216H132V214H134L135 211H133V212H129ZM129 213H128V214H129ZM147 213H148V212L146 211L145 214H147ZM154 213H157L156 210H155ZM154 213H153V214H154ZM167 213H168V212H167ZM207 213H208V214H207ZM236 213H237V212H234L233 214L236 215ZM241 213H242V212H241ZM257 213H258V212H257ZM5 214H6V212H5ZM21 214H22V213H21ZM21 214H19V215L22 216L23 214H22V215H21ZM25 214L23 215V218H24ZM27 214H29V213H27ZM47 214H48V213L46 212V215H47ZM81 214H79L80 217L78 216V219H80L81 216H83V215H81ZM125 214H126V211H125ZM130 214H129V216H130ZM145 214H144V215H145ZM148 214H149V213H148ZM150 214H152V213H150ZM150 214H149V215H150ZM162 214H163V213H162ZM164 214H165V212H164ZM164 214H163V215H164ZM259 214H260V213H258V215H259ZM261 214H260V216H262ZM7 215H11V214H7ZM12 215H13V212H12ZM12 215H11V217H12ZM14 215H15V213H14ZM14 215H13V216H14ZM38 215H39V214H38ZM40 215H42L41 212H40ZM55 215H56V213H54V216H53V217H55ZM60 215H61V214H59V216H60ZM63 215H64V214H63ZM63 215H62V217H63ZM89 215H87V216H89ZM92 215H93V214H92ZM117 215H120V216H119V217H120L119 219H121V217H122V216H121V215H122L121 212H120V214H119V212H118L115 216H117ZM139 215H143V214L140 213ZM144 215H143L142 219L145 217ZM149 215H148V216H149ZM155 215H156V214H155ZM155 215H154L153 217H156ZM158 215H160V214L157 213V216H158ZM181 215H182V212H181ZM206 215H205V216H206ZM211 215H213V212H211ZM16 216H18V215H16ZM16 216H15V217H16ZM20 216H19V217H20ZM28 216H29V215H28ZM33 216H34V215H33ZM43 216H44V214H43ZM43 216H42V217H43ZM59 216H57V218H59ZM87 216H85V217H87ZM90 216H89L90 219H89V218L87 219L88 222H89L90 220H91V222H92V219H94V217H95V216H93V217L91 218ZM104 216H106V214H105ZM104 216H103V217H104ZM124 216H125V215H124ZM124 216H123V217H124ZM148 216H146V218H148ZM196 216H198V215L196 214ZM209 216H210V214L208 215V219H209ZM237 216H238V213H237ZM237 216H236V217H237ZM263 216H264V215H263ZM4 217H5V216H4ZM8 217H9V216H8ZM25 217H26V216H25ZM30 217H32V216H30ZM42 217H34V218H32V219H29V220L27 219V222L30 224L28 230H29V229H31V230H30V232L28 233V240H29V241H28V243H26L27 246H26L25 244H24V245H25V247L28 249V251H27V249H23L24 247L21 249V246L23 245V243H22L21 246H20V248L18 249L16 255H13V256L16 257V256L18 255V252H19V254H22V252H20V250H22V251L24 250L23 253L25 252V250H26L27 252H29V254H30V252H32L31 254H33V257H34L35 255H38V254L41 255V254H40V253H41L40 251H42V249H43V246H42V245L45 244V243L43 244V241H44V240H42V238L45 239L46 236H47V239H48V237L51 238V235H52V234L49 235V233H50V231L53 229V227L56 226L55 221L58 220V219H56V218H55V219H56L55 221L50 220V219H49V217H50L49 215H47V218H48L49 220L46 218V216H44L45 218H42ZM60 217H61V216H60ZM62 217L60 218V221H61L62 219L65 218V216H64V218H62ZM96 217H95V219H96ZM100 217H101V216H100ZM103 217L101 218L102 221H103V219H107V218H105V217L103 218ZM117 217H118V216H117ZM133 217H134V216H133ZM136 217H137V216H135V218H136ZM151 217H152V215H151ZM160 217H161V216H160ZM160 217L158 216V219H162V217H164V216H162L161 218H160ZM165 217H166V218H165ZM165 217H164L165 219H163V220H166V219H167V215H166V214H165ZM199 217H201V216H199ZM203 217H204V216H203ZM210 217H211V216H210ZM249 217H250V220H249V219L247 220V218H249ZM251 217H252V218H251ZM257 217H258V216H257ZM12 218H13V217H12ZM21 218H22V217H21ZM23 218H22V221H23ZM27 218H29V217H27ZM83 218H84V217H83ZM109 218H110V217H109ZM115 218H116V217H115ZM115 218H111L110 220H112V219L114 220ZM126 218H127V216H126ZM129 218H131V217H129ZM135 218H133V219L131 218V219L134 220ZM194 218L196 219V217H194ZM194 218H193V219H194ZM234 218H233V219H234ZM239 218H240V217H237V220H238ZM260 218H261V217H259V219H260ZM6 219H7V218H6ZM14 219H15V222H16V218H14ZM18 219H19V218H18ZM25 219H26V218H25ZM84 219H86V218H84ZM99 219H100V218H99ZM99 219L97 218V220H99ZM117 219H118V218H117ZM119 219H118V220H119ZM124 219H125V218H123V220H122L123 222H124ZM197 219H198V217H197ZM201 219H203V218H201ZM206 219H207V218H205V221L207 222ZM211 219H212V218H211ZM211 219L209 220V221H210V226H212L211 224L213 223V222H211ZM217 219H218V218H217ZM233 219L230 218V220H232V221H233ZM7 220H8V219H7ZM9 220H11V219L9 218ZM19 220H21V219H19ZM97 220H95V221H97ZM110 220H109V219H108V220H104L105 223H104V221H103V222H102V221H101V222H100V221H97V222H99L100 225H101V224H105V225H103V226L105 227V226H106V223H107L106 221L111 222ZM125 220H126V219H125ZM143 220H144V219H143ZM145 220H146V219H145ZM147 220H150V219L148 218ZM156 220H157V219H156ZM156 220H155V225L157 224V223H156V222H157ZM163 220H161V221H163ZM181 220H183V221H181ZM203 220H204V219H203ZM230 220H227V222H229ZM234 220H235V219H234ZM239 220H241V219H239ZM256 220H258V218H257ZM263 220H264V218H263ZM263 220H262V221L260 220V221L263 222ZM60 221H59V223H60ZM84 221H85V220H84ZM84 221L81 220V223H82V224H83V223H84V224H87V221H85V222H84ZM114 221H115V220H114ZM114 221H113V222H114ZM122 221H119V222H122ZM151 221H153V220L151 219ZM151 221H150V222H151ZM201 221H202V220H200V224H201ZM235 221H236V220H235ZM235 221H234V223H235ZM260 221H258V223H259ZM2 222H3V224H4V223H5V224L3 225ZM64 222H65V221H63V223H64ZM113 222L111 223V225H113ZM116 222H117V221H116ZM116 222H115L114 224H117ZM126 222H127V221H126ZM132 222H133V221H132ZM132 222L130 223V225L132 224ZM145 222H146V221H145ZM153 222H154V221H153ZM158 222H159V220H158ZM163 222H164V221H163ZM221 222H222L221 224L223 225V223H224L225 221H221ZM245 222H246V223H245ZM249 222H250V223H249ZM261 222H260V223H261ZM17 223H18V222H17ZM20 223H21V222L19 221V224H20ZM28 223H27V225H29ZM57 223H58V222H57ZM59 223H58V224H59ZM124 223H125V222H124ZM124 223H122V226H123ZM161 223H162V222H161ZM165 223H162V224H165ZM169 223H170V224H169ZM203 223H205V222H202V224H203ZM219 223H220V222H219ZM229 223H231V222H229ZM232 223H233V222H232ZM234 223H233V225H231V224H229V225H231V226L234 227V226H235ZM237 223H239V221H237ZM237 223H236V224H237ZM263 223H264V222H263ZM13 224H14V223H13ZM19 224H18V225H19ZM22 224H23V223H22ZM22 224H21V225H22ZM84 224H83V225H84ZM89 224H90V222H89ZM97 224H98V223H96V226H95V223H94V227H84L85 230H89V233H88V235H87V237H86L85 239H83V238H84V234H82L83 237L81 236L82 239H80V235L78 234V236H79L78 241H76L77 239H76V240H72V237L68 238L70 241H69L68 239H67V240H68L69 242H71V240H72V241H76V242H79L80 240H82V243L84 242L85 244H84V243H83V244H84L86 247L89 248V246H90L93 242L95 243L96 240H98V238H100V236L102 237L101 239H105V237L103 238V236H102V235H104V234L100 235V233H101L100 230H101V229H99V228H100L101 226H100V225L97 226ZM150 224H152V223H150ZM153 224H154V223H153ZM153 224H152V226L154 227ZM200 224H199L198 227H197V225H198V224H197L196 227L199 228V227H200ZM208 224H209V223H208ZM214 224H213V225H214ZM226 224H227V223H226ZM226 224H225L224 226H226ZM5 225H6L8 228H7ZM18 225H16V227L14 228V229H17L16 232H18V228H17ZM53 225H54V226H53ZM63 225H64V224H63ZM107 225H108L107 227L110 228V224H107ZM128 225H129V224H128ZM141 225H142V226H141ZM141 225H140L139 228L137 227V228L139 229V231H140V228L143 227V224H141ZM188 225H190L189 228L187 227ZM239 225H240V223H239ZM243 225H240V226L243 227L242 230H239L238 228H236L237 230H239V231H237V230H236V231H237V232H242V231H244V229H245V230L248 229L247 226H246V227H247V228H246V227H244ZM259 225H260V226H264L263 224H262V225L259 224ZM13 226H15V225H13ZM45 226L47 227V231L44 230V232H42L41 229L44 228ZM57 226H59V225H57ZM57 226H56V227H57ZM60 226H62V221H61V225H60ZM79 226H80V225H79ZM84 226H85V225H84ZM90 226H93V225H90ZM103 226H102L101 228H103V231H102V232L104 233V232H105V229H104ZM118 226H119V225H117V227H118ZM131 226H132V225H131ZM131 226H130V228H133V230H134V229H135V228H134L135 226H134V227H133V226L131 227ZM144 226H145V224H144ZM147 226H148V224H147ZM147 226L141 228V231H142L144 228H146ZM150 226H151V225H150ZM152 226H151V227H152ZM161 226H162V225H161ZM161 226H160L159 229H161ZM163 226H164V225H163ZM202 226H203V225H201V229H202ZM205 226H206V225L203 226V227L205 228L204 230H206V227H205ZM207 226L209 227V225H207ZM220 226H221V225H220ZM236 226H237V225H236ZM250 226H253V225H250ZM254 226H255V227H256V226L258 227V225H254ZM254 226L251 227V228H254ZM2 227H3L4 229H3ZM20 227H21V226H20ZM20 227H19V228H20ZM24 227H28V226H24ZM24 227H23V228H24ZM56 227H55L54 230L58 229V227H57V228H56ZM114 227H115V226H114ZM117 227H116V228H117ZM124 227H125V226H123V228H121V227H120V228H121V229H124ZM127 227H128V226H127ZM151 227H148V228H151ZM155 227H156V226H155ZM155 227H154V228H155ZM194 227H195V226H194ZM194 227H193V228H194ZM242 227H240V228H242ZM257 227H256L255 229H258ZM11 228H12V229H11ZM82 228H83V227H82ZM111 228H113V227H111ZM120 228H117V229H120ZM130 228H129V229H130ZM154 228H152V229H154ZM165 228H163V229H164L163 231H165V230H169V228H168V229H165ZM209 228H210V227H209ZM212 228H215V227H212ZM212 228H211V229H212ZM227 228L230 229V226L227 225V226H226V229H227ZM231 228H232V227H231ZM262 228L264 229V227H262ZM262 228H260V229H262ZM8 229H9V230H8ZM21 229H22V228H21ZM24 229H26V228H24ZM45 229H46V228H45ZM48 229H49V230H48ZM152 229H150V230L152 231ZM199 229H200V228H199ZM199 229H198V230H199ZM249 229H250V227H249ZM249 229H248V231H247V230L244 231V232L247 233V235H248L249 233H251V232H253L256 236L258 235V234H256V233L259 232L258 230H257V232H256V230H252V229H250V230H252V231H250ZM26 230H27V229H26ZM54 230H52V233H53ZM83 230H84V229H83ZM83 230H81V231H83ZM85 230H84V231H85ZM113 230H114V229H113ZM124 230H125V229H124ZM126 230H127V229H126ZM145 230L147 231V229H145ZM157 230H158V228H157ZM227 230H228V229H227ZM230 230H231V229H230ZM19 231H20V229H19ZM24 231H25V230H24ZM81 231H80V232H81ZM115 231H116V230H115ZM127 231H128V230H127ZM130 231H131V230H130ZM139 231H138V232H139ZM148 231H149V230H148ZM160 231H161V230H160ZM194 231H195V229H194ZM194 231H192V232H194ZM196 231H197V229H196ZM201 231H202V233L205 232V231H203V230H201ZM217 231H218V230H217ZM233 231H234V230H233ZM236 231L233 233L232 230H231V232L234 234V235H232V233H230V236H231V237H230L231 242H232V241L235 242V239H234V238L236 237V234H235V233H237ZM249 231H250V232H249ZM261 231H262V230H260V232H261ZM7 232H6V233H2V234H0V236L2 235L1 239H2L3 242H4L5 240H9V239H10L9 242H12V238H13L14 236L11 235V236H12V237H11ZM16 232L14 231V233H16ZM85 232H86V234H87V231H85ZM117 232H118V231H117ZM119 232H120V231H119ZM119 232H118V233H119ZM121 232H122V231H121ZM121 232H120V233H121ZM131 232H132V231H131ZM155 232H156V231H155ZM157 232H158V231H157ZM165 232H166V231H165ZM167 232H168V231H167ZM226 232H227V231H226ZM229 232H230V231L228 230V233H229ZM244 232H243L242 234L245 235L246 233H244ZM248 232H249V233H248ZM255 232H256V233H255ZM260 232H259V234H262L263 231H262L261 233H260ZM106 233H107V232H106ZM106 233H105V234H106ZM111 233H112V229H111ZM122 233H126V234H127V232H122ZM122 233L119 234V235H122ZM134 233H135V232H134ZM206 233H207V232H206ZM211 233H212V230H211ZM253 233H251V234H249V235H252ZM24 234H25V233H24ZM26 234H27V233H26ZM26 234H25V235H26ZM53 234H54V233H53ZM109 234H110V233L108 232V235H109ZM132 234H133V233H132ZM135 234H136V233H135ZM135 234H133V235H135ZM142 234H143V233L141 232V235H142ZM144 234L147 235L146 233H144ZM148 234H149V233H148ZM161 234H162V233H161ZM163 234H162V240H163V236H164ZM173 234H174V235H173ZM195 234H196V233H195ZM199 234H201V232H199ZM208 234H210V233H208ZM242 234H240V235H242ZM18 235L20 236L19 233H18ZM18 235L15 234V236H17V238H19ZM21 235H22L23 237L25 236V235H23L22 232H21ZM62 235H63V234H62ZM62 235H59V238H58V239L61 240L60 236H62ZM64 235H66V234H64ZM127 235H129V231H128V234H127ZM127 235H125V236L128 238ZM137 235H139V234H137ZM141 235H140V236H141ZM145 235H144V236H145ZM152 235L154 236V234H152ZM158 235L161 236L160 234H158ZM158 235H156V236H158ZM193 235H194V233H193ZM197 235H198V234H197ZM197 235H195L194 237L196 238ZM201 235H202V234H201ZM203 235H204V234H203ZM203 235H202V236H203ZM218 235H219V236H218ZM228 235H229V234H228ZM238 235H239V234H238ZM244 235H243V236H244ZM247 235H246V237H247ZM255 235H253L252 238H256V237H254ZM263 235H264V234H263ZM53 236H54V238H55V237L58 236V234H57L56 236H55V235H52V240L49 239L50 241H52V242L54 243V241H55L57 238L53 241V239H54ZM85 236H86V235H85ZM135 236H136V235H135ZM135 236H134V237H131V236H130V239H132V238H133V239H134V238L136 239ZM150 236H151V235H150ZM153 236H152V238L155 237V236H154V237H153ZM165 236H166V235H165ZM189 236H190V234H189ZM204 236H205V238H206V235H204ZM204 236H203V238H204ZM212 236H213V235L211 234V238H212ZM215 236H214V237H215ZM233 236H234V237H233ZM243 236H242V237H243ZM261 236H262V235H261ZM261 236H260L259 239H258V237H257V239L254 240V242L257 240L255 243H253V244H255V246H256V244L258 243V240H260V239H264V236H263V238H262ZM23 237H22V238H23ZM106 237H107V236H106ZM122 237H124V236H122ZM122 237H121L119 243L116 245L117 247L115 246L117 250H118V249H119V250L122 249V245H121V244H124V243H121L122 240H126V241H124V242H125V245H124V246L127 245L126 242H127V240H129V239H123ZM192 237H193V236H192ZM209 237H210V235H209ZM228 237H229V236H228ZM228 237H227V238H228ZM237 237H238V236H237ZM237 237H236V238H237ZM239 237H240V236H239ZM242 237H241V238H242ZM248 237H249V239H251L250 236H248ZM15 238H16V237H15ZM17 238H16L17 241L14 239V240H15L14 243H15V242H16V243H20V241L22 240V239H21V240H18ZM25 238H27V237H25ZM66 238H67V236H65V239H66ZM76 238H77V237H76ZM107 238H108V237H107ZM140 238H141V237H139L138 239H140ZM142 238H143V237H142ZM145 238H146V236H145ZM145 238H144V239H145ZM156 238H157V239H156ZM156 238H155L156 240L153 239V240H150V242H152V241H154V240H155V242H158L157 240L159 239V237H156ZM207 238H208V235H207ZM215 238H216V237H215ZM215 238H214V239H215ZM223 238H224V236H223ZM3 239H4V240H3ZM65 239H63L62 242H64ZM101 239H99V240L101 241ZM133 239H132V241H133ZM138 239H137V241H139ZM150 239H151V238H150ZM190 239H192V238H190ZM190 239H189V240H190ZM243 239H245V237H244ZM243 239H242V240H243ZM247 239H248V238H247ZM247 239H246V241H247ZM45 240H46V239H45ZM49 240H47V242H48ZM60 240H57V241L60 242ZM105 240H106V239H105ZM141 240L143 241V239H141ZM146 240H147V238L145 239V241H143V242L141 241V246L145 245V244H143L144 242H148V241H146ZM198 240H199V241H198ZM236 240H237V242H236V244H235L236 247H237V248H238V247L241 248V246H238V245L240 244V242H238V240H240V239L237 238ZM252 240H253V239H252ZM18 241H19V242H18ZM22 241H23V240H22ZM22 241H21V242H22ZM65 241H66V240H65ZM137 241L134 242L135 245H133V243H131L133 247L135 246V248H133L131 245H130L131 248H129V249H131V251H130L129 253H130V256H132V259H133V260H137V257H139L138 254L140 255V254L142 253V251H140V250H144V249H141L142 247H140V249L138 250L140 253L138 252V253H137V257H136V254H135V253H136L137 249L139 248V244H140V242H137ZM159 241H160V240H159ZM163 241H164V240H163ZM191 241H192V240H191ZM194 241H196V240H194ZM214 241H215V243H214ZM223 241L226 242V239H224ZM227 241H229V243H230L229 238L227 239ZM248 241H249V240H248ZM260 241H261V240H260ZM0 242H1V240H0ZM6 242H8V241H6ZM26 242H27V240H26ZM44 242H45V241H44ZM47 242H46V243H47ZM130 242H131V241H130ZM150 242H148V244H149ZM250 242H251V241H250ZM252 242H253V241H252ZM1 243H2V242H1ZM14 243H13V242H12L11 244L7 243L8 245H10V247H12V248L10 249V247L8 248V247L6 246L9 250H8L7 248H5L4 245L1 246L2 244H0V252L2 251V249H3V247H4V250H3V251H4V253H5L6 255H8V256H6V257H4V258L7 259L8 261H11V262L13 261V259H15V261H13L12 263L10 262L11 264H16V263H15L16 261L18 262L19 260L22 259V258H21L22 256H20V255L17 256L18 258H19V257L21 258V259H19V260H16V259H18V258H13V256L9 255V254L12 252L11 250H14V248H15V247H13V246H15V245H13ZM24 243H25V242H24ZM49 243H50V242H49ZM57 243H58V242H57ZM60 243H61V242H60ZM67 243H68V242H67ZM94 243H93V244H94ZM98 243H99V241H97L96 244H98ZM100 243H101V242H100ZM100 243H99V244H100ZM102 243H103V242H102ZM102 243H101L100 246L103 245ZM127 243H128V242H127ZM136 243H137V244L139 243V244L137 245ZM161 243H162V241H161ZM229 243H227L228 246H229L230 244H231L230 246H232V243H233V242L230 243V244H229ZM238 243H239V244H238ZM241 243H242V242H241ZM243 243H244V242H243ZM263 243H264V241H263L262 243L259 242L258 244H259V245L261 244V245L263 246ZM3 244H4V243H3ZM63 244H64V243H63ZM65 244H66V243H65ZM73 244H75V243H73ZM79 244H80V243H79ZM104 244H105V243H104ZM119 244L121 245V247L118 248V246H120ZM157 244H158V243H157ZM157 244H153V243H152L153 247H154L155 245H157ZM165 244L168 245V243H166V242H165ZM169 244H170V243H169ZM194 244H195V243H194ZM244 244H247V242H245ZM248 244H250V243H248ZM253 244H251V247L247 245V246H248V249H249V247H250V248H255V247L252 246ZM16 245L18 246V244H16ZM19 245H20V244H19ZM24 245H23V246H24ZM47 245H48V244H47ZM53 245H54V244H53ZM59 245H60V244L58 243L57 246H59ZM80 245H81V244H80ZM110 245L112 246L113 243H111ZM114 245H115V242H114ZM114 245H113V250L111 249V251H110V247H109V248L107 247V249H105L104 252H108V251H109V252L112 253L113 251H115L116 249H115ZM146 245H147V244H146ZM216 245L219 246L218 244H216ZM216 245H215V246H216ZM261 245H260V246H261ZM45 246H46V245H45ZM45 246H44V247H45ZM48 246H49V245H48ZM61 246H62V244H61ZM92 246H93V245H92ZM95 246H96V245H95ZM100 246H99V250L101 249ZM103 246H104V245H103ZM105 246H106V245H105ZM105 246H104V247H105ZM124 246H123V247H124ZM130 246H129V247H130ZM148 246H151V245H148ZM148 246H147V247H148ZM158 246H159V245H157L156 247H158ZM217 246H216L215 248H219V247H217ZM220 246H221V245H220ZM223 246H224V247H223ZM223 246H221V251L223 250V251L227 252V253H225L224 255H226V254L228 255V253H230L231 251L233 252V250H234V247H233V249H231V250H229V249L226 250V249H225V247H226V246H225V243L223 244ZM230 246H229V247H230ZM242 246H243V245H242ZM247 246H246V247H247ZM260 246H256V247H257V248H258V247L260 248ZM54 247H56V246H54ZM54 247H52V248H54ZM82 247L84 248V250H87L86 247H84V246H82ZM90 247H91V246H90ZM96 247H98V246H96ZM96 247H95V248H96ZM104 247H103V249H104ZM137 247H138V248H137ZM161 247H164V245H161ZM161 247H159V248L161 249ZM194 247H195V248H194ZM198 247H199V246H198ZM202 247H199V248H202ZM206 247H207V246H206ZM208 247H209V246H208ZM222 247H223V248H222ZM236 247H235V248H236ZM244 247H245V246H244ZM47 248H48V247H47ZM52 248H50V249H52ZM70 248H71V247H70ZM72 248H73V249H72ZM72 248H71L72 251H73L74 253H76L74 249H78L79 247L77 248V246H76V248H74V247H72ZM92 248H93V247H92ZM126 248H127V247H125L124 249H122V252H123ZM132 248L135 249V251H134ZM143 248H144V247H143ZM167 248H168V247L165 248L166 251H170V249L167 250ZM257 248H255V250H257ZM263 248H264V246H263ZM263 248H261L260 250L258 249V250L260 251V253H261V250H262ZM16 249H17V247H16ZM55 249H57V247H56ZM58 249H59V248H58ZM97 249H98V248H97ZM97 249H96V250H97ZM103 249H102V250H103ZM129 249H127V250H125V251H128ZM154 249H155V251H156V248H154ZM157 249H158V248H157ZM160 249L158 250L159 252H160ZM162 249H163V248H162ZM162 249H161V250H162ZM224 249H225V250H224ZM242 249H243V250L240 249V251H239V249H238V251H235V250H237V249H235L234 251L236 252V255H237L238 252H239L238 255H240L241 252H246V250L244 251L245 248L242 247ZM248 249H247V250H248ZM43 250H44V249H43ZM52 250H53V249H52ZM52 250H48V251L53 252ZM80 250H81V246H80ZM84 250H82V252H83ZM89 250H90V249H89ZM89 250H87V251H85V252H89ZM93 250H94V248L92 249V251H93ZM117 250H116V253H117ZM119 250H118V251H119ZM132 250H133V251H132ZM149 250L151 251V250H152V247H151V249H149ZM250 250H252V249H249L248 251L251 252ZM253 250H254V249H253ZM6 251H8V252H7L8 254L6 253ZM9 251H11V252L9 253ZM57 251H58V250H57ZM69 251H70V250H69ZM69 251H68V252H69ZM76 251H77V250H76ZM147 251H148V249H147ZM150 251H149V252H150ZM152 251H153V250H152ZM152 251H151V252H152ZM155 251L152 252V254L154 253L153 255H155V253L157 254V252H158V251H156V252H155ZM163 251H165V250H163ZM163 251H162V253H163ZM166 251H165V252H166ZM198 251H199V252H198ZM218 251H219V249H218ZM223 251H222V252H223ZM228 251H229V252H228ZM248 251H247V253H248ZM259 251H258L257 253L260 255ZM262 251H263V254H262V255H264V250H262ZM42 252H43V251H42ZM58 252H59V251H58ZM60 252H62V251L60 250ZM60 252H59V253H60ZM131 252H132V253H131ZM151 252H150V253H151ZM159 252H158V253H159ZM210 252L212 253V255L210 254ZM232 252H231V253H232ZM252 252H253V251H252ZM252 252H251V253H252ZM2 253H3V252H1V254H2ZM13 253H14V252H12L11 254H13ZM47 253H48V252H47ZM49 253H50V252H49ZM54 253H55V252H54ZM54 253H52V254H54ZM59 253H58V255H59ZM63 253H64V252H63ZM80 253H81V252H80ZM116 253L112 254V256L114 255V257H115V255L118 254V253H117V254H116ZM120 253H121V252H120ZM124 253H126V257L129 256V255H127V254H128L127 252H124ZM150 253H148V254L151 256ZM160 253H161V252H160ZM162 253H161V254H162ZM167 253H168V252H167ZM169 253H168V254H169ZM5 254H4V255H5ZM14 254H15V253H14ZM26 254L28 255V253H26ZM31 254H30V255H31ZM43 254L45 255V253H43ZM82 254H83V253H82ZM82 254H81V255H82ZM87 254H88V253H87ZM93 254H94V253H93ZM105 254H106V253H105ZM121 254H122V253H121ZM121 254H120L119 256H121ZM134 254H135V255H134ZM187 254L190 255L191 258H190V257L185 258V256H188ZM206 254H210V255L208 256V255H206ZM216 254H217V256H216ZM220 254H221V253H220ZM220 254H219L217 251H214V255L216 256V258H217V257H220V256H219ZM232 254H233V253H232ZM232 254H230V255H232ZM252 254H253V253H252ZM4 255H3V256H4ZM22 255H23V254H22ZM46 255H47V254H46ZM50 255H51V253H50ZM50 255H49V256H50ZM55 255H56V254H55ZM58 255H57L56 257H59ZM61 255H62V254H61ZM66 255H67V254H66ZM110 255H111V254H110ZM110 255H109V256H110ZM145 255H146V254H145ZM165 255H166V254H165ZM214 255H213V256H214ZM222 255H223V254H222ZM227 255H226V256H227ZM233 255H235V254H233ZM254 255H256V253H255ZM0 256H1V258H3L2 255H0ZM28 256H29V255H28ZM31 256H32V255H31ZM52 256H53V255H51L50 257H52ZM84 256H86V253H85ZM112 256H111V257H112ZM130 256L128 257V259L131 258ZM150 256H148V257H150ZM158 256H160V254H158V255L155 256V257L161 259V257H158ZM161 256H163V257L165 258L164 255H161ZM213 256H212V257H213ZM228 256H229V255H228ZM228 256H227V257H228ZM35 257H36V256H35ZM37 257H38V256H37ZM56 257H55V258L53 257V259L55 260ZM64 257H65V254H64ZM116 257H117V256H116ZM122 257L124 258V255H123ZM134 257H136V258L134 259ZM153 257H154V256H153ZM155 257H154L153 260H155ZM163 257H162V258H163ZM167 257L169 258V256H167ZM171 257H170V259H171ZM182 257H184V258H182ZM203 257H204V256H203ZM203 257L199 258V260L201 259L200 261H198V259H197V261H198L197 264H201L202 259H203V260L205 259V261L202 262L203 264H211L212 261H214V258H213V260H212V259L210 260V259H209L210 257H209V258L206 260V258H203ZM221 257H222V256H221ZM221 257H220V258H221ZM262 257H264V256H262ZM9 258H10V260H9ZM12 258H13V259H12ZM59 258L63 259V257H59ZM120 258H121V257H120ZM120 258H119V260H120ZM164 258H163V259H164ZM216 258H215V260H216ZM230 258L233 260L234 257L232 256V257H230ZM235 258H237V257H235ZM235 258H234V259H235ZM259 258H261V256H260V257H257V259H259ZM5 259H0V260L4 261ZM37 259H40V256H39ZM37 259H35V260H37ZM61 259H59V260H61ZM65 259H66V257H65ZM65 259H63V260H65ZM148 259H149V258H148ZM180 259H183V260H180ZM226 259H227V258H226ZM262 259H264V258H262ZM262 259H260V260H262ZM30 260H33L32 257L30 258ZM107 260H109V257H108ZM110 260H111V259H110ZM110 260H109V261H110ZM112 260H113V259H112ZM114 260H115V259H114ZM114 260H113V261H114ZM116 260H118V258H117ZM119 260H118V261H119ZM121 260H122L121 263H124V264H131V261H129V260L127 261V258H126V259L124 258V262H123V259H122V258H121ZM125 260H126V263H125ZM144 260H145V258H144ZM156 260H158V259H156ZM165 260H166V259H164V261H165ZM189 260H188V261H189ZM218 260H219V258H218ZM222 260H223V259H222ZM224 260H225V258H224ZM146 261H147V260H146ZM159 261L161 262V260H158V261H156V263H158ZM164 261H163L162 263H164ZM172 261L170 262V260H169L170 263H172ZM220 261H221V260H220ZM220 261H219V262H220ZM262 261H264V260H262ZM262 261H260V262H262ZM4 262H5V263L0 262V264H7V263H9V262H6V260H5ZM114 262H116V261H114ZM128 262H129V263H128ZM141 262H142V261H141ZM141 262L139 261L140 264H141ZM144 262H145V261H144ZM147 262H148V263H149V262L152 263L151 261H147ZM160 262H159V263H160ZM165 262H167V260H166ZM169 262H167V263H169ZM189 262H190V261H189ZM191 262H192V261H191ZM199 262H200V263H199ZM224 262H225V261H224ZM227 262H228V263H227ZM63 263H64V261H63ZM66 263H67V262H66ZM66 263H64V264H66ZM107 263H108V262H107ZM121 263H120V264H121ZM132 263H133V261H132ZM137 263H138V262H137ZM139 263H138V264H139ZM153 263H155V262H153ZM156 263H155V264H156ZM159 263H158V264H159ZM167 263H166V264H167ZM175 263H173V264H175ZM217 263H218V261H217ZM221 263L224 264L222 261H221ZM226 263H227V264H233V262L230 263V261H226ZM44 264H46V262H44ZM95 264H97V263L95 262ZM144 264H146V262H145ZM178 264H179V263H178ZM188 264H190V263H188ZM195 264H196V263H195ZM212 264H214V263H212ZM215 264H216V263H215Z\"/></svg>",
	"mask_w": 264,
	"mask_h": 264
}]
</instances>
